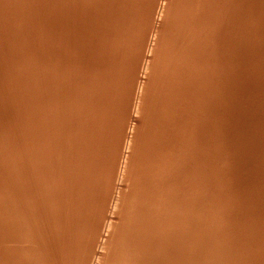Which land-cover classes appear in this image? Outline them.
<instances>
[{
  "label": "bare ground",
  "instance_id": "1",
  "mask_svg": "<svg viewBox=\"0 0 264 264\" xmlns=\"http://www.w3.org/2000/svg\"><path fill=\"white\" fill-rule=\"evenodd\" d=\"M9 1H10V0H9ZM11 1H12L13 3L16 2V0H14L15 2H14L13 0H11ZM11 1H10V2H11ZM17 1H18V0H17ZM32 1H33V0H32ZM42 1H43V0H42ZM42 1L40 0V1H39V4L42 3ZM48 1H50V0H48ZM54 1H55V2H51V3H54V4L57 6V7L55 6L56 8H54L55 10L57 9L55 12H54L53 9H52L54 15H55L59 10L61 11V12H59V15H60V13H61V14L63 13L62 11L69 12V17H70V14H72V12H73V15H74V11L76 10L75 6H77V4H73V3H75L74 0H54ZM82 1H83V0H82ZM93 1H94V3L97 2V0H96V1L93 0ZM93 1H92V2H93ZM116 1H117V0H116ZM118 1H119V0H118ZM120 1H121V0H120ZM120 1H119V2H120ZM123 1H124V0H123ZM126 1H127V0H126ZM126 1H125L124 3L121 2V3H123L122 6H123V5L126 6L125 3L128 2V3H127V7H131V8H129V9H131V11H132L133 13H130V12H129L130 10H129L127 7H126V8H127L128 10H126L125 7H121V3L119 4L118 2H116V5L118 4V6H117L118 8H120V7H121V9H122V8H125V9H123V11H125V13H123V15L126 16V17L121 16L122 18H123V17L126 18V19H125V22L123 21L125 25L122 23V21H120L119 24H122V27H121L120 25H116V27H117L118 29H117L116 27H114V29H115L114 32H115V31H116V32L118 31V32H117V34L113 32L114 35H113V34H112V35L115 36L114 38L117 39V42H116V39H115V40L113 39V36H112L111 38L108 36V34L111 36V34L109 33L108 29H106L108 33L106 32L105 29H104L105 32H102L103 30L101 31V33H103L102 35H104V33H107V35H104V37L106 36V37H107V40H108V41H107V40L105 41V43L108 42V46H107V44H105V45L107 46V47L105 46L106 48L109 49V48L112 47L113 45L116 46L117 44H120V43H121V45H119V47L121 48V49H120V48H119V49H120L121 51H120L119 49H118V50L116 49V48H118V46H117L116 48H115L114 46H113L112 48H110V50L112 49L113 53H114L115 50L119 51V52L115 51V53L117 52L116 54L114 53L115 55H114L113 53H112V56L110 55L111 58H112V60L114 59L113 56H114V57L116 56L117 58H119V57H118V56H119V53H120V55H121V57H120L119 59H116V57H115V60H117V62L115 61L114 64H113V62H112V63H111V66H109V64H108V66L105 65V67H111V68H112V71H111L110 68H109V70H108L109 73H110V71H111V74H110V75H112V72H113L114 75H116V73H114V72H115V71H116V72L119 71V68H121V67L123 68V71H122V72H124L125 70L127 71V70L129 69V67H130L131 65H133V61H132V60H134V59H131V60H130V61H132V63H131L130 61L127 60V59L129 58V56H127V55H130V54H131L130 56H133V54H135V52L137 53V50L139 49V46H138L137 49H135V47H136L137 45L133 42V40L136 41V42H138V41L140 40V43L142 44L141 46H143V42H141L142 39H143V41H144V39H145V42L149 43V41H148V40H149V37H148V36L151 35V34H153L154 32L151 33V34H149V33H148L149 31H147V33H148L149 35L146 34L147 37H148V40H146L145 36L142 35V34H145L144 31L146 32V30H149L150 28L148 27L149 29H147V27H146V28H145L146 30H144V27H145V25L148 26V25L151 23V20H150V19L153 20V21H152L153 23H155L154 19H156L157 21H159V20H158L157 18H155V17H154V19H153V16H154V15H153L152 17H150L151 15L149 16L148 13L152 10V8H151L152 6H151L150 8H148V7H149V5H148L149 3H147V2H149V1H146L148 7H147V6H145V7H147V9H151V10H147V9L145 10V8H144V4L146 5V3L144 2L143 7H141V8L139 7V8L141 9V13L138 11V9H137L136 6H137L138 4L141 5L143 0H142V1H141V0H140V1L137 0V1H139V2L141 3V4H140V3L138 2L137 5H135V4H136V0H134V2H132L133 8H132V6L130 5L131 2H130V4H129V1H133V0H128L127 2H126ZM161 1H163V0H161ZM161 1H159V2H161ZM164 1H165V0H164ZM167 1H169V0H167ZM178 1H179V0H178ZM178 1H176V0H172L169 4L166 3L167 5H170V7H165V4H164V3H163L164 5H161V6H164V7H165V9H166V15H167L168 18H170V19H168V20H170V21H171V19H173V18H174V19H176L177 17L182 18V17L185 16V14H186L185 17H187V15H188V11H189V10L192 11V10H196V9H197V8L192 9L193 5H194V7H195L194 2L196 3V5L199 3V2H197V0H196V1L192 0V1H193V2H192L193 5H191L192 3L189 4V5H185L184 3H190L191 1L189 2V1L186 0L187 2H184V3H183L181 0L179 1V3H178ZM183 1H184V0H183ZM209 1H211V0H209ZM213 1H214V2H213ZM217 1H218V0H212V2H210V4H208L209 6H211V4H213V5H212L213 7L211 6L212 9H213L216 5H218V7L216 6L217 8L215 7L216 9L213 10L214 12L211 11L212 9H211V8L209 9L207 6H206V7H207L209 10L207 9L206 12H207V11H211V12H213L214 15H215V13L218 14V11H219V13L223 15V17H222L220 14H218L217 17H218V18L220 17L219 19H221V18L223 19L224 17H226L227 19L225 18V21L228 20V19H229V18H228V16H229L228 13H229V12H227L226 15H224V14L222 13V11L220 12V10H222V9L219 8V7H221L220 5H222L223 2L221 3V1L219 0L218 4H216ZM224 1H225V0H224ZM229 1H231V2H228V1H227V2L224 3V5H227V4H228V6H227L228 8L225 6L226 9H228V11H229V8L232 7L231 5L234 3L233 0H229ZM234 1H235V0H234ZM238 1L240 2V0H238ZM238 1H236V3H234L233 6H236L235 4L239 5L240 8L242 9V11L246 10V9H244V8L247 7L248 5H250V3H251V5H252V3H253V1L250 2V0H249V1L247 0V1L250 2V3H247V4H246L244 0H241L242 2L244 1L245 5H246V6H244V5H242V4L240 5V3H242V2L239 3ZM247 1H246V2H247ZM263 1H264V0H263ZM10 2H9V3H10ZM12 2H11V3H12ZM19 2H23V0H22V1H19ZM19 2H17V3H19ZM27 2H29V1H27ZM27 2H26V3H27ZM35 2L38 3V1H35ZM43 2H44V1H43ZM46 2H47V1L45 0L44 3H46ZM78 2H80V1L78 0ZM84 2H85V1H84ZM84 2H83L82 4H87V5H88V2H89V1L86 0V2H85V3H84ZM92 2L90 1V2H89V3H90L89 5H91ZM99 2H100V1H99ZM101 2H103V0H102ZM101 2H100V3H101ZM108 2H109V0H108ZM111 2H112V1H111ZM180 2H182V3H180ZM203 2H204V0H201L200 5H201V4L203 5ZM205 2H206V0H205ZM207 2H208V1H207ZM207 2H206V3H207ZM237 2H238V3H237ZM2 3H3V2H2ZM2 3H1V4H2ZM7 3H8V0H7ZM11 3H10L9 8H11V6L13 7V3H12V5H11ZM24 3H25V2H24ZM30 3L33 4V2H29V4H26V5H32V4H30ZM49 3H50V2H49ZM51 3H50V6H52ZM59 3H60V4H59ZM76 3H77V2H76ZM80 3H81V2H80ZM80 3H79V4H80ZM152 3H153V0H152ZM152 3H151V4H152ZM156 3L159 4V6H160V4H162V3H158V2H156ZM214 3H215L216 5H214ZM226 3H227V4H226ZM230 3H231V5H230ZM244 3H243V4H244ZM255 3H261V4H262V0H261V2H260V1L257 2V0H256V1L253 3V4H254L253 7L251 6V8H252L251 10H252V12H253V14H252V13H251V14H252L253 16H254V13H256V12H258V11L260 12V11H261V8L263 7V6H262L263 4H262V5L260 4V6H262V7L259 8V4H258L257 6H255ZM20 4H21V3H20ZM34 4H35V3H34ZM34 4H33V6H35V7H33V6H30V7H32L33 9H36V8H37V11H38V10H44V9H43L44 6L36 7V6L39 5V4H37V5H36V4L34 5ZM42 4H43V3H42ZM42 4H41V5H42ZM46 4H47V5H46V7H45V11H46V8L49 6L48 2H47ZM101 4H105V3H101ZM109 4H111V3H109ZM157 4H156L155 7H157ZM180 4H181V6H180V8H178V6H179ZM204 4H205V3H204ZM219 4H220V5H219ZM2 5H4V4H2ZM5 5H6V4H5ZM16 5H17V4H15V6H16ZM24 5H25V4H24ZM26 5H25V6H26ZM63 5H64V6H63ZM74 5H75V6H74ZM95 5H97V6H95ZM95 5L92 4L91 7L95 6V7L99 10L101 5L99 6V8H98V2L95 3ZM111 5H113L114 7H112ZM111 5H109V6H111L112 9L114 8L113 10L111 9V11H113L112 13H114V10H115V12L119 13V10H121V9H115L116 6H115V3H114V2H113V4H111ZM119 5H120V6H119ZM139 5H138V6H139ZM182 5L188 6V7H190V8L187 7V9H188V10H187L186 7L183 6L184 8L181 10ZM205 5H206V4H205ZM205 5H203L202 7H205ZM224 5H222V6H224ZM229 5H230V6H229ZM0 6H1V5H0ZM21 6H22V4H21ZM73 6H74L75 9L72 10ZM78 6H83V5H78ZM106 6H107V7H106ZM106 6H103V7H104L103 9H104V10L106 9L105 11H107V8H109L108 5H106ZM161 6L159 7V10H160ZM254 6H255V7H254ZM4 7H5V6H4ZM6 7H7V6H6ZM30 7L27 6V9L30 8ZM42 7H43V8H42ZM84 7H85V6H84ZM86 7H87V6H86ZM91 7H90V9H91ZM105 7H106V8H105ZM134 7H135V8H134ZM164 7L162 8V10L164 9ZM196 7H200V8H201V6H198V5H197ZM225 7H224V8H225ZM256 7H258V8L256 9ZM0 8H1V7H0ZM9 8H8V7L5 8L4 11H6L7 9H8V12H10V10H13V9H9ZM13 8H15V7H13ZM39 8H40V9H39ZM41 8H42V9H41ZM96 8H95V9H96ZM101 8H102V7H101ZM142 8H143V10H145L146 12L149 11V12L147 13V15H148L149 17L145 16V15H146V12L143 11ZM200 8H199V10H200V12H201L202 9H200ZM218 8H219V9H218ZM238 8H239V7H238ZM247 8H248V7H247ZM253 8H254L255 10H253ZM2 9H3V7H2ZM2 9H0V10L3 12ZM17 9H18V8L14 9L15 12H16ZM21 9H23V8H22V7H19V10H21ZM49 9L51 10V7H49ZM85 9H86V8H85ZM88 9H89V8H88ZM93 9H94V8H93ZM177 9H178V10L180 9L179 11L181 12L182 15H183V13H184V16H182V15H181V16H180V15L177 16V14H178V13L180 14V12H178V13L175 15V12L178 11ZM184 9H186V11H185ZM217 9H218V10H217ZM226 9H225V10H226ZM231 9H232V8H231ZM236 9H237V7H236L235 9H232V10H236ZM241 9H240V11H241ZM243 9H244V10H243ZM258 9H259V10H258ZM262 9H263V8H262ZM24 10H25V9H24ZM24 10H22V11H24ZM30 10H31V9H30ZM77 10H80V7H79V9H77ZM77 10H76V11H77ZM104 10H103V11H104ZM109 10H110V9H109ZM109 10H108V11H109ZM116 10H117V11H116ZM153 10H155V9L153 8ZM153 10H152V13H154ZM157 10H158V8L156 9L155 12L158 14ZM159 10H158V11H159ZM215 10H216L217 12H216ZM232 10H230V11H232ZM251 10L249 9L250 12H251ZM37 11L34 12V13L36 14V16H37L38 13L40 12V11H39V12L37 13ZM45 11H44V12H45ZM47 11H48V9H47ZM47 11H46V12H47ZM52 11H49V12H50V16H51V14H52ZM82 11H83V9H82ZM82 11H77V12H78L77 15H79V12L82 13ZM89 11H90V10H89ZM92 11H94V10L91 9V12H90V13H93V15H92V14H91V15L94 17L95 13L92 12ZM121 11H122V10H121ZM123 11H122V12H123ZM137 11L139 12V14H138V16L140 15L139 17H141V16L143 15V16H142L143 18H144V17H147V19L149 18V19H148V24H146L147 22H144V21L146 20L145 18H144L145 20H143V18H142V19H141V18L139 19V20H143V23H145V24H144V27H143V26H140L141 28L143 27V28H142V29H143V32L140 33L141 35H139V33L137 34V35H139L140 39H135V36H134V35L136 34V32H138V30H139V27H138V26L141 24V23L139 24V21L136 19V18H137V15H135V14H136L135 12H137ZM142 11H143V14H142ZM160 11H161V10H160ZM182 11H185V12L182 13ZM190 11H189V13H191V14H193V15H196V16H197V14H198V15H201V16H199V17H201L200 20L206 19V20H208V22L211 21V20H213V17H215V16L212 17L213 14H212L211 12H210L211 14H209V12H207L206 14H207V15L209 14V15H208V16L210 17V18H209V17L204 13L205 10H202V12H203V14H205L208 18H203L202 16H204V15H202V12H201V14H200V13L198 12V10H196V11L198 12L197 14L195 13L196 11H192V12H190ZM226 11H227V10H226ZM240 11L237 9V14L235 15V18L237 17L238 14L241 16V13H238V12H240ZM254 11H255V12H254ZM8 12L6 11L7 15H8ZM13 12H14V11H12V14H13ZM41 12L43 13V11H41ZM41 12H40V13H41ZM46 12L44 13V14H45V17H46V16H49V15H46V14H47ZM49 12H48V14H49ZM84 12H85V10H84ZM86 12H88V11H86ZM95 12H97V10H96ZM98 12H99V11H98ZM122 12H120L119 14H115V16H114V14H113V15H110V14H111V12H110V14H108V15H109L110 17L113 16V18H114V17H118V18H119V17H120L119 15H120V14L122 15ZM127 12H128L129 14H126ZM247 12H248V11H246V13H247ZM250 12H249V14H250ZM259 12H258L257 15H259L258 17H260L259 19H261V17H262L261 14H263V17H264V11H262L261 13H259ZM30 13H32V12H30ZM99 13H102V11L99 12ZM152 13H151V14H152ZM163 13H164V11H163ZM194 13H195V14H194ZM231 13H233V11H232ZM235 13H236V11H235ZM235 13H233V14H235ZM244 13H245V12H244ZM10 14H11V13H10ZM15 14H16V13H15ZM24 14H25V13H24ZM26 14L29 15V13H26ZM26 14H25V16H23V14H20V12H19L18 14H16V15L13 14V15H14L13 18H12V19H13V23H11V20H12V19H10L11 17L7 16V15L5 14V12H3V16L8 17V18L6 19L5 17L3 18V16H2V18H3V19H6V21H5V22L2 21V22H4L3 25L0 23V29H2V27H5V26L8 27V28H9V27H12V26H10L9 23H8V24H9L8 26H7V24H5V23L7 22V20H9V19H10V21H8V22H10L12 25L16 23L15 25H18V26L20 27V24L23 25V23H21L22 20L20 21V20L18 19V18H19L18 15H21V16H23L24 18H26V17H27ZM64 14H65V12H64ZM66 14H67V13H66ZM66 14H65V15H66ZM75 14H76V13H75ZM82 14H84V13H82ZM85 14H86V13H85ZM85 14L83 15V17L86 18V17L88 16V14H87V16H85ZM103 14H106V12H104ZM144 14H145V15H144ZM191 14H189V15H191ZM233 14H231L230 16H232ZM249 14H248V15H249ZM1 15H2V14H1ZM1 15H0V16H1ZM32 15H33V14H31V16H32ZM42 15H43V14H42ZM42 15H41V17H39L40 15L37 16V17H38V18H37V21H38V19H40V18H41V21L43 20V16H42ZM54 15H53V16H54ZM56 15H58V14H56ZM62 15H63V14H62ZM62 15H61V16H62ZM77 15H76V16H77ZM91 15H90V16H91ZM100 15H102V14H100ZM116 15H118V16H116ZM127 15H128V16H127ZM163 15H164V14H163ZM166 15L162 16V15L160 14V16H162V19H163ZM171 15H174V16H177V17H174V16H173V18H172ZM219 15H220V16H219ZM239 15H238V16H239ZM243 15H244V14H242V16H243ZM245 15L247 16V14H245ZM255 15H256V14H255ZM21 16H20V17H21ZM36 16L34 15L33 18L35 17V19H36ZM74 16H75V15H74ZM74 16H73V17L71 16L70 18L72 19V18H74ZM96 16H97V15H96ZM96 16H95V18H96ZM102 16H104V15H102ZM102 16H101V17H102ZM105 16H106V17H105L104 19L107 18V15H105ZM135 16H136V17H135ZM160 16H159V14H158L156 17H159V19L162 20V19L160 18ZM170 16H171V17H170ZM206 16H204V17H206ZM242 16H241V17H242ZM246 16H245V17H246ZM250 16H251V15H249V18H248V20L246 19V21H245V17H244V18H241V17H240V18L243 19L245 22L249 23V24H248V27H251V26L253 27V25H250V22H248V21H250V19H251V20H252V23H253V20H255V19H252V16H251V17H250ZM28 17H30V16H28ZM45 17H44V18H45ZM54 17H56V16H54ZM54 17H53V18H54ZM59 17H60V16H59ZM59 17L57 16V18L53 19V20L50 22V24H51V23L54 24L56 21H61V22H62V20L66 19V18H64L65 16L63 17L64 19H62V20H61V17H60V18H59ZM80 17H81V15L79 16V18H78V16H77L78 19H80ZM93 17H92V18H93ZM98 17H99V16H98ZM110 17H108L107 19H109L110 22H114V21H115L114 19H116V18L112 19V18H110ZM132 17H134L136 23L138 22V24H135V23L132 22V21H134V19H133ZM192 17H193V16H192ZM211 17H212V18H211ZM247 17H248V16H247ZM254 17H256V16H254ZM258 17L256 18V20L258 19ZM263 17H262V22L264 23ZM2 18H1V19H2ZM31 18H32V17H31ZM31 18H29V21H28L27 18H26L27 21H25L26 19H23V20L25 21V24L23 25L24 27H26V23H27V22H28V23L30 22ZM46 18H47V19H50V17H46ZM46 18H45V19H46ZM77 18H76V19H77ZM81 18H82V17H81ZM92 18H91V19H88V17H87V18L85 19V20H87V21H85V22L92 21V20H94V21L97 20V19L95 20V19H92ZM118 18H117V19H118ZM122 18H119V19L121 20ZM124 18H123L122 20H124ZM188 18H191V16L187 17V20H188ZM193 18H194V17H193ZM193 18H192V20H195V19H193ZM202 18H203V19H202ZM218 18H216L217 21H215V18H214L213 21H215V22H212V23L216 24V22H217L218 26L216 25V26H217L216 28L219 30V28H218V27H219V23H220L221 21H223L222 23H227V21H226V22H225L224 20H221V21H220ZM20 19H22V18H20ZM35 19H34V22H30V24H31V23H32V24L37 23V21H35ZM51 19H52V17H51ZM51 19H50V20H51ZM67 19H68V18H67ZM76 19H74V20H76ZM117 19H116V21H117ZM183 19L186 20L185 18H183ZM183 19H182V20L180 19L181 21H179V18H178V19H176V20H178V22H177V21H176V22L179 24V22L184 21ZM197 19L199 20L198 17H197ZM230 19H233V18L231 17ZM259 19H258V20H259ZM32 20H33V19H32ZM54 20H55V21H54ZM74 20H73V21H74ZM80 20H84V19L82 18V19H80ZM98 20H99V19H98ZM98 20H97V21H98ZM102 20H103V18H102ZM112 20H114V21H112ZM131 20H132V21H131ZM149 20H150V22H149ZM200 20L198 21V22H199V26H202V25H203V27H200V28H204V31H205L206 28L208 29V27H206V23H207V21H206V23H205V21H201V22H200ZM237 20H238V18H237L236 20L234 19V20H232V21L234 22V21H237ZM243 20H241V21H243ZM256 20H255V21H256ZM39 21H40V20H39ZM41 21H40L39 23H43V22H41ZM43 21H45V20H43ZM53 21H54V23H53ZM68 21H69V19H68ZM71 21H72V20H71ZM76 21H77V20H76ZM94 21H92V23H93ZM116 21H115V23L117 24ZM162 21H163V20H162ZM170 21H168V22H170ZM218 21H220V22L218 23ZM228 21H230V20H228ZM238 21H239V20H238ZM238 21H237L236 23H238ZM241 21H239V24H241V23H240ZM22 22H23V21H22ZM46 22H48V21H46ZM66 22H67V20H66ZM118 22H119V20H118ZM141 22H142V21H141ZM198 22H197V23H198ZM203 22H204V24H203ZM233 22L230 21L229 23L231 24V23H233ZM257 22H258V21H256V26H254V27H257V26L261 23V21L259 20L260 23L258 22V25H257ZM39 23H38V24H39ZM57 23H59V22H57ZM63 23L65 24V22H62V24H63ZM67 23H69V22H67ZM71 23H72V25L75 26V23H77V22H70L69 24H71ZM78 23H79V21H78ZM92 23H89V24H92ZM95 23H97V22H95ZM95 23H93V24L95 25ZM99 23H100V21H99ZM132 23H133V25H132ZM143 23H142V24H143ZM158 23H159V22H158ZM158 23H157V24H158ZM163 23H164V21H163ZM177 23L175 24V21L173 22V20H172V24H171V23H167V24H169L167 27L173 29V30L171 31V33L174 31V28L177 27V26H178L180 29H181V27H182L183 30H184V29L186 30V27H187V28H188L187 30L190 31V32H188L187 34L192 33V31H194V30L196 31V34H197V32L200 31V30L203 31V29H199V30H198V28H197V25H198V24L193 23V24H194V25H193L194 27H193V26L191 25L192 23H190V20H189V26H188L187 21H186L187 26H186L185 23H184V25H183V22H182V25H183L185 28H184L183 26L180 27ZM200 23H202V24L200 25ZM212 23H210L211 27L213 26ZM234 23H235V22H234ZM243 23H244V22H243ZM243 23H242V24H243ZM263 23H262V25L264 26ZM45 24H47V23L44 22V25H43V24H41V25L39 24V25H40L41 27H42V26H43V27H44V26H45V27H48V26L50 25V24H49V25L47 24L48 26H46ZM79 24H80V27H78V29H79V28L81 29V27H82L83 25H81V24H82L81 22H80ZM79 24H77V25H79ZM83 24H84V23H83ZM86 24H87V23H86ZM93 24H92V25H93ZM100 24H102V23H100ZM105 24H109V25H111V23H108V22L105 23ZM112 24H113V23H112ZM134 24H135V26L138 25V26H136V30H137V28H138V30L135 32V34H133L132 31H130L131 33H130V35H129V33H128L129 31H128V30H131V28H132V30H133L134 27H135ZM159 24H161V21H160ZM164 24H166V23H164ZM170 24L172 25L173 28L170 27V26H171ZM230 24L227 23L228 26H229ZM242 24H241V26H242ZM245 24H246V23L243 24V27H244ZM15 25H14V26H15ZM56 25H58V24H55V25H53V26H56ZM96 25H99V24L97 23ZM96 25H95V26H96ZM109 25H106L105 27H106V28H109V27H108ZM130 25H131L132 27H131ZM150 25H151V24H150ZM150 25H149V26H150ZM153 25H154V27H153L154 29L151 27L152 29H150V32H152L151 30H153V31L156 30V31H157V29L155 28V27H156L155 24H153ZM176 25H177V26H176ZM180 25H181V23H180ZM207 25H209V24H207ZM210 25H209V26H210ZM224 25H226V24H224ZM232 25H234V24H232ZM260 25H261V24H260ZM14 26H13V27H14ZM18 26H17V27H18ZM23 26L20 27V29L18 28L17 30L20 31L21 28L24 29ZM28 26L31 27V25H29V24H28ZM28 26H27L26 29H28ZM32 26H33V27L36 26V27H35L36 30H37V29L39 30V28H40V26H39V28H37V26H38L37 24L32 25ZM53 26L51 25V26L49 27V28H50V31H51L52 28H54ZM65 26L67 27L68 25L65 24ZM74 26H73L72 28H73V29L75 30V32H76L78 29L76 30ZM87 26H88V25H87ZM87 26H86V27H87ZM99 26H100V25H99ZM103 26H104V25H103ZM114 26H115V25H114ZM119 26H120L122 29H125V26H126V32H125L124 30L122 31V29L119 28ZM123 26H124V27H123ZM151 26H152V25H151ZM161 26H163V24H162V25H159L160 28H162ZM174 26H175V27H174ZM214 26H215V25H214ZM220 26H221V27H220L221 30H222V28H225V27H222V26H223L222 24H220ZM228 26H227V27H228ZM235 26H236V25H234L233 29L235 28ZM238 26H239V25H237L236 28H237ZM13 27H12V28H13ZM15 27H16V26H15ZM15 27H14V28H15ZM45 27H44V28H45ZM51 27H52V28H51ZM58 27H60V26H58ZM68 27H69V26H68ZM91 27H93V26H91ZM91 27H89L90 30L93 31V28H94V30H95V27H93V28H91ZM101 27H102V26H100V28H101ZM127 27H128V28H127ZM129 27H131V28H129ZM164 27H166V26H164ZM205 27H206V28H205ZM243 27H241V28H243ZM8 28H7V30H8ZM56 28H57V27H55L54 29H52V31L55 32L54 30H55ZM64 28H65V27H64ZM64 28H63V29H64ZM76 28H77V27H76ZM169 28H168V29H169ZM179 28H177V30H178ZM190 28H192V31H191ZM193 28H195V29H193ZM209 28H210V27H209ZM214 28H215V27H214ZM214 28L212 29V31H214L213 33H214V35L216 36V35H217V34H215V33H216V32H215L216 29H214ZM239 28H240V26L237 28V31L243 30L242 32L244 33V35L247 34V33L244 31V29H241V28H240V30H239ZM245 28H246V26H245ZM4 29H5V28H4ZM4 29H3L2 31L0 30V44H1V45H2V43H3V45L6 44L7 47H9V46H10L9 48L14 47V49H15V47H17V48L20 47V48H18V51L21 50L22 52H25L26 54H25L24 56L20 55V56H22V57H20L19 59H18V58H15V59H17V60H14L13 57H15V54H12V51H8V50H9V48H8V50L6 49V50L8 51V52H6V53H7V54H10V53H11V54H12V57H11V58L13 59V60H12V59L10 58L12 61H11V60L9 61V59H7V58L5 57L6 53H5V55H4V52L0 51V55H1V57H2V58L0 57V63H1V64H0V73H2V72H3V73H5V72L8 73V72H7L8 69L11 70V71H13V72H17L16 75H15V73H14V75H12V72L10 71V72H11V75L8 74V75H7L8 77H7L6 75H3V74L0 75V264H84L85 262L88 263V261L91 262V259H92V262H93V261H94L93 259H94V256H95V255L93 256L92 254L95 253V252H91V253H92L91 255L93 256V257H91V255H89V254H90L89 251H90V249H92V251H93L94 249H95L94 251H97L98 249H97L96 246H98V244H95L96 246H94V245L91 246V245L94 244V242H95V243H96V242H97V243L100 242V240L102 239V238H101V235H102V234H97L96 229L99 228L98 230H100V231H98V233H99V232H102L103 235H104V231H105L104 228H105V226L103 227V225H105V224H106L105 221L108 220V217H107V218L105 217L107 220L103 221V223H105V224H102L101 220H102L103 216L101 217V215H100V211L102 212V214L105 213V212H103L102 210L107 209V207H105V206H108L109 203H111L109 199L112 197V196L110 195V193H112V191L110 192L109 187H107V190H109V192H110V193L108 192V195H110V197H109V196L107 197V199L109 200V203H108V201H107L106 199H103V194L105 193V192H104V191H105L104 188H105V186H107V185H111V184H113V183H110L111 180H108V178H107V180L109 181L110 184L108 183L107 180H106L107 182H105V179H106V178H104V177H109V178H110V176H108V175H104V174H103V178L100 179L99 175L101 176V174H102L103 172H107L108 169L105 170V169L102 168V166H104V164H103L102 161H104V160H103V159H102V160H99V159L101 158V156H102L101 151L98 152L99 155L101 154L100 156H99L98 154H95V152H93V151H94V150L99 151V150H101V148H102V151H104V150H107V148H109V147L106 148V146H105V148H103V146L100 147V148H98V147L100 146L101 143H102V145L105 144V143L103 144V142H105V141H106V140H105L106 137H108V136H106L105 134L108 133V135H109V133H110V132H109V129H108V127H107L108 124H107L106 126H104V125H102V124H104V121H105V120H110V119H112L113 116H114V115L111 113L110 115H113V116H112V117L110 116V117H111L110 119H108L109 117H108V118L106 117V118H104L105 120H104L103 122H101V119H103L102 117L104 116V112H105V110H106V109H105V105H106L107 103L110 104V105L108 104V106L106 105V108H108L109 111H110V110L113 109V107H115V106L113 105V104H115L113 101H116L115 98H119L120 94H122V93L125 94V95L122 94L121 97H124V96L127 97V96H129L130 93H129L128 95H126V91H127L126 89H128V88H127V87H128L127 85H128V82H129V81H127V79L130 80V84H131V81H135V80H131V79H129V78H130V74L133 73V72H131V69H132V68H131L130 71H129L130 73L128 74L129 77L127 76V77H128L127 79H125V78H126V74L124 73V74H125V75H124V74L121 72V75H120V76H119V75H116V76H114V78L112 77L113 80L111 81V76L107 73V74L110 76V79H108V80H110L111 82H110V81L106 82V79H105V78H109V77H105V78H104V79H105V80H104L105 82L102 83L103 80H102V81L100 80V75H102V73H100V75L95 73L97 76H99L98 78H94V77H96V76H95L94 73H92V74H94V75H92V77H93L92 79H93V80L90 79V78H91V75H88V76H90V78H89L90 81H89V82L97 80V81H95L94 83L92 82L93 84L90 83V85H94V86H95V83H96V84H98V83L101 84V83H102V85H103V86L101 85V87H99L100 85H98V86L96 85V86L98 87V89L101 88L100 91L98 90L99 92H98L97 90H95V89H97V88H94V87H93V88L90 87V90H89V87H88L87 85H85V83H84V79H85L84 77H85L86 73H89V71H88V72L83 71L84 68H85V67H83V66H82V67H83V70H81L82 67L79 65V63H80L79 61H80V60H79V61H78V60L76 61V59H78V58H76V55H78V54H75V56H73V55H74V54H72L73 50L70 52V48H68V50H67V49L65 48V46H64V48L67 50L66 52H70L69 54H71L72 56H70V55L68 54L70 57H67L66 54H65V55H63L62 53L59 54V52L57 51V49L60 48V46H58L59 44L62 45V43H63V45H66V44H64V42H69V40L71 41L70 37H68V39H66V36H65V37L63 36V37H62L61 34H60V38L62 37V40H61L60 38L57 39V38L55 37L58 41H59V39H60L59 43H58V42L55 43L56 40H55V38L53 37L52 34L55 35V33H57V31H56L55 33H52V34L50 33V31H47V33L49 32V33L52 35V36H49V35L47 36L46 33H45V34H46V35H45L42 31L39 30L40 32L43 33V35H45V41L48 39L47 37H51V38L53 37V38H54V40H55V41H54L55 45L58 43V45H56V47H57V48H56V51H57L58 53L55 51V48H54V49H52V50H53V52H52L53 55H52V53H50L51 50H50V49L48 50L47 46H45L46 43H47V45H48L49 42L51 43V41L49 40V42H46V43H45V41H44V39H43V41H44L43 43H45V45H43V47H46L47 50L45 51V49H44L43 47H42V48L44 49L45 53L47 52L46 54H49V53H50V54H49L50 56H49V57L44 56L45 59L48 58L47 61H45V60L43 59V57L41 56L40 59H38V61L40 60V61L38 62V61L36 60V59H37L36 56H37V53L40 51V50L38 51V49L41 48V45H42L43 43L41 44V43L37 42V43H39V44L37 45V43L35 42L37 46H39V45L41 44V45H40V48L37 47V50L34 51V53L36 52V56H31V55H30V56L27 57V59H26V55H27V52H26L27 48H26V47H27V46L29 47V45H30V44H29V42H30L29 39H30L31 37H29V35H25V37L22 38L20 35H18V34L21 33V32H19V33L16 32V31H15L16 29L14 30V33L12 34L13 29L11 30V28H10V30H11L10 33H8V34H3V32L5 31ZM42 29H43V28H42ZM46 29H47V28H46ZM61 29H62V25H61ZM65 29H66V28H65ZM80 29H79V31H78V34L82 32V31L80 32ZM82 29H83V31L85 30V29H84V26H83ZM82 29H81V30H82ZM101 29H102V28H101ZM110 29H111V28H110ZM116 29H117V30H116ZM119 29L122 31V35H119V32H120ZM171 29H170V30H171ZM180 29H179V30H180ZM225 29H226V28H225ZM225 29H223V31H224ZM259 29H260V28H259ZM28 30H29V29H28ZM28 30H27V31H28ZM47 30H49V29H47ZM59 30H60V28H59ZM68 30H69V28H68ZM86 30H88V29L86 28ZM86 30H85V31H86ZM98 30H100V29L98 28ZM98 30H97V31H98ZM162 30H165V28L162 29ZM162 30H161V29L159 30V34H160V31H161V32H164L165 34H166V32H167L166 35H165V34L163 35V36H165V39L167 38V35H168V34H169V36H171V33H168V31H170V30H168V31H167V29H166L165 31H162ZM175 30H176V29H175ZM185 30H184V31H185ZM208 30H209V29H208ZM227 30H230V29H227ZM235 30H236V29H235ZM247 30H248V29H247ZM261 30H262V27H261L260 31H261ZM32 31H35V30L32 29ZM43 31H44V29H43ZM62 31H63V30H61V33H62ZM92 31H90V32L87 31V32H89V35H90V36H89L88 34H87V35L89 36V38H92V39H93L94 37H92V35H91V34L93 33ZM97 31H95V33H97ZM112 31H113V30H112ZM112 31H111V32H112ZM133 31H134V30H133ZM140 31H141V29H140ZM180 31H181V30H180ZM180 31H179V32H180ZM184 31H181V33L184 32ZM202 31H200V32L202 33ZM209 31H210V30H209ZM212 31H211V32H212ZM237 31H235V33H236ZM263 31H264V29L262 30V34H263V37H264V33H263ZM6 32H7V31H6ZM8 32H9V30H8ZM15 32L17 33L18 36L15 35V34H16ZM22 32H23V31H22ZM24 32H25V30H24ZM24 32H23V33H24ZM35 32H36V31H35ZM64 32H65V30L63 31V33H64ZM67 32H69V31H67ZM67 32H66V33H67ZM72 32H73V31H72ZM72 32H70V33H72ZM179 32H177V33H179ZM200 32L198 33V36L200 35ZM207 32H208V31H205L206 34H207ZM211 32H208V33H211ZM224 32H225V31H224ZM228 32H229V31H228ZM230 32L233 33L234 30L232 31V28H231ZM230 32H229V33H230ZM242 32H241V33H242ZM250 32H252V30H250ZM255 32H258V31H255ZM255 32H254L255 35H256V34H259V33H255ZM4 33H5V32H4ZM29 33H30V32H29ZM32 33H34V32H32ZM32 33H31V34H32ZM37 33H38V32H37ZM42 33H39V34H38V36H39V35L41 36V40H42V38L44 37L43 35H41ZM49 33H48V34H49ZM84 33H85V32H84ZM84 33H83V34H84ZM90 33H91V34H90ZM95 33H93V34H95ZM101 33H100V31H99V33H98L97 35H96V34H95V35L98 37V35H100ZM126 33H127V34H126ZM177 33H174V32L172 33V35L174 36L173 39H175L176 37H178V34H177ZM184 33H186V32H184ZM193 33H195V32H193ZM193 33H192V34H193ZM203 33H204V32H203ZM213 33H211V35H212ZM219 33H223V32H222V31H221V32L218 31V37H217V38L220 37V36H219V35H220ZM229 33H226V34H229ZM232 33H231L230 35H231L232 37H234V36L232 35ZM237 33H238V32H237ZM237 33L234 34V35H237ZM25 34H27V33L25 32ZM31 34H30V35H31ZM34 34L36 35V33H34ZM34 34H32V35H34ZM57 34H59V33H57ZM64 34H65V33H64ZM73 34H74V33H72L70 36H72V38H73L72 40L75 41L76 39H74V36L77 34V32H76L74 35H73ZM120 34H121V32H120ZM154 34H155V33H154ZM157 34H158V33H157ZM176 34H177V35H176ZM187 34H186V36H187ZM262 34H260V35L262 36ZM35 35L33 36V37H34V40L36 39V38H35ZM68 35H69V34H68ZM79 35H81V34H79ZM79 35H76V36L79 38ZM85 35H86V34H85ZM95 35H93V36H95ZM102 35H100V36H102ZM118 35H119L120 37H122L123 40H122L121 38H120V40H119V39H118V37H119ZM126 35H127V37H129V38H128V41H129L130 38H133V36H134V39H131L132 41L130 40V43H132V44L134 43V45H136V46L133 47V45L131 46L128 42H125V41L127 40V39H126V38H127ZM128 35H129V36H128ZM131 35H132V36H131ZM137 35H136V36H137ZM179 35H180V33H179ZM182 35H183V33L181 34V36H179V38L185 36V34H184L183 36H182ZM193 35H194L193 37L196 38L197 35H196V36H195V34H193ZM214 35H212V36H214ZM240 35H242V34L239 33V36H240ZM252 35H253V33H252ZM22 36H24V35H22ZM38 36H37V37H38ZM40 36H39L38 39H40ZM42 36H43V37H42ZM56 36H57V35H56ZM76 36H75V37H76ZM130 36H131V37H130ZM141 36H142L143 38H142ZM163 36L161 35V37H160V35H159V37H160L159 39L162 41V38H163V41H162V42H163L164 44H162V45H166V43H167V41H169V39L167 38L166 43H165V42H164L165 39H164ZM169 36H168V37H169ZM198 36H197V38L199 39V41H201V40L203 41V39L200 40V38H206L207 36L209 37L210 35L207 34V36L205 37V35L203 34L202 36H199L200 38H199ZM203 36H204V37H203ZM212 36H210L209 38L212 39V38H213ZM222 36H223V35H222ZM224 36H225V35H224ZM226 36H227V35H226ZM226 36H225V37H226ZM239 36L237 37V39H238V38H242V36H240V37H239ZM256 36H257V35H256ZM58 37H59V35H58ZM80 37H82V35H81ZM85 37H86V36H85ZM85 37H82V38H81V39H84V40H82V43H84L83 41H85V39H86ZM97 37H96V39H97L96 41H97V42H99V41H98L99 38H101L102 42L106 39V38L102 39V37H99V38H97ZM125 37H126V38H125ZM137 37H138V36H137ZM157 37H158V36H157ZM171 37H172V36H171ZM187 37H188V36H187ZM208 37H207V38H208ZM227 37H228V36H227ZM243 37H244V36H243ZM250 37H251V36H250ZM250 37H249V35H248V37H246V35H245V38H244V39H246V38H249V39H250ZM253 37H254V36H253ZM253 37H252V38H253ZM258 37H260V36H258ZM78 38H77V39H78ZM124 38H125V41H124ZM151 38H152V37H151ZM153 38H154V35H153ZM169 38H170V37H169ZM179 38H178V41H176V40H177V38H176V40H175L176 42L174 41L175 43H174L172 46H170V47H169L168 45L172 44V42H171L170 44L167 43V46H166V47H169V49H170V48H173L174 45L177 44V42L180 41L182 44H185V45L187 46V48H188V53H189L190 56H193V55H192V51H194V50H195V53H196V54L201 53V52H198V49H199L198 46L201 47V49H199V51L202 50V49H205V48H203V47H204L203 44L206 46V41H207V40H210L209 42H210V44H211L213 41H214V42L216 41L215 39H217L216 37H214V38L212 39V40H213L212 42H211V39H207V40L205 39V43H204V41L201 42V43H202V44H201L202 46H201V45H198V44H200V43L198 42V39L196 40V41L198 42V44H197V43L195 44L194 42H196V41L194 40V42H192V44H193V43H194V44L191 45V44H190V43H191L190 40H192L193 38L190 39V38L188 37V38H189V41H188V42H190V43L186 42L187 39H186V40L184 39V38H186V37H183L182 40L179 39ZM195 38H194V39H195ZM222 38H223V37H221V39H222ZM261 38H262V37H261ZM261 38H259V39H260V43L262 42V44H264V43H263L264 40L261 39ZM23 39H24V40H23ZM31 39H32V38H31ZM79 39H80V38H79ZM81 39H80V40H81ZM87 39H88V37H87ZM87 39H86V40H87ZM173 39H171L170 41H172ZM224 39H225V38H224ZM259 39L257 40V38H256V39H254V41L257 40V41L259 42ZM34 40H32V41H34ZM89 40H90V39H89ZM101 40H100V41H101ZM121 40H122V41H121ZM137 40H138V41H137ZM151 40H152V39H150V41H151ZM183 40H185L184 43L182 42ZM217 40H220V38L217 39ZM229 40H230V39H229ZM231 40L233 41V40H236V39L233 38V39H231ZM247 40H248V39H246V42H245V41L243 42V44L247 43L245 46L242 44L244 47H246V49H247V47H248L247 45H249V47H251L250 49L254 50L253 48H255V47L259 44V43H256V42H255V43L257 44V45H255V44H254V41H253V43H252V41H251V39H250V41H249V42L251 43V46H250V43L248 44ZM261 40H263V41H261ZM32 41H31V42H32ZM36 41H37V40H36ZM38 41H40V40H38ZM47 41H48V40H47ZM52 41H53V40H52ZM61 41H62V43H60ZM77 41H78V42H77ZM77 41H75V44H76V42H77V44L79 45V40H77ZM92 41H94V43L96 42L95 39L92 40ZM119 41H121V42H119ZM192 41H193V40H192ZM225 41H227V39H225ZM236 41H237V40H236ZM236 41H233V42L236 43ZM238 41H240V39H239ZM87 42H88V40H87ZM87 42H85V43L87 44ZM145 42H144V45H145ZM151 42H152V41H151ZM151 42H150V43H151ZM157 42L160 43L158 40H157ZM157 42H156V44H157ZM185 42H186L187 44H190V45H191L190 49H191V48L193 49V48H195V46H197V48H196V49H197V52H196V49H194V50L191 49L192 51H191V53H190V52H189V50H190V49H189V45H187ZM209 42H208V43H209ZM214 42H213L212 46H214ZM217 42H218V41H217ZM240 42H241V41H240ZM73 43H74V42H73ZM73 43H72V44H73ZM80 43H81V42H80ZM91 43H92V42H91ZM122 43H123V45H122ZM152 43H155V42H152ZM218 43H219V42H218ZM220 43H221V42H220ZM223 43H226V42H223ZM228 43H229V41H228ZM32 44H33V43H32ZM32 44H31V45H32ZM72 44H71V45H72ZM86 44H83V45L85 46ZM88 44H89V42H88ZM92 44H93V43H92ZM92 44H91V45H92ZM97 44L100 45L101 42H100V43H96V45H95L96 47L99 46V45H97ZM103 44H104V43H102V45H103ZM111 44H113V45L111 46ZM124 44H125V45H126V44H129V46H130V47H133V48H131V50H129V49L125 48ZM210 44H209V46H210ZM252 44H254L255 46H253ZM3 45H2V46H3ZM36 45H35V46H36ZM51 45H53V42H52ZM55 45L52 46L51 48L55 47ZM67 45H68V44H67ZM69 45H70V43H69ZM71 45H70L69 47H72V49H75V50H78V49L80 50V49L82 48V46H80V47H81V48H80V47H77V46H78V45H77V46H75V47H77L78 49H76L75 47H73L74 45H73V46H71ZM80 45H81V44H80ZM149 45H150V44H149ZM149 45H148V47H149ZM153 45H154V44H153ZM160 45H161V44H160ZM177 45H178L177 48H179V47H180L179 45H181V44L178 43ZM185 45H184V46H185ZM194 45H195V46H194ZM215 45H216V44H215ZM218 45H219V44H217V46H218ZM231 45H232V44H231ZM236 45H237V44H236ZM239 45H241V44L239 43ZM242 45H241V46H242ZM2 46H0V47H2ZM35 46H34V47H35ZM95 46H93V47L95 48ZM129 46H127V47H129ZM150 46H151V45H150ZM156 46H157V45H156ZM184 46L182 45L181 48H179L178 51H180V49L183 50V47H184ZM209 46H207V47L210 48ZM217 46H216V49L218 48ZM227 46H228V48H229L230 45L228 44ZM227 46H226V47L224 46L225 49H227ZM233 46H234V47H237V46H235V45H233ZM241 46H240V47H241ZM243 46H242L241 48H243ZM259 46H260V45H259ZM259 46H258V47H259ZM30 47H31V46H30ZM34 47H33V48H34ZM48 47H49V45H48ZM58 47H59V48H58ZM62 47H63V46H62ZM62 47H61L60 49L63 50L64 48H62ZM89 47H91V46H89ZM89 47H86V48H89ZM93 47H92V48H93ZM100 47H101V46H100ZM103 47H104V45H103ZM130 47H129V48H130ZM154 47H155V46H154ZM159 47H160V46H159ZM159 47H158V48H159ZM162 47H163V46H162ZM175 47H176V45H175ZM175 47H174V49H176ZM207 47H206L205 50L208 49ZM234 47H231V48H234ZM258 47H257V48H258ZM263 47H264V46H263ZM263 47H262V48L260 47L259 49H263V50H264ZM5 48H6V47H5ZM49 48H50V47H49ZM94 48H93V50H94ZM113 48H114L115 50H114ZM151 48H153V47L151 46L150 49H151ZM160 48H161V47H160ZM164 48H165V47H163V50H164ZM213 48H215V46H214ZM213 48H212V50H213ZM220 48H221V47H219V49H220ZM222 48H223V47H222ZM241 48H239V49H241ZM12 49H13V48H12ZM31 49H32V48H30V50H31ZM65 49H64V50H65ZM83 49H84V47H83ZM83 49H82V50H83ZM97 49H98V47L96 48L95 51L98 53ZM99 49H101V50L104 49V50H105V48H102V47L99 48ZM99 49H98V50H99ZM125 49H127V50H125ZM132 49H135V51L133 50L134 53L132 52ZM144 49H145V47H144ZM150 49H149V51H151ZM166 49H168V48H166ZM166 49L164 50V51H165L164 54L161 53V52H162V51H161L162 49H160V54H163V57H164V55H166V56L168 55V57H166V58L164 57L166 60H167V58H168V59H171L172 56L175 55V53H176V54L179 53V52L174 51L175 53L172 52V53H174V54L171 56V51H173V49H170V50L168 49V50L170 51L169 53L167 52ZM235 49H236V48H235ZM239 49H236V50L238 51ZM246 49H245V51H246ZM250 49L248 48L249 51H250ZM0 50H2V49H0ZM6 50H5V51H6ZM10 50H11V49H10ZM30 50H27V51H28V53L32 54L33 51L31 50L32 52H30ZM33 50H34V49H33ZM90 50L92 51L91 48H90ZM123 50H124L125 52H126V51L128 52V50L130 51V52H128L129 54L126 52V53H127V55H126L127 57H125V55H123V53H122V52H124ZM142 50H143V47L141 48V54H142ZM156 50H157V48H156ZM156 50H155V51H156ZM182 50H181V51H182ZM185 50H186V47H185ZM185 50H184V51H185ZM209 50H211V49H209ZM209 50H208V52L206 51V53H209V54H210V53L212 52V50H211L210 52H209ZM214 50H215V49H214ZM217 50H218V49H217ZM217 50H215V52H216V53H219V52H217ZM221 50H222V49H221ZM231 50H232V49H231ZM236 50H235V51H236ZM241 50H242V49H241ZM263 50H262L261 54H263ZM3 51H4V47H3ZM15 51H17V49H15ZM18 51H17V52H18ZM21 51L18 52V53H19V54L22 53ZM37 51H38V52H37ZM44 51H43V52H44ZM59 51H60V50H59ZM84 51H88V50L86 49V50H84ZM84 51L81 52V50H80V53L83 54ZM95 51H94V52H95ZM106 51H107V53H111V52L108 51V50H106ZM106 51H105V52H106ZM155 51L153 50V52H155ZM164 51H163V52H164ZM181 51H180V52H181ZM235 51H232V52L235 53ZM249 51H247V52L249 53ZM43 52L41 51V55H42ZM60 52H61V51H60ZM63 52H64V51H63ZM88 52H89V51H88ZM94 52H93V53H94ZM96 52H95V53H96ZM100 52L102 53L103 51H100V50H99V53H100ZM105 52H103V53L105 54ZM131 52H132L133 54H132ZM145 52H146V51H145ZM185 52H187V50H186ZM185 52H183V53H185ZM222 52H223V50H222ZM225 52H226V51H225ZM225 52H223V53H225ZM247 52H246L245 54H243V53H242V54H243V55H247ZM250 52H251V51H250ZM258 52H259V51H258ZM13 53H14V51H13ZM34 53H33V54H34ZM45 53H43V55H46ZM74 53H76V52H74ZM78 53H79V52H78ZM86 53H87V52H86ZM86 53H85V57H86ZM90 53H91V52H89L88 54L90 55ZM93 53H91V54H93ZM121 53H122V54H121ZM126 53H125V54H126ZM139 53H140V52H139ZM149 53H150V52H149ZM156 53H157V52H156ZM156 53H154V54L156 55ZM166 53H168V54H166ZM238 53H239V51H238ZM238 53H237V54H238ZM256 53H257V52H255V53L253 52L252 55H255ZM22 54H24V53H22ZM82 54H81V55H82ZM104 54H103V55H104ZM143 54H144V53H143ZM151 54H153V53H151ZM157 54H158V53H157ZM179 54H180V53H179ZM209 54H208V55H209ZM226 54H227V53H226ZM229 54H230V53H229ZM258 54L260 55V53H258ZM258 54H257V55H258ZM13 55H14V56H13ZM38 55H40V54H38ZM79 55H80V54H79ZM79 55H78V57H79ZM93 55H94V54H93ZM107 55H108V54H106V55H104V56L106 57ZM122 55L125 57V59L127 58L126 60L128 61V63H129V62L131 63L130 66H126V65H128V63L124 65V62H126V61H123V60H122V61H123L122 64H123L124 66H123V65L121 66L120 59H121V58L123 59ZM137 55H139V54H137ZM137 55H134L133 57H134L135 59H140V58L142 59V57H144V55H143L142 57H141V56H138V57H140V58H137V57H136ZM145 55H146V56H149L150 58H152V57H151L150 55H148L147 53H145ZM155 55H154V56H155ZM169 55H170V57H169ZM177 55H178V54H177ZM180 55H181V54H180ZM180 55H179V56H180ZM185 55H187V54L185 53ZM211 55H213V53H212ZM216 55H217V54H216ZM216 55H213V56H215L214 58H216ZM219 55H220V54H219ZM219 55H218V58L221 57V56H219ZM222 55H223L222 57H225V56H226L225 54H222ZM224 55H225V56H224ZM250 55H251V53H250ZM257 55H255L256 58H257ZM259 55H258V56H259ZM16 56H17V55H16ZM18 56H19V55H18ZM27 56H28V55H27ZM47 56H48V55H47ZM65 56H66L67 59H68V58L70 59L71 57H75V58H76V59L73 58L74 60L70 59V61H68L69 59L67 60V65H68L69 67H68V66L65 67V64H63V61H64V60H62V59H65ZM94 56H95V55H94ZM108 56H109V55H108ZM179 56H178V57H179ZM182 56H184V54L181 55L179 58L176 57V59H177V60L179 59V60L183 61L182 59H184L185 57L182 58ZM194 56H195V54H194ZM209 56H210V55H209ZM209 56L207 57L208 59H210ZM213 56H211V59H210L211 62L213 61V60H212V57H213ZM234 56H236V55H234ZM261 56H262V55H260L259 57H261ZM7 57H8V56H7ZM34 57H36V59H35ZM38 57H39V56H38ZM54 57H55V58H54ZM80 57H81V56H80ZM82 57H83V55H82ZM90 57H91V56H90ZM99 57H102V55L100 54ZM159 57H161V56L159 55ZM159 57H158V58H159ZM195 57H196V56H195ZM195 57H193V58H195ZM197 57H200V55H197ZM205 57H206V56H205ZM222 57L219 58V59L224 60ZM228 57H229V55H228ZM230 57H231V56H230ZM253 57H254V56H253ZM263 57H264V54H263ZM31 58H33V59H35V60L32 61ZM41 58H42L43 61L41 60ZM83 58H84V57H83ZM83 58H82V59H83ZM86 58H87V57H86ZM96 58H98L97 55H96ZM107 58H108V57H107ZM111 58H110V59H111ZM153 58H154V57H153ZM161 58H162V57H161ZM180 58H182V59H180ZM188 58H189V57H188ZM188 58H187V59L185 58L187 61L184 59L185 63L187 62V63H190V64H191V62H192V63H195V65H196V62L198 61L199 65H200V64L203 65V63H202L203 61H202L201 58H200L199 60L202 61V62H199V60L196 61L195 59H192V57H190V58H191V62H190V61L188 60ZM190 58H189V59H190ZM245 58H246V57H244V59H245ZM90 59H91V58L88 59L89 62L91 61ZM92 59H94L93 56H92ZM99 59H100V58H99ZM129 59H130V58H129ZM145 59H146V57H145L144 60H142V61H145ZM148 59H149V58L147 57V62L150 61V60L148 61ZM155 59H156V58H155ZM165 59H163V60L165 61ZM173 59H175V58H173ZM196 59H197V58H196ZM208 59H207V60H208ZM229 59H230V58H229ZM231 59H232V57H231ZM261 59L264 60V58H261ZM83 60H84V59H83ZM86 60H87V59H86ZM96 60H97V59H96ZM96 60H94V61H96ZM100 60H101V59H100ZM102 60H104V59H102ZM102 60H101V61H102ZM105 60H106V58H105ZM105 60H104V61H105ZM112 60H111V61H112ZM151 60H152V59H151ZM193 60H194L195 62H193ZM207 60H206V61H207ZM210 60L208 61V63L210 62ZM225 60H227V58H226ZM237 60L239 61V59H237ZM253 60H254V59H253ZM255 60H256V59H255ZM255 60H254V61H255ZM263 60H262V61H263ZM34 61H35V62H34ZM41 61H42V62H41ZM44 61H45V62H44ZM65 61H66V59H65ZM65 61H64V62H65ZM73 61L75 62V69H72V68H74V65H73L74 62H73ZM97 61H98V60H97ZM97 61H96V62H97ZM108 61H109V60L107 59V62H108ZM153 61H154V59H153ZM153 61H152V64H153ZM157 61H158V60H157ZM169 61H171V60H169ZM169 61H167V62H168V64L170 65V62H169ZM173 61H174V60H173ZM181 61H179V63H177V64H176V62H175V64H174V63L171 61V62L174 64V65H172V66H175V65H176V66H175V69L177 68L176 71H179V70H178L179 67H180V69L182 68V70L180 71L181 74H180V73L178 74V75H179V80H180V79L182 80V78H183V81H185V82L187 81V79H188V80L190 79V80L193 82L194 80H196L195 78H197V80L200 79L199 82L196 80V81H194L193 83H192V82L189 83V84H192V85H190V87H191V86L194 87V84H195V87L197 86V88L200 87V88H203L204 90H206V89H207V87H206L207 84H205L204 80H205V79L207 80L206 77H209V73H212V72L214 73V72L216 71V70H214L213 68L216 69L217 66L212 67V65H211V64L215 65V64H214V61H213V63H211L210 66H209V67H211V69H209V70H212V69H213V71H209V70L207 69L208 67L206 68V69H207V72H206V70L203 71V72H205L206 74H208V76H206L204 79H203V77H201V78H200V77H197L198 75L202 76V75H201V74H202V71L199 70V68H198L199 66H197L196 69H198L197 71H201V72H200V74H199L198 72H196V73H198V74L196 75V73H195V69H193L194 67H193V68L191 67V68L194 70V72H193L191 68H190V69H187V68H188L187 66H188L189 64L186 63L187 65H186V67H185V65H184L185 63H184V62L181 63ZM188 61H189V62H188ZM218 61H221V60H218ZM258 61H259V62H258L257 64H258V65H260V64L262 65V62H261L259 59H258ZM70 62H71V63L73 62V63L71 64ZM77 62H79V63H77ZM81 62H82V60H81ZM83 62H84V61H83ZM83 62L80 63V64L82 65ZM85 62H86V61H85ZM135 62H136V61H135ZM139 62H140V61H138V63H139ZM226 62H227V61H226ZM228 62H229V60H228ZM242 62L244 63V61H242ZM248 62H249V61H248ZM251 62H252V61H250V63H251ZM69 63H70V64H69ZM76 63H77L78 65H76ZM103 63H104V62H103ZM136 63H137V62H136ZM138 63H137V64H138ZM144 63H145V62H144ZM158 63H159V62H158ZM161 63H162V62H161ZM180 63L182 64L181 66H183V67H185L187 70H190V71H192L193 73H195V74H193V73L191 74V73H190V74L193 75V76L196 75L195 78H194V80H192V79H193V76H191L192 79L190 78V74H189L190 71L188 72V75H189V76L187 75L188 78L186 77L187 79L185 78L186 75H185L184 77L181 78V76H183V75H182L183 67H181V66H178V67H177V65H179ZM217 63H218V62H217ZM217 63H216V64H217ZM223 63H224V66H222L223 64H222L221 66H222V67H225V66H226V65H225V62L223 61ZM243 63H242V64H243ZM259 63H260V64H259ZM263 63H264V62H263ZM60 64H62V65H60ZM86 64H87V63H86ZM88 64H89V63H88ZM91 64H92V62H91ZM91 64H90V65H91ZM95 64H96V63H93L94 66L99 67V66L102 64V62L99 64V66H97V65H95ZM97 64H98V62H97ZM104 64H105V63H104ZM112 64H113V66H112ZM168 64H167V65H168ZM206 64H207V62H206ZM220 64H221V63H220ZM236 64H237V63H236ZM63 65H64V66H63ZM71 65H72L73 67H72ZM83 65H85V64H83ZM134 65H136V64H134ZM138 65H139V64H138ZM138 65H136L137 68H136V67H135V68L139 70L140 67L138 68ZM153 65H155V64H153ZM197 65H198V64H197ZM201 65H200V66H201ZM208 65H209V64H207L206 66H208ZM217 65H219V64H217ZM238 65H240V64H238ZM244 65H246V63H244ZM258 65H257L256 67H258ZM77 66H78L80 69H79ZM125 66H126V67H125ZM142 66H143V65H142ZM155 66L158 67V68L161 67V66L159 67V66H157V65H155ZM170 66H171V65H170ZM190 66H193V65L191 64ZM206 66H205V67H206ZM221 66H220V67H221ZM227 66H228V69H229V65H227ZM227 66H226V67H227ZM232 66H233L234 68H236L235 65H232ZM241 66H243V65H241ZM248 66L250 67V65H246V67H248ZM91 67H92V66H90V67L88 66V67L85 68V70H86V69H89V68H91ZM96 67H95V68H96ZM101 67H102V66H101ZM101 67H100V68H101ZM131 67H132V66H131ZM164 67H165V66L162 67L163 70H165L168 66H167L166 68H164ZM195 67H196V66H195ZM202 67H203V66H202ZM218 67H219V66H218ZM237 67H238V66H237ZM246 67H245V68H246ZM254 67H255V66H254ZM76 68H78V69H77V71L75 72ZM103 68H104V67H102V69H103ZM115 68H116V70H114ZM124 68H125V69H124ZM126 68H127V69H126ZM158 68H157V69H158ZM230 68H231V66H230ZM263 68H264V66H263ZM22 69H23V70H22ZM92 69H93V68H92ZM96 69H97V68H96ZM98 69H99V68H98ZM141 69H142V68H141ZM160 69H161V68H160ZM167 69H168V68H167ZM173 69H174L173 67H172V69H171V67H170V71H174V72H175V70H173ZM202 69H203V68H202ZM218 69H219V68H217V70H218ZM225 69H226V68H225ZM225 69H224L223 71H225ZM236 69H237V68H236ZM252 69H254V68H251L250 70H252ZM260 69H262V67L256 69V71L258 70L256 73L259 74V72H261ZM99 70H100V69H99ZM104 70H105V69H104ZM113 70H114V71H113ZM121 70H122V69H121ZM133 70H134V68H133ZM145 70H146V68H145ZM163 70H162V71H163ZM184 70H185V69H184ZM221 70H222V69H221ZM221 70L219 69L218 71L220 72ZM240 70H242V68H241ZM18 71H20V72H18ZM72 71H74L73 73H75V75L77 74V72L80 73V74L78 73V74L76 75V77L79 76V75L82 76V75H81L82 71L85 73V74L83 73V76H82L83 79L80 78V76L77 77V78H79V84H80V80H81V81L83 80L82 82H83L84 84L82 83V85H83L82 87H84V85H85V87H84V92H86L85 90H87V89H88L90 92H92V90H94V93H95V94L93 93L94 96H93L92 94H90V92H88V90H87L86 93H89V94H90V95L88 94L89 97H90L89 100H92V103L95 101L94 103H96V104H98L99 106H101V108H102V104H103V108L105 109V110L103 109L104 112H103V110L98 111L99 106H96L95 104H94V105H95V106H94L95 109H92V108L90 109V108H89L90 111L92 110V113H91L88 109L86 110V108H84L85 111H84L83 109H82V111H80V110H81V107H80V106H78L80 109H77V106H76V108H75V107L73 108L72 106H70V103L72 102V100H71L70 98L73 99V98H75V97L77 96V94L79 95V93L77 92V90L80 92V94H81V92H83V91H82L83 89L81 88V84H80V85L75 84V83H78V79L76 80V77H75V75L72 73ZM93 71H95V69H94ZM96 71H97V70H96ZM142 71H143V70H142ZM162 71H161V72H162ZM166 71H167V70H166ZM166 71H165V74H166ZM170 71H169V72H170ZM218 71H216V73H217ZM223 71H221V72H223ZM229 71H230V73H232V70H231V69H229ZM234 71H236V70L234 69ZM262 71H264V69H262ZM103 72H104V71H103ZM119 72H120V71H119ZM136 72H138V71H136ZM136 72L134 71V73H136ZM149 72H150L151 74L154 73V72H152V71H149ZM155 72H158V71H155ZM159 72H160V71H159ZM161 72H160V73H161ZM225 72H226V71H225ZM227 72H228V71H227ZM227 72H226V73H227ZM239 72L241 73V71H237V74H235V73L233 72V73H232L233 75H232V74H231V75H232L233 77H235L234 74H235V75H238ZM247 72H248V71H247ZM247 72L244 70L242 73L246 74ZM105 73H106V72H105ZM105 73H104V74H105ZM117 73H118V72H117ZM126 73H128V71H127ZM142 73H143V72L140 71V74L138 73V76H140ZM186 73H187V72H186V70H185V71H184V74H186ZM205 73H203V75H204ZM226 73L221 74L222 77H225V75L228 74V73H227V74H226ZM230 73L228 74V77H230V81H231V80H232V76L230 75ZM261 73H262V72H261ZM261 73H260V74H261ZM90 74H91V73H90ZM145 74H146V71L144 72V75H145ZM148 74H149V73H148ZM167 74H170V73H167ZM171 74H173V73H171ZM176 74H177V72L175 73V75H176ZM206 74H205V75H206ZM214 74H215V73H214ZM217 74L220 75V73H217ZM217 74L214 75V76L217 77ZM247 74H250V73H247ZM260 74H259V75H260ZM263 74H264V73H263ZM263 74H261L260 76L263 77V76H264ZM9 75H10V77H9ZM73 75H74V77H73ZM108 75H107V76H108ZM142 75H143V74H142ZM142 75H141V76H142ZM146 75H147V74H146ZM149 75H150V74H149ZM154 75H155V74H154ZM162 75H164V74H162ZM162 75L159 77V79H161ZM178 75H177V76H178ZM205 75H204V76H205ZM229 75H230V76H229ZM262 75H263V76H262ZM53 76H54V77H53ZM62 76H63V77H62ZM88 76H87V79H86L87 81H88ZM118 76H119V77H118ZM121 76H122V78H124V76H125L124 80H123V79H120V80H123V83H126V84H125L126 86L123 85V84H122V86H121V84H119V78H120ZM151 76H153V74H152ZM151 76H150V77H151ZM156 76H157V75H156ZM167 76H168V77H167ZM167 76H165V78L172 77L173 75H171V76H170V75H167ZM210 76H211V75H210ZM238 76H240V75H238ZM244 76H245V75H242L241 77H244ZM247 76L250 77L249 75H247ZM247 76H245V77H247ZM256 76H258V75H254V77H256ZM260 76H258V78H259ZM52 77H53V78L56 77V78H55L56 81H57L59 78H60L61 81H62V79H63L62 82H61L60 80H59V82H56V84L59 83V84H58L59 86L57 85L59 88H57L56 84H55L56 87L53 86V81H54V79H53ZM70 77H72L73 79L70 78ZM136 77H137V73H136ZM136 77L134 78V75H133V77L131 76V78H134V79H136ZM144 77H145V76H144ZM144 77H143V78H144ZM228 77H227L226 80L229 79ZM236 77H237V76H236ZM236 77H235V80H234L235 82H236ZM245 77H244V78H245ZM248 77L245 78V79H248ZM252 77H253V75H252ZM57 78H58V79H57ZM74 78H75V79H74ZM140 78H141V77H140ZM148 78H149V77H148ZM148 78H147V79H148ZM153 78H155V77H153ZM174 78L176 79V76H175ZM174 78H173L174 83H172V84H174L173 87L171 86L172 84L168 85L169 87L171 86V87L173 88V90H175V89H174V86H175L176 84H177V85L180 84V83H176ZM211 78H212V76H211ZM237 78L239 79V77H237ZM258 78H257V79H258ZM65 79H66V82H65ZM101 79H103V75H102ZM147 79H146V81H148V82L151 83V81H149V79H148V80H147ZM156 79H158V78L156 77ZM162 79H164V77H163ZM162 79H161V80H162ZM170 79H171V78H169V80H170ZM185 79H186V80H185ZM201 79H202L203 82L201 81ZM208 79H210V78H208ZM212 79H213V78H212ZM216 79H218V78H216ZM221 79H222V78H221ZM233 79H234V78H233ZM261 79H262V78H261ZM263 79H264V78H263ZM72 80H74V81H72ZM86 80H85V82H86ZM99 80H100V82H99ZM138 80H139V79H138ZM140 80H142V78H141ZM150 80H154V79H150ZM167 80H168V79H167ZM177 80H178V78H177ZM179 80H178V82H180ZM206 80H205V81H206ZM214 80H215V79H214ZM222 80H223V79H222ZM226 80L224 79L223 81H226ZM250 80H251V79H250ZM51 81H52V82H51ZM76 81H77V82H76ZM124 81H126V82H124ZM144 81H145V79H144ZM159 81H160V80H159ZM159 81H158V82H159ZM164 81H165V79H164ZM183 81H181V82H182L181 86H177V85H176V86L179 88V89L176 88V89H177V90H176V94H177V95H175V93L172 92V94L175 95V96H172V97H173V100H175L176 98L178 99L177 96H180V95H178V94L181 93L180 91L183 89V88L181 89V87H183L185 84L188 83V82H186L185 84H183ZM209 81H211V80H209ZM212 81H213V80H212ZM212 81H211V82H212ZM215 81H216V80H215ZM215 81H214V83H215V85H216V82H215ZM219 81H220V79L218 80V82H219ZM238 81H240V79H239ZM262 81H263V80H262ZM63 82H64V84H63ZM72 82H73V84H72ZM89 82L87 83L88 85H89ZM97 82H98V83H97ZM156 82H157V81H156ZM169 82H172V80L169 81ZM169 82H168V81H167V82L165 81V82H164V85H167V84H165V83H168V84H169ZM189 82H190V81H189ZM195 82H197V84H199V85H201V82H202V85H203V83H204L205 85H203L204 87H202V85H201V86H198V85H196ZM211 82H210V83L207 82L208 84H210V86L208 85L209 87H211ZM227 82H228V81H227ZM244 82H245V81H244ZM257 82H258V80H257ZM257 82H256V83H257ZM54 83H55V81H54ZM66 83H67V87L71 89V86H72V88L74 89V91H73V90H69V89H66V90L70 91L71 93H73V92H74V93L77 92V94H71V93H70V95L73 96V97H70L68 91H67V93H68L69 97H68V95H64V92H65V91H63V90H64L65 87H66V86H64ZM106 83H109V84H107V85H110L111 87L109 86V88H108V87L106 86ZM120 83H121V82H120ZM136 83H137V81L135 82V84H136ZM141 83H142V82H141ZM141 83H140V85H141ZM220 83H221V82H220ZM220 83H219V88H220ZM231 83H232V81H231ZM239 83H240V82H239ZM242 83H243V82H242ZM254 83H255V81H254ZM259 83H260V81H259ZM51 84H52V86H51ZM74 84H75V85H74ZM111 84H112L113 86H115V87H119V86H118V84H119V85L121 86V88L125 89L126 91L124 90L125 92H121L122 89H121L120 87H119V88H120L121 90L119 89V91H118L117 89H115V87H114V89H112L113 86H112ZM143 84H144V83H143ZM161 84H162V87L165 88V89H164L165 91H163V89L161 90V88H160V89H159V92H160V91H163V92H161V94H163V96H164V94H166L165 96L169 95L168 93H169V92L171 93V91H170V88H171V87H170V88H169L168 86L164 87L163 83H161ZM189 84H187V85H189ZM221 84H222V83H221ZM223 84H224V82H223ZM61 85H62L63 87H62ZM70 85H71V86H70ZM76 85H77V87L80 86V87H78V88H81V89L79 90L78 88L73 87V86H76ZM90 85H89V86H90ZM104 85L106 86V87H105L106 89L108 88L107 90L104 88ZM138 85H139V84H138ZM149 85H150V84H149ZM152 85H153V83H152ZM212 85H213V84H212ZM217 85H218V83H217ZM234 85H237V83H236V84L233 83L232 86H234ZM246 85H247V84H246ZM252 85H253V84H252ZM258 85H259V84H258ZM86 86H87L88 88H87ZM123 86H125V87H123ZM132 86H133V85H132ZM158 86L160 87L161 85H158ZM176 86H175V87H176ZM224 86H225L226 89H227V86H228V85L226 86V85L224 84ZM224 86L221 85V88L223 89ZM237 86H238V85H237ZM239 86H240V85H239ZM243 86H244V85H243ZM250 86H251V85H250ZM261 86H262V85H261ZM102 87H103L105 90L102 91ZM147 87H148V86H147ZM188 87H189V86H187L186 88L184 87V89L182 90V91H183V95H185V92L188 91V90H187ZM193 87H192L191 89H193ZM195 87H194V90H195ZM205 87H206V89H205ZM209 87H208V88H209ZM213 87H214V86H212L211 90L214 92L215 90L213 89ZM215 87H216V86H215ZM215 87H214V88H215ZM228 87H230V85H229ZM13 88H15V89H14L15 91H14V90L9 91V90H11V89H13ZM55 88H57L58 91H57V90H56V91H57V93L59 92V93L61 94V97H62V94H63L64 96L67 97V98H66V101H67V99H70V100H71V101H70V100L67 101L68 106H66V107L64 106L65 108L62 107V105H65V104H63V102H61L62 99H64L65 97H62V99H61V98H58L59 101L61 100L60 102L57 101V98H54V97H57V94L55 93V92H56V91H55ZM60 88H61V89H60ZM62 88H63V90H62ZM91 88H92V89H91ZM110 88L112 89V92H113V90H114V91H117V92L120 93V94L117 95V94H116L117 92H114V93L118 96V97H115V98H114L113 96H115V94L112 93V92H110V94L112 93V94H114V95H113V96L111 95V96H112V99H111V96H108V97L110 98L109 100L107 99L108 101L105 100V99H106L105 96L107 97V95H103V99H104V98H105V99H104V103H102V102H103V101H102L103 99H102V97H101V96H102V95H101V91L105 93V92H107L108 90H110ZM143 88H144V86L141 87V90H143ZM148 88L150 89V87H148ZM153 88H154V85H153ZM155 88L157 89V87H155ZM166 88L169 89V90H166ZM197 88H196V91H198V89H199V88H198V89H197ZM236 88H237V89H235L234 87H232L233 91H234V89H235V90H238V88H239V89H242V88H240V87H236ZM244 88H245V89H244ZM244 88H243V89L246 91V87H244ZM252 88L254 89V88H255V85H254V87H252ZM76 89H77V90H76ZM137 89H139V87H138ZM151 89H152V87H151ZM180 89H181V90H180ZM203 89H202V90H203ZM215 89H217V90H216L217 92H215L216 94H214L215 97H216V95H217V96H220L221 98L224 97V99H225V100H224L223 98H222L221 100L218 99V100L220 101L219 103H222V102L227 101V100L229 101L230 98L232 99L231 96H232V95L234 96V92L231 91V89H229V90H230L231 92H233V93H230V92H229L230 94H232V95H230V96H229V94L227 93L228 90L226 91V89H225V90L223 89V90L225 91V94H226V93L228 94V95H225V96L227 97V99H226V97H225L224 95H223V96L219 95V94L222 93V92H221L222 89H221V91H220V89H218V87H216ZM16 90H17V91H16ZM59 90H61L62 92L59 91ZM75 90H76V91H75ZM133 90H134V89H133ZM171 90H172V89H171ZM173 90H172V91H173ZM178 90H180L179 93H177ZM184 90H185V91H184ZM194 90H192L191 92H193ZM208 90H209V89H208ZM208 90H206V91L203 93V92L200 91V89H199V93H200V94L202 93V94H205V95H206V93L208 92ZM247 90L250 91V89H247ZM261 90H264V88H263V89L261 88L260 91H261ZM122 91H123V90H122ZM152 91H153V89H152ZM166 91H169V92H166ZM209 91H210V90H209ZM212 91H210V93H211ZM238 91H239V93L241 92L240 90H238ZM238 91H236V92L238 93ZM249 91H248V92H249ZM257 91H258V90H257ZM84 92H83V93H84ZM131 92H133V91H131ZM137 92H138V91H137ZM142 92H144V91H142ZM142 92H141V93H142ZM145 92H146V91H145ZM155 92H156V90L154 91V93H155ZM164 92H165V93H164ZM189 92H190V90L188 91V96H187V94H186V96L192 99L193 96H195L194 94H195L196 92H193V93H194V94L192 93L193 95L191 94V92H190V93H189ZM218 92H220V93L217 94ZM236 92H235V93H236ZM243 92H244V91H243ZM246 92H247V91H246ZM248 92H247V95H248ZM254 92H255V91H254ZM59 93H58V97H60V94H59ZM86 93H85V95H87ZM107 93H108V92H107ZM139 93H140V92H139ZM149 93H151V95H152V92H149ZM149 93H148V95H149ZM197 93H198V92H197ZM197 93H196L197 96H195V98L198 97V94H197ZM210 93H208V94L206 95V97L204 96V98H206L207 100L209 99L208 104H207V101H205L204 98H203V100L200 99L201 102L199 101V103H200L201 105L198 104L197 101L199 100V98H202L203 95H201V97L199 96V98H197V100H196L195 102H193V103H195V105L197 104V105H199V106H201V107L203 106L202 103H204V101H205V103H206V104L204 103L205 106H206V105H208V106L213 105V104H211V103H210V105H209V102H210V97H209V96H212L211 94H213V93H211V94H210ZM237 93H236V94H237ZM55 94H56V96H54ZM105 94H106V93H105ZM136 94H137V93H136ZM156 94H158V93H156ZM161 94L159 93V95H161ZM172 94H171V95H172ZM189 94H191L192 96H190ZM200 94H199V95H200ZM223 94H224V93H223ZM244 94H246V93H244ZM254 94H256V93H254ZM85 95L83 94V97H82V94L79 95V96L82 97V98L87 97V98H85V101H86V100L89 101V100H88V98H89L88 95H87V96H85ZM95 95H96V97H95ZM100 95H101V96H100ZM108 95H109V93H108ZM140 95H141V94H140ZM140 95H138V96L140 97ZM145 95H146V94H145ZM159 95H157L158 98H159V101L163 100V99H161L163 96L161 95V97H160ZM183 95H181V96H183ZM208 95H209V96H208ZM214 95L212 96V98H214ZM240 95H241V97L239 96V94L237 95V96L240 97L239 99H244V98H242V97H244V95H242V92L240 93ZM250 95H251V94H249V97H250ZM259 95H261L262 98H261V97H256V98H259V99L261 98V99L263 100V99H264V95H263L262 91H261V93L259 92ZM79 96H78V97H79ZM92 96H93V97H92ZM97 96H98V97H101V98H98ZM132 96H134V95H132ZM155 96H156V95H155ZM155 96L153 95V98H156ZM254 96H256V95H254ZM78 97H76V98H78ZM130 97H131V96H130ZM136 97H137V95L135 96V103H136ZM147 97H148V96H147ZM150 97H151V96H150ZM172 97H171V98H172ZM174 97H176V98L174 99ZM184 97H185V96H184ZM187 97H186V99H187ZM207 97H208V98H207ZM228 97H230V98H228ZM235 97H236V96H235ZM235 97H234V100H233V99H232L233 101L230 100L231 102L229 101V103H232V102L234 103L235 101L238 103L239 99H238V101H237V100H236L237 97H236V98H235ZM51 98H54L55 100H53V101H57V103H59V104H57V103L55 102L56 105H57L58 107L55 105L54 102H53V103H52V101L49 102L48 99H51ZM76 98H75V102L77 101V103L72 102V103H74V104H76V105H77V104L80 105L79 102H81V101L84 100V99H83V100L81 99V101H80V100H78V99H76ZM93 98H94V101H93ZM97 98H98V99H97ZM113 98H114L115 100H114ZM131 98H132V97H131ZM140 98H142V97H140ZM166 98H169V97H166ZM166 98H164V99H166ZM182 98H183V97H181V101H182V103H183V102H184V103L186 102V104H188L187 101H188L189 99L186 101V99L184 98L185 100L183 101ZM212 98H211V99H212ZM218 98H219V97H218ZM79 99H80V98H79ZM95 99H96V100H95ZM100 99H101L102 102L99 101ZM121 99H122V98H121ZM124 99H126V98H124ZM129 99H130V98H129ZM138 99H139V98H138ZM246 99H248V98L246 97ZM249 99H251V97H250ZM249 99H248L247 102H249ZM252 99H253V98H252ZM254 99H255V98H254ZM254 99H253V102L256 101V103H257V100L259 101V99H255V100H254ZM51 100H52V99H51ZM64 100H65V99H64ZM97 100H98L99 103H97ZM112 100H113V101H112ZM145 100H146V99H145ZM168 100H169V99H168ZM170 100H171V99H170ZM170 100H169V101H170ZM173 100H171V101H173ZM194 100H195V99H194ZM214 100H216V98H215ZM222 100H223V101H222ZM66 101H65V102H66ZM69 101H70V102H69ZM73 101H74V99H73ZM105 101H106V102H105ZM109 101H110V102H109ZM111 101H112V103H111ZM121 101H122V100H119V105H120V106H121V103H123L125 100H123L122 102H121ZM127 101H128V100H127ZM127 101H126L125 103H127ZM154 101H155V99H152L151 102L149 101V105H150V108H149V109H150V110L148 109V106H149V105H147V107H146V106L144 107V105L141 106V104L139 103L140 100H139V102L137 101L139 104H137L138 106H137L136 108H139V107L141 106V108H139V111H140V112L146 110V108H147V110L151 113V106H153V105L155 104ZM163 101H165V100H163ZM166 101H167V100H166ZM191 101H193V100H191ZM202 101H203V102H202ZM39 102H40V103H39ZM68 102H69V103H68ZM145 102H148V100L145 101ZM152 102H153L154 104H153ZM155 102H156V101H155ZM196 102H197V103H196ZM211 102H212V100H211ZM213 102H215V101H213ZM236 102H235V104H237ZM241 102H242V101H241ZM245 102H246V100H245ZM245 102H244V103H245ZM247 102L245 103V105L247 104ZM250 102H251V100H250ZM260 102H262V101H260ZM260 102H258V103H260ZM61 103H62V104H61ZM72 103H71V104H72ZM100 103H101V105H100ZM105 103H106V104H105ZM117 103H118V102H117ZM125 103H123L124 106L127 105V104L125 105ZM151 103H152L153 105H151ZM160 103H161V102H159V104H160ZM167 103H168V102H167ZM170 103H171V102H170ZM178 103H181L180 100H179ZM184 103H183V104H184ZM219 103H217L216 107L219 105ZM227 103H228V102H227ZM50 104H51L52 106H50ZM60 104H61V105H60ZM89 104H91V103H89ZM89 104H87V105H89ZM111 104H112V105H111ZM133 104H134V101H133ZM144 104H146V103H144ZM157 104H158V102H157ZM159 104H158V105H159ZM161 104H163V102H162ZM161 104H160V105H161ZM164 104H165V103H164ZM172 104H173V103H172ZM174 104H175V103H174ZM176 104H177V101H176ZM183 104H181V107H183V106H182ZM189 104L191 105L192 102H191V103L189 102ZM189 104H188V105H189ZM214 104H216V103H214ZM222 104H223V103H222ZM239 104H243V102H242V103H239ZM239 104H237V105H239ZM250 104H252V103H250ZM253 104L255 105V103H253ZM9 105H10V108H12L11 106H13V107H15V109H16V111H15V109L12 110V111H15V112L12 113V115H13V116H12V119H8V118H10L11 116H7V115L9 114V111L11 110V109L9 108ZM48 105H49V106H48ZM59 105H60V106H59ZM72 105H73V104H72ZM82 105H85V104L82 102L81 106H82ZM87 105H85V107H87ZM130 105H131V104L129 103V106H130ZM134 105H135V104H134ZM158 105H157V106H158ZM165 105H166V104H165ZM169 105H170V104H169ZM179 105H180V104H179ZM179 105H178V106H179ZM224 105L227 106L226 102H225V104H223L222 106H224ZM233 105H234V104H232V105L229 104L228 106H229V108H232ZM245 105H242V106L244 107ZM258 105H259V104H258ZM55 106H56V107H55ZM73 106H74V105H73ZM91 106H93V104H91ZM91 106L89 105V107H91ZM117 106H118V105H116L115 108H117ZM127 106H128V105H127ZM127 106H126V107H127ZM129 106L127 107L128 109H129ZM154 106H155V105H154ZM161 106H162V108H163L164 110H166V108H169L167 105H166V108L163 107V105H161ZM178 106H177V107H178ZM193 106H194V105H193ZM193 106H191V107H193ZM199 106H198V107H199ZM205 106H204V107H205ZM214 106H215V105H214ZM219 106H220V105H219ZM219 106H218V107H219ZM222 106H221V107H222ZM226 106H224L223 108H225V109L227 110ZM228 106H227V107H228ZM247 106H248V105H247ZM252 106H253V105H252ZM252 106H251V108H250V107H248V108L252 109ZM262 106H263V105H262ZM49 107H50V108H51V107H52V108L54 107V108H55V112H53L54 108H53V109H52V108L50 109ZM68 107H69V108L72 107L73 109H75L74 111H73V110H72V111L70 110V112H72V113L69 112L70 114H73V112H76V110H77V112H78V110L80 111V112H78V113L76 112V114H78V115H76V114L74 113V115H76V117H74V116L72 115L73 118H77V116H79L78 118H79L80 120H78V118H77L78 121H72L73 118L70 119V118H71V117H70V114H67L68 111H69V108H68ZM83 107H84V106H83ZM83 107H82V108H83ZM94 107H93V108H94ZM109 107H110V108H109ZM118 107H119V106H118ZM126 107L124 108V107L122 106V108H124L125 111H126V109H127ZM132 107H133V105H132L130 108L132 109ZM134 107H135V106H134ZM171 107H173V106L171 105ZM177 107H176V109H178ZM188 107H190V106H188ZM188 107H187V108H188ZM198 107L194 106V107L192 108V109L195 108V111H197V112H195L196 114H197V113L200 114V111H202L201 115L197 114V115H199L198 118H197L196 115H194L195 113L193 114L195 117L193 116V118H192V117H190L189 112H188V111H187V112L185 111L186 113H188V114H186V116H187V118H188L191 122H194V121L191 120V119H194V120L196 119L195 122L192 123L193 125L191 126L192 132L190 133L191 135H189V136H192V137H194L193 134H194V133H197V132L199 131V129H200L199 127H201V125H197V126H198V127H197V126L194 125V124H204L203 121H205V119H207V117H206V118L203 117V119H202V117H201V116H204V115H203L204 112H205V114L207 115L206 110H208V108L205 109L207 106L204 108L205 111H204V109H201L200 111L197 110ZM216 107H215V108H216ZM218 107H217V108H218ZM221 107H219V108H221ZM233 107H234V106H233ZM243 107H242V108H243ZM260 107H261V106H260ZM260 107H259V108H260ZM8 108H9L10 110H9ZM45 108H46V109H45ZM48 108H49V109H48ZM72 108H71V109H72ZM87 108H88V107H87ZM97 108H98V109H97ZM152 108H153V107H152ZM154 108H155V107H154ZM154 108H153V109H154ZM160 108H161V107L158 106L157 109H155L154 111H156V110H158V109H160ZM185 108H186V107H185ZM199 108H200V107H199ZM199 108H198V109H199ZM210 108H211V106H210ZM210 108H209V110H212L214 107H213L212 109H210ZM219 108H218V109H219ZM238 108H239V107H238ZM238 108L236 109V108L234 107V108L232 109V111L235 110V109L238 111ZM240 108H241V107H240ZM244 108H245V107H244ZM248 108H247V109H248ZM62 109H66V110H65L66 113L63 112L64 110H62ZM67 109H68V111H67ZM119 109H121V107H120ZM119 109H118V110H119ZM128 109H127L128 114H127L124 110L121 111L122 113L119 111V112L121 113V116H122V114H123V115L126 114V115L130 116L131 118H133V117L131 116L132 114L130 113V111H129ZM190 109H191V108H190ZM192 109H191V110H192ZM218 109H215V110L217 111ZM253 109H256V107H254ZM47 110H49V111H47ZM93 110H95V111L97 110L98 113H99V115H101V116H102V114H100V112L103 113V116H102V117L100 116V117H101L100 122H101V125H102L103 127H105V128H102V127H101L103 131H102L101 129H100V131H99V129H98L99 133H100L101 131L104 133V129H105V131L108 129V132L106 131L105 134H102V132H101L100 135H97L98 137H101V135H102L101 138H103V135H104V139H103L104 141H103V142L101 141L100 144L97 143V141H95L96 143L94 142L95 139H97L98 141H100V139H101V138L98 139V137H96L97 127L99 126L98 128H100L101 125H99L100 122H99V123H98V122L95 123V121H97V120L100 118L99 115H98V113H97V115H98V119L95 118V121L93 120V118L97 116V115L95 114V112H93ZM99 110H100V109H99ZM116 110H117V109H116ZM116 110L114 109V111H111V112H114V113H115ZM133 110H134V109H133ZM133 110H132V111H133ZM137 110H138V109H137ZM147 110H146V111H147ZM170 110L173 111V110H175V109H174V107H173V109H170ZM181 110H182V109H181ZM184 110H185V109H184ZM186 110H187V109H186ZM219 110H220V109H219ZM242 110H243L242 112L245 111V109H242ZM258 110H259V109H258ZM60 111H61V112H60ZM97 111H96V112H97ZM106 111L109 113L108 110H106ZM123 111H124V113H123ZM132 111H131V112H132ZM146 111H145V112H146ZM148 111H147V113H149ZM154 111H153V112H154ZM172 111H170V113H172ZM213 111H214V109H213ZM213 111H212V115L215 116L216 114H213ZM222 111H224V110L222 109ZM248 111H250V110H248ZM248 111H247V113L249 114ZM259 111H260V110H259ZM62 112H63V113H62ZM81 112H83V113H81ZM85 112H86V114L90 112L91 114L96 115V116H93L92 120L94 121V124H95V125H96L97 123H98V125H96L95 127L93 126V128H96V130H95V129H93L94 131L92 130L93 132H95V135H94V133L91 131V129H92L91 127H92V126L89 125L90 122L87 121V123H89L88 125L91 126V127H90V130H88L89 132H92V133H93V134L91 133V134H92V135H91L90 133H87V134H86V130H87L89 127H88V128L85 127V123H84L83 126H84L85 128L83 127V132H84V131H85V132H84L83 136L81 137V136H79V134L83 133V132H82V128L80 127V128H81V132H80V131L78 130V129H79L78 127H79L80 125L83 124V122H81L82 119H84V118H82V116H84V117L88 116V120H89V118L91 119V117H89L88 114H87V115L84 114ZM158 112H161V111L158 110ZM164 112H165V111H164ZM164 112H163V114H162V112H161V114H162L163 116L160 117V116H161V115H160V116H159L160 118H163V117L166 116L167 111L165 112V114H164ZM168 112H169V110H168ZM176 112H177V111H176ZM185 112L183 111V113H185ZM190 112H191V111H190ZM217 112H218V111H217ZM229 112L231 113V111H229ZM234 112H235V111H233L232 113H234ZM239 112H240V109H239ZM239 112H238V113H239ZM245 112H246V111H245ZM263 112H264V109H263ZM10 113H11V112H10ZM55 113H56L57 115H59V117L56 116ZM60 113H61L63 116H60V115H61ZM80 113H81V114H80ZM90 113H89V114H90ZM116 113H117V112H116ZM133 113H134V112H133ZM135 113H136V110H135ZM150 113H149V114H150ZM154 113H155V112H154ZM173 113H174V114H173ZM173 113H172V117H171V115H169V117L173 118V117L175 116L176 119L178 118L177 122H178L179 124H181L182 127H183V126H184V128L186 127L187 132H188L189 130H191L190 128H189V130L187 129V128L189 127L188 125H191V124H187V120H188V119L186 120L184 114H182V115H183V119H181V117L179 118V116H181V114L176 113V115H177V114L179 115V116L177 115L178 117H176L175 112H173ZM180 113H181V111H180ZM191 113H193V111H192ZM209 113H210V112H209ZM209 113H208V119L211 118V117H210L211 114H210V116H209ZM214 113H216V112H214ZM238 113L232 114L233 117L237 119V115H238ZM240 113H241V112H240ZM247 113H246V114H247ZM252 113H254V112H252ZM255 113L257 114V111H256ZM258 113H259V112H258ZM79 114H80V115H79ZM91 114H90V115H91ZM105 114H106V113H105ZM143 114H144V113H143ZM157 114H158V113H157ZM168 114H169V113H168ZM168 114H167V117H168ZM218 114H223V115H224L223 112H222V113L219 112V113H217V115H216L217 117L212 116V118L216 119V121H217V120L222 121V120H220V119H217V118H219V117H218ZM236 114H237V115H236ZM241 114H242V113H241ZM246 114H242L241 116H244V115H246ZM250 114H251V112H250ZM259 114L261 115V113H259ZM81 115H82V116H81ZM106 115L108 116V114H106ZM115 115H116V114H115ZM134 115H135V114H134ZM146 115H147V114H144V117H145ZM152 115H154V114H152ZM152 115H151V116H152ZM155 115H156V114H155ZM158 115H159V114H158ZM158 115H157V116H158ZM164 115H165V116H164ZM206 115H205V116H206ZM225 115H226V113H225ZM228 115H229V113H228ZM234 115H235L236 117H235ZM252 115H253V114H252ZM67 116H69V118H66ZM80 116H81V118H80ZM91 116H92V115H91ZM118 116H120L119 113H118ZM118 116H115V117L118 118ZM137 116H139V115H137ZM148 116H149V115H148ZM191 116H192V115H191ZM219 116H221V115H219ZM226 116H227V115H226ZM256 116H258V115H256ZM7 117H8V118H7ZM56 117H57V118H56ZM104 117H105V116H104ZM115 117H114V118H115ZM124 117L127 118V116H124ZM159 117L157 118V117L154 116V117H153V123H154L155 118H157L156 120H158ZM189 117H190V118H189ZM200 117H201V119H200ZM223 117H224V116H222V118H223ZM230 117H231V116H230ZM245 117H246V116H245ZM245 117H243V118H245ZM247 117H248V116H247ZM258 117H259V116H258ZM258 117H257V118L255 117V118L258 119ZM116 118H115L114 121H117ZM125 118H124V119H125ZM131 118H130V119H131ZM134 118H136V117H134ZM140 118H141V117H140ZM149 118H151V117L149 116ZM171 118H170V119H171ZM184 118H185V120H184ZM204 118H205V119H204ZM222 118H221V119H222ZM225 118H227V119H225ZM239 118H240V117H239ZM248 118H249V117H248ZM260 118H261V117H260ZM4 119H5L6 121H4ZM45 119H46V121H45ZM86 119H87V118H85L84 121H85ZM119 119H121V117H119ZM141 119H142V118H141ZM143 119H144V118H143ZM145 119H148V118L145 117ZM164 119H165V118L161 119V121L164 120ZM166 119H169V118H166ZM198 119L202 120V121L199 120V121L202 122V123H199V122L197 121ZM223 119H225V121H226V120L228 121L229 118H228V117H224ZM240 119H241V118H240ZM245 119L247 120V118H245ZM252 119H254L253 116H252ZM252 119L249 118V120H252ZM68 120H69L71 123H70ZM134 120H136V119H134ZM138 120H139V119L137 118L136 123H138L139 121L141 122V120H139V121H138ZM159 120H160V119H159ZM182 120H184V121L186 122V124H187L186 126L184 125L185 122L183 121V122H184V124H183ZM189 120H188V123H191ZM211 120H213V119H210V121H211ZM234 120H235V119H234ZM246 120H245V121H246ZM249 120H248V121H249ZM258 120H259V119H258ZM38 121H39V122H38ZM40 121H41V123H40ZM89 121H90V120H89ZM98 121H99V120H98ZM111 121H112V123H110V124H114V123H113V120H110V122H111ZM123 121H124V120H123ZM131 121H132V120H131ZM143 121L145 122V120H143ZM164 121H167V120H164ZM173 121H174V119H173ZM173 121H172V122H173ZM210 121H207V120H206V122H208V124H209ZM225 121H222V123H223V124H226V123H224ZM229 121H230V120H229ZM231 121H233V118L231 119ZM235 121H236V120H235ZM235 121H234V122H235ZM237 121H238V120H237ZM259 121H260V120H259ZM259 121H257L256 123H260ZM37 122L40 123V124H37ZM72 122H73V123H72ZM74 122H77V123L79 122L78 124H80V125H78V127H77V123H74ZM85 122H86V121H85ZM105 122H106V121H105ZM129 122H130V121H129ZM140 122H139V123H140ZM147 122H149V121H147ZM147 122H146V123H147ZM167 122H168V121H167ZM167 122H166V123H167ZM169 122L171 123V125L173 124V126H174V124H176L175 127H176V129H177V125H179L178 123H175V121L172 123L171 120H169ZM169 122H168L167 124H169ZM180 122H182V123H180ZM197 122H198V123H197ZM213 122H214V120H213ZM213 122L211 121L212 124L215 123V122H214V123H213ZM234 122H232L231 124L228 122V124H226V125H229V124L232 125V126H231V130H232V127L235 126V125H233ZM254 122H255V121H254ZM254 122H253V123H254ZM262 122H263V121H262ZM262 122H261V123H262ZM106 123H107V122H106ZM106 123H105V124H106ZM108 123H109V122H108ZM117 123H118V122H117ZM120 123H121V122H120ZM120 123H119V124H120ZM131 123H132V122H131ZM133 123H134V122H133ZM153 123H152V125L155 127V125L158 123V121H157L156 123H154L155 125H154ZM162 123H165V122H162ZM219 123H221V122H219ZM219 123L216 124V125H219V127H220V125H223V124H219ZM236 123H237V122H236ZM248 123H249V122H247L246 124H248ZM261 123H260V126H262ZM36 124H37V125H36ZM44 124H45V125H44ZM91 124H92V123H91ZM94 124H92V125H94ZM115 124H116V122H115ZM122 124H123V123H122ZM122 124H121V125H122ZM134 124H135V123H134ZM134 124H133V125H134ZM141 124H142V122H141ZM141 124H140V125H141ZM150 124H151V120H150ZM160 124H161V123H159V125H160ZM234 124H235V123H234ZM250 124H251V122H250ZM250 124H249V127H250ZM254 124H255V123H254ZM254 124H253V125L251 124V126H254V127H255V125H257V124H255V125H254ZM88 125L86 124V126H88ZM121 125H120V126H121ZM133 125H130V126H133ZM146 125H147V124H146ZM159 125H158V126H159ZM162 125H163V124H162ZM162 125H161V126H162ZM165 125H166V124H164L163 126H165ZM204 125H207V123L204 124ZM204 125L201 127L202 129H203ZM209 125H211V124H209ZM216 125H214V126H216ZM226 125H224V127H225ZM230 125H229V126H230ZM239 125H240V124H239ZM242 125H243V123H242ZM263 125H264V123H263ZM116 126H117V127H116ZM120 126H118V125L116 124L115 126H111V127H116L118 130H119V129H122V131H123L124 128H118V127H120ZM124 126H125V124H124ZM126 126H127V125H126ZM156 126H157V125H156ZM163 126H162V128H163ZM168 126H170V125H168ZM168 126H167L166 128H168ZM194 126H195V129H196V130L199 128L196 132H194L195 130L192 128V127H194ZM212 126H213V125H212ZM214 126H213L212 128H214ZM236 126H237V125H236ZM245 126H246V125H245ZM245 126H244V128H245ZM258 126H259V124H258ZM75 127H77V129H76ZM111 127L109 126V128H111ZM140 127H141V126H140ZM144 127H146V126L144 125ZM175 127H171L172 129H169V130H170V133L173 134L174 131H172V130H175V129H174ZM216 127H217V126H216ZM216 127H215V128H216ZM237 127H239V126H237ZM240 127H241V126H240ZM240 127H239V128H240ZM254 127H253V128H254ZM256 127H257V126H256ZM256 127H255V128H256ZM106 128H107V129H106ZM116 128H114V129H115L114 131L110 129L111 133H112V131L115 132V131L117 130ZM133 128H135V127H133ZM149 128L152 129V127H149ZM156 128H158V127H156ZM178 128H179V126H178ZM204 128H207V129H209V130H215V128L212 129L211 127L209 128V126H208V127L205 126ZM217 128H218V127H217ZM225 128L227 129V127H225ZM228 128H230V127H228ZM239 128H237V131L235 130V129H236V128H235V129H234V132L236 131V133H237ZM247 128H248V127H247ZM253 128H252V130H253ZM261 128H264V127H260V129H261ZM84 129H86V130H84ZM126 129H127V128H126ZM129 129H130V128H129ZM136 129H137V128H136ZM140 129L142 130V127H141ZM151 129H150V130H151ZM160 129H161V128H160ZM163 129H164V128H163ZM179 129L182 130L181 127H180ZM222 129H223V126H222ZM226 129H224V132H225ZM257 129H258V127H257ZM143 130L145 131V128H144ZM147 130H148V129H147ZM180 130H178V132H179ZM186 130H185V131H186ZM193 130H194V131H193ZM204 130H205V129H204ZM204 130H202V131H204ZM217 130H218V129L215 130L216 132L213 131V133H214L215 136H216V134H217L216 138L218 137V134H219V133H217ZM219 130H221V127H220ZM239 130H240V129H239ZM244 130H245V129H244ZM252 130H249L248 132H250V134H252L253 136L256 134V132H257L256 135L259 134L258 136H261L262 133H263V135H264V132H262V133L260 132V133H261V134H260V133H258V130L254 129L256 132H255V131H252ZM263 130H264V129H263ZM78 131H79V133H78ZM88 131H87V132H88ZM144 131H143V132H144ZM159 131H160V130H159ZM166 131L169 132L168 130H166ZM171 131H172V132H171ZM185 131H181V132H185ZM205 131H207V130H205ZM205 131H204V133H203V132L201 133V130H200L199 133H201V134H205ZM222 131H223V130H222ZM222 131H221V132H222ZM226 131H228V130H226ZM240 131H241V130H240ZM261 131H262V129H261ZM118 132H119V131H118ZM131 132L133 133V130H132V129H131ZM134 132H135V131H134ZM140 132H141V131H139V133H140ZM157 132H158V130H157ZM161 132H163V131H161ZM164 132H165V130H164ZM164 132H163V133H164ZM175 132H176V131H175ZM193 132H194V133H193ZM219 132H220V131H219ZM221 132H220V133H221ZM229 132H230V131H229ZM245 132H246V130H245ZM251 132H252V133H251ZM253 132H255V134H253ZM99 133L97 132V134H99ZM111 133H110V136H113L112 134H115L114 137H115V136H118V135H116L117 133H112V134H111ZM128 133H129V130H128ZM155 133H156V132H155ZM155 133H154V134H155ZM163 133H161V134L163 135ZM188 133H189V132H188ZM188 133H187V134H188ZM199 133H197V134L200 135ZM208 133H211V134L213 135V133H212L211 131H208ZM215 133H216V134H215ZM225 133H226V132H225ZM230 133H233V132H230ZM230 133H226V134H230ZM236 133H233V134H236ZM242 133H243V132H242ZM118 134H119V133H118ZM125 134H127V133H125ZM134 134H135V133H134ZM134 134H133V135H134ZM143 134H145V133H143ZM143 134H140V135H143ZM146 134L148 135L147 132H146ZM151 134H153V133L151 132ZM151 134H150V131H149V135H151ZM154 134H153V137H152V138H151L152 135H151V136H149V135L147 136V137H150V139H148V138L145 137V136H144V137L147 138L148 140H152V139H154V136H155ZM159 134H160V133H159ZM183 134H184V133H181V135H183ZM221 134H223V132H222ZM221 134H219V136H220ZM226 134H224V135H226ZM81 135H82V134H81ZM87 135H88V136H87ZM128 135H129V134H128ZM128 135H126L127 138H128ZM130 135H132V134H130ZM140 135H139V136H140ZM164 135H167V137L171 138L170 135L168 136L167 133L164 134ZM164 135L162 136L163 138H165ZM176 135H177V132H176L175 136H176ZM181 135H180V133H179V136H181ZM198 135H196L195 137H197ZM207 135H208L207 137H208L209 139L214 138V137H213L214 135H213V136H211V135L209 136V134H207ZM238 135H239V134L237 133V135H235V136L237 137ZM245 135H246V134H245ZM263 135L260 137L261 139H262V137H263V139H264V136H263ZM84 136H86V137H88V138H89V136H92V137L95 136L96 138H92V139H93V141H92V140H91V137H90V139L87 138V140H86V137L84 138ZM105 136H106V137H105ZM120 136L122 137V135H120ZM158 136H160V135H158ZM175 136H174V137H175ZM177 136H178V135H177ZM179 136H178V137H179ZM184 136H185V135H184ZM189 136H188L187 138L191 141L192 139H190ZM205 136H206V135H204V137H205ZM239 136L242 137V135H239ZM250 136H251V135H250ZM250 136H248V137H250ZM253 136H251V137H253ZM258 136H257V137H258ZM114 137H113V138H114ZM123 137H125V136H123ZM123 137H122V138H123ZM156 137H157V136H156ZM162 137H161V138H162ZM174 137H173V139H172V138H171V139H172V140L176 139V137H175V138H174ZM195 137H194V138H195ZM201 137H202V136H200V138H201ZM204 137H202V138H204ZM211 137H212V138H211ZM227 137H228V136L226 135V138H227ZM229 137H231V135H230ZM229 137H228V139H229ZM236 137H234V138L237 139V140H239V139L236 138ZM251 137H250V138H251ZM109 138H111V137H108V139H109ZM125 138H126V137H125ZM132 138H134V136H133ZM138 138H139V137H138ZM138 138H136V139H138ZM141 138H142V137H140V140H141ZM145 138H144V139H145ZM157 138H158V137H157ZM157 138H156V139H157ZM194 138H193V139H194ZM200 138H199V139H200ZM222 138H223L224 140L226 139L225 137H221L220 139H222ZM245 138H246V139H249V138H247V137H245ZM245 138H240V141H241V139H245ZM258 138H259V137H258ZM258 138H257V139H258ZM260 138H259V139H260ZM111 139H112V138H111ZM111 139H110V141H111ZM114 139H115V138H114ZM119 139H120V138H119ZM119 139H118V140H119ZM130 139H131V138H130ZM130 139H129V140H130ZM165 139L167 140L168 138H165ZM165 139H163V140H165ZM171 139H168V140H171ZM179 139L183 140V138H180V137H179ZM184 139H186V138L184 137ZM199 139H198V140H199ZM223 139H222V140H223ZM231 139H233V135H232V138H231ZM253 139H254V141H255V136H254ZM253 139H251V140H253ZM90 140L92 141V143H95L96 146H97V144H99V146H97V149H95L94 146H92V149H94V150H92V151L89 150V152H92V153H90L91 155L94 153V155H98V156H99V159H98V156H97V158H96V156H94L93 159H94L95 161L99 160V161H101V163H102V164H101V163H99V161H97L100 165H102V166H100V167H101L103 170L101 171V168L99 167V168H100V170H99L98 167H97V171H99V172H96V173H94V172L96 171L95 168H94L95 171H94V170H93L94 172L92 171L93 167L96 166V164L94 163L95 161H93V164H95V165H93V164L91 163V162H92V159H91V161H90V159H87L88 157L90 158L91 155L88 156V157L85 155L87 158H86L85 156H83L84 152H85V154H86V152H87L86 150H88V148H90V147L88 146ZM101 140H102V139H101ZM115 140H116V139H115ZM115 140L112 139V141H115ZM140 140H138V141H140ZM145 140H146V139H145ZM154 140H155V139H154ZM154 140H152V142H151V141L147 142V140H146V142L149 143V144L151 143V145L154 146V144H155V143H153ZM158 140H159V138H158ZM158 140H157V141H158ZM163 140H162V141L160 140V141L165 143L166 140H165V141H163ZM168 140L166 141V144H168ZM198 140H195V139H194L193 142H191V143L193 144V147H192V148L189 147V142H188V144H187L188 146L186 145V142H187V141L185 142V141L183 140V142H180V141H179V143H182V144H184V145L186 146V148L189 147L191 150H193V151H189L188 148H187V151H189V154L193 152V153H192V154H193V156H192L193 158H194L195 156H196V158H197V156H198L199 159L202 158V157L200 158V156H202V155H201V154L196 155L197 153H194V150L197 148V147H195V146H197V145H195V143H196V144H199V146H202V145H203V147H200V148H202V150H203L204 147H206L204 153L207 152V153H206L207 155H206V154H205V155L203 154V155H204V158H203V159H205V156H206V160L209 159V160H208L209 162H207V163H209V165H210V164H211V165L213 164L212 166H215L216 168L219 167V169H220V168H221V167H220L221 165H218L217 162L219 161V163H220V162H222L223 160H225V159L227 158V157L224 158V157L220 156V155H224V154H226V153L223 154V152L221 151V149L219 150L220 152H222L220 155H217L218 153H216V152L218 151L219 147L221 146L220 142H221L222 140L219 141V139H218V142H219V144H218V143L215 141V139H213V141H215V143H217V144L219 145V147H217V145H215V146L217 147V151H215V150L212 148L213 144H212V145H210V144H209V145H206V144H208V143H211L210 140L207 139V142H208V143H206V144H205V142H204V144H205L206 146H204V144H201V145H200V143H199V142L202 141L203 139H202V140L200 139V141H198ZM216 140H217V139H216ZM226 140H227V139H226ZM226 140L224 141L225 144H226ZM110 141H107V143L110 142ZM112 141H111V142H112ZM120 141H121V139H120ZM126 141H127V140H126ZM130 141H131V140H130ZM133 141H134V139H133ZM176 141H177V143H176ZM176 141H174V142H175L176 144H179L177 139H176ZM196 141H198V143H197ZM203 141H204V140H203ZM203 141H202V142H203ZM209 141H210V142H209ZM228 141H229V140H228ZM228 141H227V142H228ZM231 141H232V140H231ZM231 141H230V142H231ZM235 141H236V140H234V142H235ZM242 141H243V140H242ZM242 141H241V142H242ZM247 141H248V140H247ZM247 141H246V142H247ZM261 141H262V140H261ZM261 141H260V142H261ZM111 142L109 143L110 145H111V144H115V143H117V140H116V142H114V143H113V142L111 143ZM124 142H125V141H124ZM124 142H123V143H124ZM128 142H129V141H128ZM128 142H127V143H128ZM131 142H132V141H131ZM135 142H136V141H135ZM144 142H145V141H144ZM144 142H143V144L146 143V142H145V143H144ZM158 142H159V141H158ZM161 142H160V144H161ZM171 142H172V141H171ZM171 142H169V144H170ZM174 142H173V143H174ZM194 142H195V143H194ZM222 142H223V141H222ZM222 142H221V143H222ZM236 142L238 143L239 141H236ZM241 142H240V143H241ZM249 142H250V140H249ZM252 142H253V141H252ZM252 142H250V143H252ZM107 143H106V145L109 146V144H107ZM123 143H122V144H123ZM164 143H162L161 145H165ZM191 143H190V145H191ZM212 143H214V142H212ZM215 143H214V144H215ZM250 143H249V147H248V148H250ZM254 143H255V142H254ZM263 143H264V142H263ZM90 144H91V143H90ZM95 144H94V145H95ZM120 144H121V143H120ZM125 144H126V143H125ZM132 144H133V143H132ZM134 144H135V143H134ZM137 144H138V143H137ZM169 144H168V145H169ZM176 144H175V145H176ZM222 144L224 145V143H222ZM228 144H229V142L226 144V149H227V145H228ZM241 144H242V143H241ZM241 144H240V145H241ZM257 144H258V143H257ZM261 144H262V142H261ZM78 145H79V146H78ZM91 145H92V144H91ZM129 145H130V144H129ZM138 145H139V144H138ZM138 145H136V148L138 147ZM140 145H141V143H140ZM145 145L147 146V144H145ZM145 145H144V146H145ZM157 145H159V144H157ZM157 145L154 147V148H155V152H154V153H156V154L158 153V152H157ZM170 145H171V147H172V144H170ZM173 145H174V144H173ZM184 145H181V147H180V145H179V146L177 145V147H179V149H180V148H182ZM194 145H195V146H194ZM233 145H234V143L232 142V144H231V145H228V146H231V148H232ZM237 145H238V144H237ZM240 145H238L239 148H240V149H243V148H244V145H245V144H244V141H243V144H242V146H241V147H243V148H241ZM247 145H248V143H247ZM116 146H117V145H116ZM120 146H121V145H120ZM125 146H126V145H125ZM133 146H134V145H133ZM133 146H132V147H133ZM144 146H143V147H144ZM146 146H145V147H146ZM159 146H160V145H159ZM166 146H167V145H166ZM199 146H198V148H199ZM207 146H209V148H212V149L210 150V152L213 151V150L215 151V153L213 152L214 154L211 153V155L213 154L212 156L210 155V153H209L208 151H206V149L208 148ZM215 146H213V147L215 148ZM254 146H255V145H254ZM254 146H253V147H254ZM259 146H260V145H259ZM76 147H79V148L77 149ZM80 147L83 148V149H85V150L81 149ZM112 147L115 148L113 145H112ZM112 147H111V148H112ZM140 147H141V146H140ZM145 147H144V148H145ZM162 147H165V146H162ZM162 147L159 148V149H161V150L165 149L166 151H169V150L171 149L170 152H171L172 154H174V152L176 151L175 155L178 153V152H177V147H176V146H174V147H176V150H175V149H172V148H174V147L169 148V146H168L169 150L166 149V148H163V149H162ZM194 147H195V148H194ZM236 147H237V146H236ZM256 147H257V146H256ZM256 147H255V150H253L252 148H250V151H252V152H259L260 149H259L258 151H256ZM116 148H117V147H116ZM118 148H119V145H118ZM127 148H128V146H127ZM144 148H142V153L145 152ZM151 148H152V146H150V148L147 147V148H146V151H150L149 149H151ZM154 148H153V149H154ZM183 148H185V147H183ZM183 148H182V149H183ZM198 148L196 149L197 151H198ZM200 148H199V149H200ZM220 148H223V151H224V148H225V147L222 146V147H220ZM259 148H262V150H263L264 147L261 146V147H259ZM79 149H80V150H79ZM90 149H91V148H90ZM103 149H104V150H103ZM159 149H158V150H159ZM179 149H178V150H179ZM246 149H247V146H245V149H244V150H245V153L242 152V153H244V155H243L244 158H245V155L247 154L246 151L250 152L248 149H247V150H246ZM251 149H252V150H251ZM109 150H110V149H109ZM111 150L114 152V149H111ZM128 150H130V149H128ZM133 150H134V149H133ZM137 150L140 151L138 148H137ZM137 150H136V151H137ZM143 150H144V151H143ZM151 150H152V149H151ZM161 150H160L159 152H161ZM173 150H174V152H172ZM180 150H181V149H180ZM202 150H199L200 153H201ZM207 150H208V149H207ZM228 150H237V151H239V152H238V156H239V153L241 154V150H238V148H237V149H236V148H235V149H230V148L228 147ZM228 150H226V151H228ZM77 151H78V152H77ZM97 151H96V152H97ZM116 151H117V149H116ZM124 151H125V149H124ZM136 151H135V153H136ZM138 151H137L136 154H135V153L133 154V155H134V158H135V157L137 158V156H139V155H138ZM152 151H153V150H152ZM185 151H186V149L184 150V152H185ZM187 151H186V153H185V154H186L185 157H186L187 159L192 160V158H191V155H192V154L189 155V158H188V155H187L188 152H187ZM197 151H195V152H197ZM219 151H218V152H219ZM89 152H87V153H89ZM106 152H108V153H106ZM110 152H111V151H105V153H106L105 156L107 157V154H109ZM117 152H118V151H117ZM119 152H120V151H119ZM126 152H127V151H126ZM170 152H168V153H170ZM181 152H182L181 154L184 153L183 151H181ZM220 152H219V153H220ZM224 152H225V151H224ZM234 152H235V151H233V153H234ZM262 152H264V151H262ZM139 153H141V152H139ZM202 153H203V151H202ZM230 153H232V152H227L226 155H229V156H228V157H230L229 159L232 160V158H233L234 156H233V157L230 156V155H231ZM233 153H232V154H233ZM80 154H81V155H80ZM110 154H111V155H109L110 157H111V156H114V155H113L114 153H113V154L110 153ZM115 154H117V153L115 152ZM124 154H126V153H124ZM145 154H146V155L148 154L147 156H149V155L151 154V156H152V155H153V152H152V153L150 152V154H149V152H148V153L145 152ZM145 154H144V155H145ZM161 154L163 155L164 152L162 151ZM165 154H167V152H165ZM165 154H164V155H165ZM172 154H169V155H172ZM179 154H180V152L178 153V156H177V155L175 156V158L179 157ZM208 154L212 157L211 159H214L213 156L216 154V155H215L216 158H215L213 161L217 160V159H218L217 157H219V156L222 157V159H223V158H224V159H223V160L221 159V161H220V160H217V161L215 162V165H214L213 161L210 163L211 159L208 158V157H209ZM235 154H236V153H235ZM248 154H250V153H248ZM248 154H247V155H248ZM253 154H256V153H253ZM88 155H89V154H88ZM121 155H123V154H121ZM127 155H128V154H127ZM127 155H126V156H127ZM135 155H137V156H135ZM146 155H145V156H146ZM159 155H160V154H159ZM162 155H160V157H162ZM169 155H168V157H169ZM183 155H184V154H183ZM199 155H200V156H199ZM233 155H234V154H233ZM241 155H242V154H241ZM241 155H240L239 157H240V158H243ZM251 155H252V154H250V156H251ZM256 155H257V154H256ZM262 155H263V154H262ZM92 156H93V155H92ZM103 156H104V153H103ZM103 156H102V158H104ZM117 156H118V155H117ZM117 156H116V157H117ZM123 156H124V155H123ZM141 156H143V155H141ZM141 156H140V158H141ZM154 156H156V155H153V157H154ZM235 156H236V155H235ZM238 156H237V157H238ZM79 157H80V159L82 158V159H81L82 161L79 159ZM106 157H105V158H106ZM110 157H109V158H110ZM114 157H115V156H114ZM128 157H129V156H128ZM158 157H159V156H158ZM165 157H166V155H165ZM172 157H174V156H172ZM181 157H182V155H181ZM181 157H180V160H181ZM185 157L183 158V160H184V159L186 160ZM237 157H235V158H233V159L235 160V159H237ZM239 157H238V159H239ZM254 157H255V155H254ZM258 157H259V159H261L260 155H258ZM258 157H256V158H257V161H258ZM109 158H107L108 161H110V160L112 161V158H113V157H112L110 160H109ZM121 158H122V157H121ZM134 158H132L133 161H134ZM144 158H145V159L142 158L143 160H141V161L144 162L143 165H147L148 163H150V162H149L150 160H149L148 162L146 161L147 163L145 164V161H144V160H146V157H144ZM148 158L150 159V157H147V160H148ZM151 158H152V157H151ZM154 158H156V157H154ZM244 158L242 159L243 162H245V164H246V163H247V164H250V162H249L250 158L248 157L249 160H246V161H248V162H246V161L244 160ZM86 159L88 160V162H86V161H87ZM96 159H97V160H96ZM107 159H106V161H105L106 164H108ZM125 159H126V157H125ZM156 159H157V158H156ZM156 159H155V160H156ZM159 159H160V158H159ZM166 159H168V158L166 157ZM177 159H179V158H177ZM199 159H198V160H199ZM203 159H202V160H203ZM229 159H226V160H229ZM238 159H237V160H238ZM245 159H247V158H245ZM252 159L254 160L255 158H252ZM252 159H251V160H252ZM263 159H264V157L262 158V160H263ZM79 160H80V161H79ZM121 160H122V163H123V161H124V157H123ZM121 160H120V162H121ZM126 160H128V159H126ZM135 160H136V159H135ZM168 160H169V159H168ZM172 160H173V159H172ZM174 160H175V159H174ZM183 160H182V162H183ZM190 160H188V161H190ZM202 160H200V161H202ZM226 160L223 161V162H225L224 166L226 165V162H227V163L229 162L230 166L233 165L232 168H233V167L236 168V167L234 166V163L238 162V164H239V160H240V159H239L238 161L235 160L236 162L234 161V162H231V163H230L231 160H229V161H226ZM251 160H250V161H251ZM253 160H252V161H253ZM89 161H90V162H89ZM113 161H114V160H113ZM113 161H112V162H113ZM159 161H161V160H159ZM188 161L186 160V162L188 163V165L185 164V163H186L185 161H184V162H185L184 165H182V164H181V165H182L183 167L187 165V168H188V167H192V166H191L192 164L189 163ZM194 161H195V159H194ZM203 161H205V160H203ZM240 161H241V160H240ZM254 161H255V160H254ZM254 161H253V163H254ZM260 161H261V160H260ZM260 161H258V164H259ZM97 162H96V163H97ZM105 162H104V163H105ZM126 162H127V161H126ZM128 162H129V161H128ZM135 162H136V161H135ZM139 162H140V159H139V161H138L137 163L131 162V163H133V166H132V164H131L130 166H131L132 168L130 167V170H128V171H131V170H132V171H131V172H132V174H131L132 176L130 175V176H131L130 180L136 179L137 175L139 174L138 171L143 170V169H140V168L143 167V165L141 164L142 166H140ZM151 162L153 163V162H155V161H151ZM156 162H158V159H157ZM156 162H155V163H156ZM161 162H162V161H161ZM170 162H172V161H170ZM192 162H193V160H192ZM243 162H242V163H243ZM263 162H264V161H263ZM87 163H91V164L93 165V167L91 168V171H92V173H93L95 176H96L98 173L101 172V174H98V175H97V177H99L98 179H100V183H98V182H99L98 180H97V181L95 180L97 183H96V182H93L94 184H93L92 182L89 181V179H91L90 176L93 175V174H92V173H90V175H89V174H86L87 172H88V173L90 172V171H87V172H86V168H87L88 170H90V166H88L89 164H87ZM116 163H117V162H116ZM158 163H159V162H158ZM162 163H164V162H162ZM168 163H169V162H168ZM178 163H179V160L176 161V164H178ZM198 163H200V162H199V161L194 162V164H193V168H192L193 170H192V171H195V170H196L195 168H197V164H198ZM203 163H205V162L200 163V165H202ZM242 163L240 162V164H242ZM253 163L250 164V165L253 166L254 164H255V165L257 164V162L254 163V164H253ZM260 163H262V162H260ZM106 164H105V165H106ZM113 164H114V163H113ZM160 164H161V163H160ZM160 164H159V165H160ZM164 164L168 165L167 163H164ZM164 164H162V166H163ZM173 164H174V163H173ZM189 164H191V165L189 166ZM216 164L218 165V167H217ZM236 164H237V163H236ZM240 164H239V165H240ZM243 164H244V163H243ZM243 164H242V165H243ZM262 164H263V163H262ZM262 164H260V166H263ZM92 165H91V166H92ZM108 165H109V164H108ZM108 165H106V168L108 167ZM110 165H111V162H110ZM117 165H119V167H120V163L117 164ZM122 165H123V164H122ZM125 165H126V164H125ZM148 165H149V164H148ZM148 165H147V166H148ZM151 165H152V164H150V167L152 168L154 165H153V166H151ZM169 165H170V167H171L172 164L169 163ZM198 165H199V164H198ZM200 165H199V168H197V170L201 168ZM242 165H241V167L237 165V166H238L237 169H239V167H240V168H244ZM97 166H98V165H97ZM112 166H113V165H112ZM114 166H115V165H114ZM139 166H140V167H139ZM162 166H160V167H162ZM164 166H165V165H164ZM172 166H174V165H172ZM195 166H196V167H195ZM246 166H247V165H246ZM246 166H245V168H246ZM260 166L258 167V165H257L258 169L260 168ZM121 167H122V166H121ZM124 167H125V166H124ZM157 167H159V166L156 165L155 170H156ZM160 167H159V168H160ZM168 167H169V166H168ZM180 167H181V166H180ZM180 167H179V168H180ZM194 167H195V168H194ZM207 167H208V166H206V168H207ZM210 167H211V166H210ZM215 167L212 168V170H213V169H216ZM226 167L228 168V170H229V168H231V167L228 166V164H227ZM254 167H255V166H254ZM254 167H253V168H254ZM257 167H255V168H257ZM263 167H264V166H263ZM263 167H261V168H263ZM108 168H111V166L108 167ZM112 168H113V167H112ZM112 168H111V169H112ZM143 168H144V167H143ZM146 168H147V167H146ZM148 168H149V166H148ZM153 168H154V167H153ZM165 168H167V166H166ZM187 168H185V169H187ZM203 168H204V171H205V169H206V168H205V165H204L201 169H203ZM223 168H224V167H222V168L219 170V172H220ZM227 168H226V169H227ZM232 168L230 169V170H231V173L233 172V171H232ZM248 168H249V167H248ZM248 168H247V169H248ZM250 168H252V167L250 166ZM253 168H252V169H253ZM255 168H254V169H255ZM115 169H116V168H114V172H115ZM121 169H122V168H121ZM123 169H125V168H123ZM144 169H145V168H144ZM169 169H171V168H169ZM183 169H184V168H183ZM188 169H189V168H188ZM188 169H187V170H188ZM201 169H200V170H201ZM208 169H210V168L208 167ZM208 169H206V170H208ZM254 169H253V170H254ZM258 169H257V170H254V171L257 172ZM109 170H110V169H109ZM109 170H108V173H109V175H111V173H110ZM112 170H113V169H112ZM119 170H120V169H119ZM150 170H151V169L149 168L148 171L150 172ZM158 170H159V169H158ZM160 170H162V169L160 168ZM160 170H159L158 172H161ZM163 170H164V169H163ZM163 170H162V172H163ZM166 170H167V169H165V171H166ZM175 170H178L177 166H176V169H175ZM175 170H174V171H175ZM189 170H190V169H189ZM189 170H188V171H189ZM200 170H198V171H200ZM210 170H211V169H210ZM212 170H211V171H212ZM217 170H218V169H217ZM217 170H216V171H217ZM224 170H225V168H224ZM224 170H223V171H224ZM228 170H227V172H228V174H230ZM235 170H236V169H235ZM239 170H240V169H239ZM239 170H238V171H239ZM242 170H245V169H242ZM250 170H251V169H250ZM122 171L124 172V170H122ZM144 171H145V170H144ZM146 171H147V170H146ZM165 171H164V174H163V175H165L167 171L170 172V170H167L166 172H165ZM174 171H173V172H174ZM179 171H180V173H181V172H183V173L185 172V174H186V171H184V170H183V171L179 170ZM179 171H178V172H179ZM192 171L190 170V172H192ZM202 171H203V170H202ZM202 171H200V172H197V171H196L194 175H196L197 173H199V176H198V175H197L196 177L193 176L195 179H196L197 177H198V178H201V177L203 178L202 181H199V179L197 178V180L199 181L198 183L200 184V187H201V185H202V183H200V182H203V180H206V181L208 180V179L205 178L206 176H202V173H203V175H205L204 171H203V172H202ZM245 171H246V170H245ZM245 171H244V172L242 171L243 174L246 173ZM251 171H252V170H251ZM251 171H250V172H251ZM261 171H262V173L259 171V172L261 173V174H260V177H263V176H264V175H263L264 168H263V170L261 169ZM85 172H86V173H85ZM116 172H117V171H116ZM119 172H120V171H119ZM119 172H118V173H119ZM141 172H142V171H141ZM141 172H140V173H141ZM149 172H148L149 175L146 176V177H144V176H142V175L139 174V175L141 176V179H140L141 182H142V183L144 182V185H145V184H151V185H152L151 187L148 186V188H149L148 192H152V193H154L153 191H158V192H160V191L158 190V189H160V188H158V189H156V190H153V189L155 188V186L153 187V184H152L153 181L151 182V180L149 179V178H150V177H149V176H150V173L153 174V171L151 170V172H150V173H149ZM154 172H155V171H154ZM156 172H157V171H156ZM156 172H155V174H156ZM162 172H161V173H162ZM173 172H172V176H170V177H175V176H176L175 174H176L177 172H175V174H174L175 176L173 175ZM201 172H202V173H201ZM213 172H214V170L212 171V174H213V175L210 176L211 178H212V177L215 178V177H214V176H215V173H213ZM217 172H218V171H217ZM217 172H216V173H217ZM224 172H226V171H224ZM224 172H223V174H222L221 172H220L221 174L218 173L217 176L220 177V175H223V178L226 179L227 176H229V175L227 174V172H226V173H224ZM235 172H236V171H235ZM239 172L242 174L241 171H239ZM248 172H249V171H248ZM250 172H249V173H250ZM108 173H107V174H108ZM124 173H125V172H124ZM127 173H128V172H127ZM143 173H144V172H143ZM145 173H146V172H145ZM183 173H182V174H183ZM187 173H188V172H187ZM192 173H193V172H192ZM200 173H201V175H200ZM207 173H208V174H207ZM209 173H210V171H207V172H206L207 175H209ZM233 173H234V172H233ZM112 174H113V173H112ZM116 174H117V173H116ZM129 174H130V173H129ZM157 174H158V173H157ZM185 174H183V175H185ZM225 174H227V176H225ZM235 174H236V173H235ZM241 174H239V175L241 176ZM246 174H247V173H246ZM252 174H253V173H252ZM252 174L250 173V175H252ZM256 174H257V175H256ZM256 174H253L254 176L256 175L255 179H254V177L251 176V178H253L252 181H251V178H248V174H247L246 182H247V180H248V183L251 181V182L249 183L250 186L248 185L247 187H251V186H252L251 184H252L253 182L256 183L257 180L259 181V178H260V177H259V175H258V172H257ZM94 175H93V176H94ZM122 175H123V173H122ZM143 175H144V174H143ZM145 175H146V174H145ZM159 175H160V173H159ZM163 175H162V176H163ZM168 175H169V173H168ZM189 175H192V174L189 173ZM210 175H211V174H210ZM250 175H249V177H250ZM261 175H263V176H261ZM112 176H113V175H112ZM112 176H111V177H112ZM120 176H121L120 173H119V176H118V175H116V176L114 175V177H117V179H119ZM140 176H138V177L140 178ZM156 176H158V175H156ZM180 176H181V175H180ZM180 176L178 175L177 178L180 177ZM186 176H187V175H186ZM224 176H225V177H224ZM244 176H246V175H244ZM101 177H102V176H101ZM118 177H119V178H118ZM127 177H129V176H127ZM142 177H144V178H147V177H148L149 180H145V181H146V182H147V181H148V182L150 181V182H149V183H145V181H142ZM151 177H152V176H151ZM153 177H154V174H153ZM153 177H152V178H153ZM158 177H159V176H158ZM158 177H157V178H158ZM160 177H161V176H160ZM160 177H159V178H160ZM218 177H217V178H218ZM229 177H230V176H229ZM242 177H243V175H242L240 178L237 179V180L240 179L238 182L241 181V178H242ZM93 178L97 179L96 177H93ZM93 178H92V179H93ZM124 178H125V176H124ZM152 178H151V179H152ZM159 178H158V179H159ZM177 178H176V180L174 179V180L176 181L175 183H177L178 181H180V180L177 181ZM182 178H183V179H188V177H187V178L182 177ZM182 178L180 177L179 179H182ZM213 178H212V181H213ZM233 178H235V177H233ZM233 178L230 177V179H229V178H227V179H229V180L232 179L231 181H233V182H229V183H232V184H234V185L229 184V186H231V187L234 186V187H232V188H233V191H232V192L235 193L236 191H235L234 188L236 187L235 185H236V182H237V181H235L236 179L233 180ZM236 178H237V176H236ZM245 178H246V177H245ZM245 178H242L243 181H245V180H244ZM257 178H258V179H257ZM263 178H264V177H263ZM263 178H262V179H263ZM92 179H91V180H92ZM112 179H113V178H112ZM115 179H116V178H115ZM115 179H113V180L115 181ZM121 179H122V178H121ZM153 179H154V178H153ZM161 179H162V178H161ZM167 179H169V176H168ZM167 179H166V180H167ZM183 179H182V180H183ZM192 179H193V178H192ZM192 179H191V181H192V183H193V181H194L195 179H193V180H192ZM220 179H222V176H221ZM225 179H223L224 182H225V181H227V182L229 181V180H227V179L225 180ZM262 179H261V180H262ZM123 180H124V179H123ZM137 180H138V179H137ZM143 180H144V179H143ZM166 180H164V177H163V181L165 182ZM171 180H172V179H171ZM200 180H201V179H200ZM209 180H211V179H209ZM223 180H221V181H223ZM261 180H260L259 182L257 181L259 185H254V187L257 186V189H258V188H260L259 186H261V187H262V188H261L262 192H261V191H259V192L263 193V191H264V190H263V189H264V188H263V186H264V183H263L264 180H263V181H261ZM93 181H94V179H93ZM114 181H113V182H114ZM127 181H129V180H127ZM133 181H134V180H133ZM154 181H155V179H154ZM156 181H157V180H156ZM163 181H162V183H163ZM168 181H169V180H168ZM168 181H166L167 183L165 182V183L167 184V186H168V184H169V185H170V184L172 185V183H170V182L168 183ZM212 181H211V182H212ZM216 181H217V179H216ZM216 181H215V179H214L215 184L218 183V185L221 186V187H223V188H224L225 186H226L227 188L229 187V186H227L228 184H227L226 182H225V186H224V185L222 186L221 183L219 184V182H218V181L216 182ZM219 181H220V180H219ZM234 181H235V182H234ZM104 182L106 183V185H105ZM119 182H120V180H119V181L116 180V183H119ZM121 182H122V181H121ZM121 182H120V184H121ZM123 182H125V181H123ZM138 182L140 183L139 180H138ZM181 182H183V181H180V184H181ZM185 182H187V180H185ZM195 182H196V181H194V183H195ZM207 182H208V181H207ZM207 182H206V183L203 182V183L207 184ZM224 182H222V183H224ZM261 182H262L263 186H262V184L260 185ZM116 183H114V184H116ZM134 183H137V181H135ZM142 183H140L141 186L143 185ZM158 183H159V182H158ZM162 183H161V184H162ZM165 183H163L162 185L164 186L165 191H167V193H169L170 190L172 191V189H173L174 186L172 187V189H170V187H171V186H170V187L168 188V190L170 189L169 192H168L167 187L165 188V185H166ZM187 183H189V185H190V181H188ZM194 183H193V184H194ZM241 183H242V182H241ZM248 183H247V184H248ZM126 184H128V182H127ZM132 184H133V183H132ZM132 184H131V185H132ZM159 184H160V183H159ZM161 184L159 185V187L161 186ZM173 184H174V182H173ZM177 184H178L179 187H180V186H184V184H182V185H179V183H177ZM199 184L196 183V184H194V185H195V186H196V185L199 186ZM211 184H212V183H211ZM215 184H214V186H215ZM237 184H238V183H237ZM242 184H243V183H242ZM256 184H257V183H256ZM93 185H94V186H93ZM117 185H119V184H117ZM117 185H116V186H117ZM155 185H156V183H155ZM212 185H213V184H212ZM218 185L216 184L217 187H218ZM238 185H241V184L239 183ZM244 185H246V184H244ZM244 185H243V186H244ZM120 186H121V185H120ZM125 186H126V185H125ZM137 186H139V185H137ZM137 186L135 185V187H137ZM156 186H157V185H156ZM176 186H177V185H176ZM178 186H177V187H178ZM191 186H193V185L191 184ZM191 186H190V188H192ZM204 186H206V185H204ZM207 186H208V185H207ZM207 186H206V187H207ZM209 186H210V182H209ZM110 187H111V186H110ZM118 187H119V186H118ZM121 187H122V186H121ZM128 187H129V186H128ZM128 187H127V188H128ZM143 187H144V186H143ZM143 187H142V188H143ZM152 187H153V189H152L153 191H150V189H151ZM157 187H158V186H157ZM184 187L186 188V184H185ZM188 187H189V186H188ZM193 187H194V186H193ZM206 187H205V192H204V193H206V191H207V188H206ZM210 187H212V186H210ZM226 187H225L224 189L222 188V189L224 190V191H223L224 193H225V190L227 189ZM239 187H241V186H239ZM239 187H238V188H239ZM247 187H246V188H247ZM254 187H252V188L254 189V192H253V193L255 194V193H256L255 191H256L257 189H255ZM137 188L139 189V190L137 189V191H140V188H141V187H137ZM144 188H145V187H144ZM146 188H147V186H146ZM146 188H145V190H146ZM185 188H184V189H185ZM195 188H196L197 190L199 189L198 187H195ZM252 188H251V189H252ZM132 189H133V188H132ZM132 189L129 188L128 191L126 190V193H125V190H124V193H125V194H123L122 192H119V193L117 194V190H118V188H117V189L115 188V190H114L115 193L118 195V196H117V197H118V198H117V203H115V205H116V204H117L116 206L119 205V207H116V210H115V211H117V209H119V210L121 211V212L119 211L121 214L118 215L119 221H118L117 224H116V223H113V224L111 223V225H110V224L108 223V225H106V226H108V231H106V232H107V235H106L107 237L105 238V239H106V241H105V243H104L105 247L103 248L104 250L101 248V252L104 251V252H106V254H105V253H104V254H105L106 256L108 255V258H107V259L104 257V259H106V261L104 260V264H141L142 261H144L142 264H149V263L151 264L152 262H153L152 264H154L155 260H157V258H155L156 256H159L158 259L161 257V259H159L158 262H159V261H160V262L163 261V262H161V263H162V264H166L167 261L169 262V257H170V256H171V257L173 256L172 258L176 257V256H174V255H176V252H175V254H174V251H176L177 248H179V247L181 246L180 249H182V250H183V248L186 249V247H182V245H184V244L187 245L188 243H190L188 240H185V237L188 236L187 233H186V236H185V235L182 236L183 234H182V235L180 234L181 232H183V233H184L185 231L187 232L189 228H187L185 231H183L182 228L179 227V226H181L182 224H181V223H178V222H180V219H181V221H184V222H182V223L185 224L186 220H183V218L185 219V217H186L185 215H186L187 212H188L187 210H189V213H188V214H190L191 210L193 209L192 207H193L195 204H193L192 202L194 201L193 198L196 197L195 195H196L197 193H198V194H197V200H198V201L196 202V204L199 202V200H200L201 198H202V201L200 200L201 203L205 200L203 197H201V198L199 197V198H198V196H200L201 192H202V194H203V191H201V190H204V187L201 188V189L199 190L200 193H199V191L197 192V190H196V191H195V195L192 193V194H189L190 196H189V195L186 196V197L184 196V197H185L184 200H183V201L181 200L182 202H178V201H176L177 203L174 202V199H177V198H174V197H175V196L178 197V196H177V193H176V195H175V193H174V192L176 191V190H175V191L173 192V193H174V196H173V199H172L173 202H174L175 204L172 203L173 205L179 206V203H180V206H182L181 203H183V205H184V201H188V197H191V195H192V199H193V201L190 202L191 199L189 198V200H190V201H188L189 203H188V202H185V203L187 204V207H188V204L190 205V203H192V205H191V209H189V208H187V207L184 206V207H185V209H183L184 211L181 210L182 207H180V208H181V209H180L181 211H180L179 208H176V206H174V207L176 208L175 211H174V209H172V206H173V205L171 204L170 206H171V209L173 210L174 213L171 212L172 210H169L170 207H169L168 205H165V206H167V208L163 207V205L166 204V200H165V199H167V198L169 199V196H171V195H170L171 192H170V194H166V197H167V195H168L167 198H166L164 195H163V197L160 195V196L162 197V200H160L161 197H160V196H157V193H156V192H155V193H156V196H155L154 198L150 197L151 194L149 195V197H150L151 199H153L154 202H156V201H155V198H158V197H159V199H156L157 201L160 200V202L162 201V202L164 203L163 200H165V203L162 205V208H156V211H157V209H160V210L162 209V210H163V208L166 209V210H163V211H168V210H169V211L171 212V213H169V217H168V212H169V211H168L167 214H165V217H166V216H167V217L165 218V217L162 216V218H164V220L168 218V219H167V221H168V220L171 219L172 216L175 217L174 219H173V217H172V219L170 220L171 222L168 221L169 223H172V224H173V221H175L174 223H176V222L178 223V226H177V223H176V226H173L174 229H173V227H172L170 224H168V223H167V224L165 223V225H164V224L161 225V224H162L161 222L164 221V220L161 218V215L159 214V215H160V216H159V215H155L154 213H152L153 211L155 212V210H154L155 208L153 209V207H160V204H159V206H157L158 203H157V204L155 203L156 206H152V205H154V204L151 205V203H154L153 201L150 200V202H149L147 199L145 200V198L148 197L147 190H146V195H147V197L144 195L145 198L143 199V202L141 203V205H142L144 202H145V203H146V202H149L150 204L146 203V205H149L148 208H147V207L145 208L146 205H144V209H146L147 211H148V209H149V210L151 209V211H152L151 213L154 214V215H153L154 218L151 217L152 220H151V219L149 220L148 218H150V217H149L150 215H148V216L146 217V215L148 214V212L146 213V212L144 211V213H143V210H144V209H142L143 206L141 207V209H142L141 212H139L140 209L137 210L136 207H133V208L136 209V210L131 209L132 206H129V204L136 200V198H135V200H130V199H133L132 197L130 198V196H129V195H131V190H132ZM164 189H163V191H164ZM175 189H177V188H175ZM180 189H181V192H183L181 187H180ZM184 189H183V190H184ZM215 189H216V187H215ZM215 189L212 188V191L214 190V193H215V191H216ZM217 189H220L219 191H222L221 188H217ZM229 189L231 190V188H229ZM229 189H228L227 191H229ZM120 190H121V189H120V187H119V191H120ZM133 190H134V189H133ZM160 190H161V189H160ZM173 190H174V189H173ZM186 190H187V188H186ZM188 190H189V189H188ZM194 190H195V189H194ZM208 190H209V189H208ZM210 190H211V188H210ZM210 190H209V191H210ZM239 190H240V188H239ZM248 190H250V188H249V189L247 188V190L244 189V192H245V191H248ZM258 190H260V189H258ZM141 191H142V190H141ZM163 191L160 192V193L162 194V193L165 192V191H164V192H163ZM179 191H180V190H178V191H176V192H179ZM189 191H190V190H189ZM191 191H192V189H191ZM191 191H190V192H191ZM219 191H217L218 194H219ZM227 191H226V192H227ZM237 191H238V190H237ZM240 191H241V193L243 192V190H240ZM240 191H238V193H239ZM250 191H251V190H250ZM250 191H249V193H250ZM252 191H253V190H252ZM103 192H104V193H103ZM133 192H135V191H133ZM133 192H132V193H133ZM142 192H143V194L145 193L144 191H142ZM142 192H141V193H142ZM181 192H180V193H181ZM196 192H197V193H196ZM223 192H221L219 195H217V193H216V197H215V198H218V197H219L221 200L223 199V200L221 201V200L218 198V200H220V203L223 202V204H222V206H221L220 208L223 207L225 210H228V209H230L229 204L231 205L233 202H235L234 205L232 204L234 207H231V208H234V209H238V207L240 208L239 205H242V206H243V208L241 207L242 209H244L245 207L247 208L248 203L250 204L248 207L251 206V202H252V200H251L250 202H247V200H248L249 198H251L250 195H249V196H250V197H249L246 193L244 194V192H243L242 195L246 197V199H244L245 197L243 198L242 195L239 197L238 193L236 192L237 194H236V193H235V194L238 195V196H236L235 194H234V195L237 197V198H236L237 200H233V197H232L233 193L231 194V193H230L231 191L229 192V194L226 193V194H228L229 196H227L226 194H223V195H225L226 200H227V197H228V199H229V197H230V199L232 198V201L229 199V201H231V202H230V203L228 202L229 204L227 205V203L225 202V201H226L225 198H223V197L221 196ZM259 192H257V193H259ZM141 193H140V195H141ZM155 193L152 194L151 196H154ZM160 193H159V194H160ZM188 193H189V192H188ZM209 193H211V192H209ZM214 193L212 192L209 196L211 197V195L214 194ZM241 193H239V194H241ZM247 193H248V192H247ZM249 193H248V194H249ZM113 194H114V193H113ZM122 194H123V195H122ZM143 194H142V196H143ZM250 194H251V193H250ZM259 194H260V193H259ZM259 194H258V195H259ZM104 195L106 196V195H107V192H106ZM114 195H115V194H114ZM134 195H135V194H134ZM137 195H139V192L137 193ZM179 195H180V197L182 196L181 194H179ZM183 195H186L185 190H184V194H183ZM204 195H205V194H203V195H201V196H204ZM207 195H208V194L206 193L205 196H207ZM252 195H253V194H252ZM255 195H256V197H255L254 199H256V198L258 199L259 197L261 198V196L264 195V194H262V195L259 196V197H257V196H258L257 194H255ZM142 196H141V197H142ZM214 196H215V194H214ZM214 196L212 195V198H213V199H214ZM220 196H221L222 198H221ZM247 196H248V197H247ZM133 197H134V196H133ZM135 197H136V196H135ZM137 197H138V196H137ZM164 197H165V199H163ZM171 197H172V196H171ZM171 197H170V198H171ZM210 197H205V198H206V201H205V202H207V199L210 198ZM238 197H239V200H240L241 197L244 199V200H243V199L240 200V201L242 202V204H241V203L238 204V202H237V201H239V200H238ZM253 197H254V196H253ZM104 198H105V197H104ZM113 198H114V197H113ZM115 198H116V195H115ZM186 198H187V200H185ZM212 198L210 199L211 201H213ZM247 198H248V199H247ZM263 198H264V197H262V199H263ZM111 199H112V198H111ZM139 199L142 200V198H137V201H138ZM148 199H149V198H148ZM168 199H167V200H168ZM180 199H181V198H180ZM182 199H183V197H182ZM203 199H204V200H203ZM234 199H235V198H234ZM251 199H253V198H251ZM102 200H105V202L108 203V204H107V203L104 202V203H105V206H104V207L101 206V205H103V204H101V203L103 202ZM169 200H171V199H169ZM172 200H171V202H172ZM177 200H179V198H178ZM195 200H196V199H195ZM210 200L208 201L209 203L211 202ZM214 200H215V199H214ZM218 200H216V201H218ZM224 200H225V201H224ZM245 200H246V204L244 203ZM111 201H113V200H111ZM129 201H130V202H129ZM216 201H215V202H216ZM248 201H249V200H248ZM263 201H264V199H263ZM115 202H116V201H115ZM158 202H159V201H158ZM169 202H170V201H167V204H169ZM200 202H199V203H200ZM208 202H207V205H208L209 207H212V209L216 211L217 209H216V208L214 209L213 206H215L217 202H216L215 205H214V201H213V202H212V203H213L212 206H211L212 203L209 204ZM224 202H225L226 204H225ZM254 202H256V203L259 202V203H260V202H262V201H260V200L258 199V201L256 200V201H254ZM254 202H252L253 205H254ZM112 203H113V202H112ZM112 203H111L110 205H112ZM118 203H119V204H118ZM133 203H134V202H133ZM138 203L140 204V202H137V204H138ZM145 203H144V204H145ZM220 203H219V202L217 203V205H216L217 208L220 206V205H218V204H220ZM243 203L245 204V206H244ZM259 203H258V204H259ZM263 203H264V202H262V203L259 204V205H257V204H256V205L261 207V205H264ZM106 204H107V205H106ZM135 204H136V202H135ZM137 204H136V206H137ZM186 204H185V205H186ZM224 204H225V205H224ZM236 204H237V205H236ZM133 205H134V204H133ZM141 205H138L139 207L137 206V208H140ZM199 205H200V206H204V207H201V208H202V209H201V208L198 206V207H199V209H198V207L196 208L197 205H195V207H194L195 209L192 210L193 213L195 212V214H196L198 211H200V209H201L202 212H204V214H206V215H210V214L213 212V211L211 210V208H210V210H209V208H208L207 205H203V204H199ZM226 205H227L229 208H225L224 206H226ZM232 205H231V206H232ZM246 205H247V206H246ZM256 205H255V206H256ZM113 206H114V204H113ZM235 206H237V208H236ZM150 207H152V208H150ZM168 207H169V208H168ZM174 207H173V208H174ZM184 207H183V208H184ZM189 207H190V206H189ZM253 207H254V206H253ZM253 207H252V208L250 207V208L253 209ZM260 207H257V209L260 208ZM102 208H104V209H102ZM109 208H111V206H110ZM129 208L131 209V211H133L134 214L130 212V209H129ZM204 208H205V209H204ZM207 208H208L209 211H207V212L205 213V211H206ZM241 208L238 209V210H236V211H239V212H240V211H241ZM246 208H245V209H246ZM250 208H249V209H250ZM262 208H263V206H262ZM101 209H102V210H101ZM167 209H168V210H167ZM186 209H187V210H186ZM196 209H198V210L195 211ZM203 209H204V210H203ZM224 209H222V210H224ZM234 209H231V211L233 212ZM255 209H256V207L254 208V210H255ZM257 209H256V210H257ZM112 210H113V209H112ZM112 210H111V211H112ZM162 210H161V212L163 213ZM176 210H179V212H177ZM218 210H219V209H218ZM218 210H217V211H218ZM220 210H221V209H220ZM220 210H219V211H220ZM225 210H224V213H225V214H226L227 212H230V214H232V216L234 215V213L239 214V213L236 212V211L233 212V213H231L230 210H229V211H226V212H225ZM254 210L252 211L253 214L257 212L256 210H255L256 212H254ZM263 210H264V209H263ZM106 211H109V212H110L109 209L106 210ZM134 211H135V212H134ZM137 211H138V212H137ZM185 211H187V212H185ZM217 211H216L215 213H217ZM242 211H244V210H242ZM246 211H247V210H246ZM246 211H244V212H246ZM136 212H137V215H138V214H139V215L141 214L142 217L135 215ZM157 212H158V211H157ZM157 212H156V213H157ZM159 212H160V211H159ZM159 212H158V213H159ZM180 212H181V214H182L183 212H185V213L182 214L183 216H182L181 214H178L177 216H175L177 213H180ZM192 212H191V214H192ZM202 212H199V213H202ZM222 212H223V211H222ZM250 212H251V211H250ZM261 212H263V211H261ZM261 212H260V213H261ZM117 213H118V212H117ZM151 213H150V214H151ZM207 213H210V214H207ZM218 213H219V212H218ZM108 214H109V213H108ZM111 214L113 215L114 212H111ZM118 214H119V213H118ZM131 214H132V215H135L136 217H135V216H130ZM144 214H146V215H144ZM171 214H175V215H172V216L170 217ZM184 214H185V215H184ZM191 214H190V216L192 217L194 214H193V215H191ZM219 214H220V213H219ZM219 214H218V215L215 214V216L218 217ZM227 214H228V213H227ZM237 214H235V215H237ZM256 214H257L258 218L261 216V214H260V216L258 215V212H257ZM256 214H254V215L252 216V220L254 219L253 217H254ZM262 214L264 215V213H262ZM99 215H100V217H99ZM104 215H105V214H104ZM162 215H164V214H162ZM179 215H180V216H179ZM197 215H198V214H196V216H193L192 218H190V217L188 216V217H189L188 219L190 220V223H189V222H188V223L191 225V227H195V228H196V225H194V224H196V220L194 219V220H195V221H194V222H195L194 224H192V222H191V221L193 220L194 217H195L196 219H198V220H197V221H198L197 224H199V222H200V221H199V217H200L201 219H203V217H201L200 214H199V217H198ZM202 215H203V214H202ZM213 215H214V212H213ZM235 215H234V216H235ZM242 215H243V213H242ZM242 215L240 214V216H242ZM246 215H247V213H246ZM246 215H245V216L243 215L244 217H241V218L244 220V218H247ZM248 215H249V214H248ZM106 216H107V215H106ZM108 216H109V215H108ZM113 216H114V215H113ZM113 216H110L109 219H111V217H113ZM119 216H120V217H119ZM181 216H182L183 218H181ZM184 216H185V217H184ZM215 216H213V217H215ZM220 216H221V218L224 217V219L227 217V215H226V217H225V215H223V217H222V215H220ZM220 216H219V220L214 219V221H216V220H217V222L221 221L222 219L220 220ZM234 216L232 217V219L234 218L233 221L235 220V217H234ZM249 216H250V215H249ZM115 217H116V216H115ZM176 217H179V218H180L179 221H178V218H176ZM209 217H210V216H207V217L205 216L204 219H206V218L209 219ZM211 217H212V216H211ZM105 218H104V219H105ZM157 218H158V220H156ZM169 218H170V219H169ZM186 218H187V217H186ZM227 218H228V217H227ZM227 218H226V219H227ZM229 218H231V215H229ZM229 218H228V219H229ZM238 218H239V215H238L237 219H238ZM241 218H239V219H241ZM250 218H251V217H250ZM258 218L256 217L255 219L257 220ZM100 219H101V220H100ZM113 219H114V218H113ZM113 219H112V221H113ZM153 219H154L155 222L158 224L157 226L154 225V224H156V223H154ZM161 219H162L163 221H159V220H161ZM175 219H176L177 221H176ZM191 219H192V220H191ZM201 219H200V220H201ZM204 219H203V220H204ZM208 219H207V220H204V221H202V222H200V223H201L202 225H203V223L206 224V223H208ZM224 219H223V220H224ZM228 219H227V222H226V220H225V227H226V223H229V222H228ZM239 219H238V220H239ZM242 219H241V220H242ZM259 219H261V218H259ZM99 220H100V221H99ZM116 220H117V219H116ZM148 220H149L150 222L153 221V222H152L153 224L151 223L152 226L154 225L153 228L149 227L150 224H147V223H146V222H148ZM223 220H222L221 222L224 224V221H223ZM229 220L231 221V219H229ZM238 220H235V221H238ZM247 220H250V219H249V218H248V219H245L246 222H248ZM261 220H262V222H260ZM261 220H260L259 222L264 224V222H263L264 220H263V219H261ZM165 221H166V220H165ZM165 221H164V222H165ZM167 221H166V222H167ZM205 221H206V223H205ZM211 221H212V220H211ZM211 221H210V223H209L210 226H208V225L206 224V226H208V229H207V230L205 229V228H206L205 225H203V226L205 227V228H204V227H201V226H202L201 224H199L198 227L201 228V229H199V231H200V230H201V231H204V230H205V231H208V230H210L211 228H214V227H215L214 225L218 224L217 222H214V223H212V224H213V226H212ZM233 221H232V222H233ZM235 221H234V222H235ZM245 221H244V222H243V221H240V222L238 221L239 224H238V223H237V224H238V226L240 225V228H239L238 226L236 227V226H235V225H236L235 223H233V224H234V226H233V224H232L231 222L229 223L230 225L227 226L226 228L223 226V229H224V232H223V233H224V235H226V232H227V230H229V227H232V226L234 227V228H233V231H232V228H231L230 230H231V232H233V234H234L235 231H236V233H237V230H238L237 228H239L240 232H241V230L243 231V230L245 229V230H244V233H246V230H247L246 228H249L250 226H248L247 223H246V226L241 227V226L244 225ZM100 222H101V223H100ZM108 222H109V221H108ZM115 222H116V221H115ZM159 222H160V223H159ZM212 222H213V221H212ZM221 222H220V224H221ZM242 222H243V225L241 224ZM250 222H251V221H250ZM259 222H257V223H259ZM248 223H249V222H248ZM253 223H254V220H253ZM260 223L258 224V227H259ZM100 224H102V225H100ZM250 224H251V223H250ZM148 225H149V226H148ZM174 225H175V224H174ZM185 225H186L187 227H189L187 224H185ZM251 225L254 226V225H256V224H251ZM99 226H101V227L103 228L102 231H101V229H100L101 227H99ZM147 226H148L149 228H148ZM182 226H184V225H182ZM186 226H185L184 228H186ZM211 226H212V227H211ZM220 226H222V225H220ZM261 226H262V225H261ZM168 227H169V228H168ZM171 227H172V229H171ZM191 227H190V229H193V228H191ZM198 227H197V230H196V234H197V235L199 234V232H198ZM216 227L218 228V225H216ZM256 227H257V226H256ZM256 227H255V228H256ZM263 227H264V226H263ZM263 227H262V229H264ZM175 228H176V229H175ZM184 228H183V229H184ZM195 228H194V229H195ZM202 228H204V229L202 230ZM221 228H222V227H221ZM241 228H242V229H241ZM251 228H252V226H251L249 229H250V230H255V228H252V229H251ZM106 229H107V228H106ZM151 229H152V231H149V230H151ZM179 229H181L182 231H180ZM190 229H189V231H188V232H189V233H188L189 236H190L191 233H192V232L190 231ZM214 229H215V228H214ZM214 229H211V230H210V233H211L212 230H214ZM218 229H219V228H218ZM218 229H217V231H218V235H219V234H223V233H219V230H218ZM249 229H248L247 231H249ZM256 229H257V230H255V231H256V233H257V231H258L259 228H256ZM260 229H261V228H260ZM215 230H216V229H215ZM234 230H235V231H234ZM167 231H168V232H167ZM179 231H180V232H179ZM205 231H204V232H205ZM262 231H263V230H262ZM262 231H260V233H261ZM166 232H167V233H166ZM171 232H172V233H171ZM197 232H198V233H197ZM215 232H216V231H214L213 235L216 236L217 233L215 234ZM221 232H222V229H221ZM228 232H230V231H228ZM240 232H238L239 234H238V233H237V234H238V235H240L241 233L244 234L243 232H241V233H240ZM249 232H250V231H249ZM95 233H96L97 235H100V238H101V239L98 238V239H100L99 241L96 240V236H97V235L95 236ZM144 233H145V234H144ZM146 233H149V234L146 235ZM150 233H152V234L154 233V234H157V235H155L156 237H155V236L152 237V236L150 235ZM170 233H171V234H170ZM205 233H206V232H205ZM205 233H203V235H204ZM208 233H209V232H208ZM210 233H209V234H210ZM250 233H253V232L251 231ZM256 233H255V234H256ZM260 233H259V234H258V233L256 234V235H257L256 238L259 239V237L263 235L264 231H263L262 234H260ZM158 234H159V235H166V237L163 236L164 238H159V237H158ZM192 234H193V233H192ZM196 234H195V230H194V235H193V236H195ZM201 234H202V232H201ZM201 234H200V235H201ZM206 234H207V233H206ZM209 234H208V235H209ZM228 234H229V233H228ZM233 234L230 233V235H232V236H233ZM242 234H241V235H242ZM248 234H249V233H248ZM143 235H145V236H143ZM200 235L198 236V238L195 237V239H196L197 241H198V239H202V240H203V239L205 238V240L208 241V242H210V241H211V242H214V241L216 242V240H218L220 243L224 241L223 244L221 243L222 246L225 245V244H226L225 246H227V244H228V247L233 246V245H231L232 243H230V241H231L232 238H231V239L228 238V237H232V236H230V235H229V236H228V235L225 236V238H228V240H227V239H225V240H227L230 244H229L228 242L226 243L225 240L222 241V240L220 239L221 237H219L220 235L218 236L219 238H217V239H216V237L213 236V239H212V240H214V241H212V240H207V239H206V238H207V237H206L207 235H204V236H202V235L200 236ZM224 235H221V236L223 237ZM238 235H236V238H237V239H236V241H237L236 243H237V244L239 243V242H238ZM250 235H251V234H249V237L252 236V235H251V236H250ZM259 235H260V236H259ZM94 236H95V237H94ZM180 236H182V237H180ZM189 236H188L187 239H190ZM193 236H191V237H192V239L194 240V237H193ZM227 236H228V237H227ZM93 237H94L95 239H94ZM98 237H99V236H98ZM104 237H105V235H104ZM149 237H150V238H149ZM160 237H162V236H160ZM174 237H175V238H176V237L184 238V240L186 241V243H184L185 241H183L182 239L179 240V239L176 238L177 240H179V243H181V245L178 243V244L180 245V246H179L178 244H176L177 242H174V241H176V239H175ZM199 237H200V238H199ZM202 237H204V238H202ZM209 237H210V239H211L212 235H210ZM209 237H208V239H209ZM249 237H248V238H249ZM262 237H263V236H262ZM262 237H260V239H259L260 241L263 239ZM173 238H174V241H172ZM234 238H235V237H234ZM246 238H247V234H246ZM248 238H247V239H248ZM251 238H252V237H251ZM251 238H250V239H251ZM254 238H255V237H254ZM256 238H255V239H256ZM261 238H262V239H261ZM92 239H94V240H96V241L93 240V243L91 244ZM163 239H165V241H164ZM170 239H172V240H170ZM192 239H191V242H193ZM223 239H224V237H223ZM229 239H230V241H229ZM239 239H241L240 242L242 243V241H243L242 239H245V236H244V238H243V236H242V237L240 236ZM252 239H253V238H252ZM258 239H257V240H258ZM166 240H167V241H166ZM234 240H235V239H234ZM248 240H249V239H248ZM253 240H254V239H253ZM263 240H264V239H263ZM103 241H104V240H103ZM187 241H188V242H187ZM197 241L194 242L195 245H193V246H196V243H197V244L200 243L199 241H198V242H197ZM200 241H201V240H200ZM206 241H203V242L205 243ZM249 241H250V240H249ZM173 242H174V243H173ZM182 242H183V244H182ZM201 242H202V241H201ZM203 242H202V243H203ZM215 242H214V243H215ZM231 242H233V240H232ZM261 242H262V241H261ZM89 243H90L91 245H89ZM214 243H213V244H214ZM216 243H217V242H216ZM233 243H235V241H234ZM247 243H248V242H247ZM247 243H246V246L248 247L249 243H248V244H247ZM99 244H100V243H99ZM172 244H174V245H172ZM175 244L177 245L176 249L174 248V247H175ZM209 244H210V243H209ZM258 244H259V241H258ZM260 244H261V243H260ZM101 245H103V244H101ZM101 245H100V247H102ZM104 245H103V246H104ZM171 245H172V246H171ZM185 245H184V246H185ZM191 245H192V244H191ZM207 245H208V244H207ZM215 245H216V244H214L213 246H211V244H210V246L208 245V247L206 248V243H205V249H202V250H200V251L203 252V251H206V249H209V247H210V248L212 247L211 250L214 249L213 252H215L216 249L219 247L218 244H217V245H216V249L213 248V247H215ZM239 245H241V247H239ZM239 245H238V246L236 245L237 247L235 246L236 249L238 248V251H239V248L241 249L242 246H245L244 243H243V245H242V244H239ZM251 245H252V244H251ZM254 245H255V244H254ZM261 245L263 246L264 244H261ZM89 246H90V247H89ZM197 246H198V245H197ZM217 246H218V247H217ZM246 246H245V247H246ZM94 247H96V248H94ZM172 247H173L175 250H174ZM187 247H188V246H187ZM189 247L192 248L191 246H189ZM189 247H188V248H189ZM199 247H200V245H199ZM247 247H246V248H247ZM257 247H260V246H257ZM257 247H256V245L253 246V248H257ZM196 248H198V247H196ZM200 248H203V245H202V244H201V247H200ZM225 248L227 249V247H225ZM225 248H224V250H226ZM253 248H252V249H253ZM96 249H97V250H96ZM185 249H184L183 251H182V250L179 251V252H180V253H179L180 255H178V251H177V255L179 256V257L177 256V258H180V256L183 254L182 252H184V251H186L185 255H186V254H189V251H187V250H185ZM194 249H195V248H194ZM244 249H245V248H244ZM260 249H261V248H259V250H260ZM262 249H264V247H263ZM262 249H261V250H262ZM87 250H88V251H87ZM102 250H103V251H102ZM178 250H179V249H178ZM191 250H192V249H191ZM197 250H198V249H197ZM197 250L195 249V251H197ZM220 250H223V249H220ZM220 250H219V252H220ZM224 250H223V251H224ZM230 250L232 251V249H230ZM233 250H235L234 247H233ZM250 250H251V249H250ZM257 250H258V249H257ZM181 251H182V252H181ZM209 251H210V250H209ZM228 251H229V250H228ZM231 251L229 252V255H232V254H231ZM248 251H249V249H248ZM254 251H256V250H254ZM254 251H253V252H254ZM87 252H88V253H87ZM101 252H100V253H101ZM171 252H173L174 255H173V254L170 255ZM187 252H188V253H187ZM193 252H194V251H192V253H193ZM207 252H208V251H207ZM213 252H212V253H213ZM221 252H222V251H221ZM221 252H220V253H221ZM242 252H243V251H242ZM250 252H251V251H250ZM86 253L90 256L89 259H87L88 256L86 255ZM96 253H97V252H96ZM96 253H95V254H96ZM100 253H99V254H100ZM197 253H198V251L196 252V254H197ZM205 253H206V252H203L204 256L206 257ZM215 253H216V252H215ZM220 253H219V255H220ZM222 253H223V252H222ZM232 253H233V252H232ZM239 253H240V252H239ZM260 253H261V251H260ZM260 253H259V254H260ZM262 253H263V252H262ZM262 253H261V254H262ZM199 254H200V255H199ZM199 254H197V256H196V255H194V253H193L194 257H198V256L201 257V254H202V253L199 252ZM206 254H207V253H206ZM217 254H218V252H217ZM227 254H228V253H227V251H226L224 255H227ZM234 254H235V253H234ZM236 254L238 255V252H237ZM243 254H244V253H243ZM250 254H251V253H250ZM250 254H249V255H250ZM255 254H256L255 256H257L258 253L256 252ZM85 255L87 256L86 259H85ZM105 255H104V256H105ZM185 255L183 254V256H185ZM193 255H192V256H193ZM229 255H227V257H228ZM240 255H241V253H240ZM245 255H246V253H245ZM100 256L102 257L103 254H100ZM186 256H187V255H186ZM190 256H191V253H190ZM202 256H203V255H202ZM204 256H203V258H205ZM212 256H213V254H212ZM215 256H217V255L215 254ZM215 256H214L213 258H216ZM220 256H221V255H220ZM247 256H248V255H247ZM251 256H253V255H251ZM255 256H253V257H255ZM101 257L99 258V255H98V258H99V259H101ZM171 257H170V258H171ZM187 257H189V256H187ZM187 257H186V258H187ZM207 257L209 258L208 255H207ZM217 257H218V256H217ZM221 257H222V256H221ZM221 257H220V258H221ZM225 257H226V256H224V260H223L224 262H223V263L226 262V263L230 264V263H229L230 261H228V262H227V260L225 261V259H228V258H230V257H232V258H230V259H232V261H234V260L239 261V260H237V259L235 258L234 255H232V256H230V257H228V258H225ZM241 257H243V256L241 255L239 259H242ZM90 258H91V259H90ZM153 258H155V260H154ZM177 258H176V259H177ZM183 258H185V257H183ZM190 258H191V257H190ZM190 258H189V259H190ZM198 258H199V257H198ZM220 258H219V259H220ZM234 258H235V259H234ZM237 258H238V257H237ZM243 258H244V257H243ZM245 258H246V256H245ZM245 258H244L243 260H245ZM251 258H252V257H251ZM257 258L259 259L260 262L256 263V262L258 261V259H256V257H255V259H256L255 264H260V263L263 262V261L261 262V260H260L261 258H263L262 256H261V258H260L259 255H258ZM96 259H97V258H96ZM193 259L195 260V258H193ZM209 259H210V258H209ZM217 259H218V258H217ZM221 259H222V258H221ZM233 259H234V260H233ZM253 259H254V258H253ZM253 259H251V260L253 261ZM85 260H88V261H85ZM101 260H102V259H101ZM101 260H99V261L103 263V261H101ZM150 260H151V262H150ZM173 260H174V259H172L171 263H173ZM178 260H180V259H178ZM190 260H191V259H190ZM196 260H198V259H196ZM196 260H195V263H196ZM200 260H201V258H200ZM206 260H207V259H206ZM212 260H213V259H212ZM212 260H211V261H212ZM248 260H249V259H248ZM263 260H264V259H263ZM99 261H98V262L95 261V263H96V262L99 263ZM182 261H183V260H182ZM185 261H186V260L184 259L183 262L185 263ZM204 261H205V259H204ZM204 261H202V262H204ZM213 261H214V260H213ZM215 261H216V260H215ZM217 261H218V260H217ZM221 261H222V260H221ZM252 261H251V262H252ZM92 262H91V263H92ZM156 262H157V261H156ZM156 262H155V263H156ZM160 262H159V263H160ZM180 262H181V260L178 261L177 264H178V263L180 264ZM183 262H181V263L183 264ZM188 262H189V264H195V263H193L192 260H191V261L188 260ZM202 262L200 261L199 264H202ZM209 262H210V260H209ZM209 262H207V263H209ZM218 262H219V261H218ZM218 262H217V263H218ZM240 262H242V261H240ZM240 262H239V263H240ZM244 262H245V261H244ZM251 262L248 261V264H251ZM86 263H85V264H86ZM102 263H101V264H102ZM159 263H157V264H159ZM161 263H160V264H161ZM174 263H175V262H174ZM204 263H206V262H204ZM204 263H203V264H204ZM217 263H216V264H217ZM226 263H225V264H226ZM231 263L233 264V262H231ZM89 264H90V263H89ZM92 264H93V263H92ZM99 264H100V263H99ZM168 264H169V263H168ZM175 264H176V263H175ZM186 264H187V263H186ZM209 264H211V263H209ZM212 264H213V263H212ZM220 264H222V263L220 262ZM242 264H244V263H242ZM245 264H246V262H245ZM252 264H254V263H252Z\"/></svg>",
  "mask_w": 264,
  "mask_h": 264
},
{
  "label": "rangeland",
  "instance_id": "2",
  "mask_svg": "<svg viewBox=\"0 0 264 264\" xmlns=\"http://www.w3.org/2000/svg\"><path fill=\"white\" fill-rule=\"evenodd\" d=\"M10 1H11V0H10ZM10 1L8 0V3H7V0H0V5H1V6H0V7H1L0 9H2V7H3L2 10H3V12H5L6 15H7L6 11L8 12V9H7L6 11H4V9L7 8V7L9 8L10 3L12 2V1H11V2H10ZM13 1H14V0H13ZM19 1H22V0H18V1L16 0V2L14 1L15 3L12 2V3H13V7H15V8H13V7L11 6V8H9V9H13V10H10V12H8V15H7V16L11 17L10 19H12L13 16L16 15V14H18L19 12H20V14H23V16H25L26 13H29V15L26 14V15H27L26 18H27L28 21H29V18L32 17L31 20H30V22H34L35 17L33 18V16H34V15L36 16V14H35L34 12L37 11V8H36V9H33V8L30 7V6H33L34 3H35L36 5L39 4V1H40V0H33V1H32V0H23V2H19ZM27 1H29V2H33V4L30 3V4H32V5H26V4H29V2H27ZM35 1H38V3H36ZM41 1H42V0H41ZM43 1L45 2V0H43ZM43 1H42L43 4L40 3V4L37 5L36 7L44 6V8L42 7L44 10H38V11H37V13H38L39 11H40V12L43 11V13H42V12H41V13L39 12L37 16L40 15L39 17H41V15L43 14V15H42V16H43V20H45V21H43V20L41 21V18L38 19V21H37V18H38V17L36 16L35 21H37V23H34V24L31 23V24H30V22H29V23L27 22V23H26V27H24L23 25L25 24V21H27V19L24 18V17L21 16V15H18V17H19L18 19H19L20 21H21V20L23 21V22L21 21V23H23V25L20 24V27L23 26L24 29L21 28L20 31L17 30L18 28L20 29V27H19L18 25H15L16 23L13 24V25L11 24V23H13V19L11 20V23L8 22V21H10V19H9V20H7V22H6L5 24H7V26L10 24V26H12V27L15 25V26H16V27L14 26L15 28H14V27H13V28H12V27H9V28H8V27L5 26V27H2V29H0V30L2 31V30L5 28V29H4V30H5V31H4L5 33L3 32V34H8V33H10L12 29H13V32H12V34H13V33H14V30L16 29V30H15L16 32H18V33L21 32V33H19L18 35H20L22 38H24L25 35H29V37L32 38V39H31V38L29 39V41H30L29 44H30V45H29V47L27 46L26 48H27V50H30V48H32L31 50H32L33 52L30 50V52H32V54H30V53H28V51L26 50L27 55H28V56L26 55V59H27V57H29L30 55H31V56H36V52L34 53V51L37 50V47L40 48V45L45 41V35H46V34H47V36H48V35H49V36H52V35H53V37H54V38L56 37L57 39L60 38V34H61L62 37H63V36H64V37L66 36V39H68V37H70L71 41L69 40V42H64V44H66V45H63V43H62V41H61L60 43H62V45H61V44L58 45L60 39L62 40V37L59 39V41H58L56 38H55V40H56V41H55L53 37H52V38H51V37H47V38H48V39H47L48 41L46 40L45 43H46V42H49V40H50L51 43L49 42V44H48L50 48L48 47L47 43H46V45H45V43H43V44L41 45V48L38 49V51H39V50H40V51H39V52L37 51V52H38V53H37V56H36L37 59H36V57H34V58L38 61V59H40V57L42 56L43 59H44L45 61H47L48 58L45 59L44 56L49 57V56H50L49 54L53 52L52 49H54V48H55V51H56V48H57L56 45L60 46V48H61L62 46H63L62 48H64V46H65V48H66L67 50H68V48H70V52L73 50V52H72V54H74L73 56H75V54H78V55L80 54L79 57H78V55H76V58H78V59H76L75 57H71L70 59L74 60L73 58H75L76 61H77V60H78V61L80 60V61H79L80 63H82V62L84 61L83 64H85V65H83V64L81 65L79 62H77V63H79V65H80L81 67L83 66V67L86 68V67H88V66H89V67L92 66L91 68L86 69V70H85V68H84V70H83V67L81 68V70H83V71H86V72L89 71V73H86V75H85V77H84V78H85V79H84V83H85V85H87V86L89 87V90H90V87H92V88L94 87V88H97V89H95V90H97V91L99 90V91H100L101 88L98 89L97 86L100 85L99 87H101L102 83L105 82V81H104L105 79H106V82H108V81H110V80H108V79H110V76H111V81H112V80H113L112 77L114 78V76H116V75H119V76L121 75V72L123 71V68H122V67L119 68V71H120V72H119V71H117L118 73H117L116 71L114 72V73H116V75H114L113 72H112V75H110V74H111V71H112V68H111V67H105V65L108 66V64H109V66H111V63H112V62H113V64H114L115 61L117 62V60H115V57H116V56H115V57L113 56L114 59L112 60L111 56H112L113 51H112V49L110 50V48H112L113 46L116 48V47L118 46V48H116V49L118 50V49L120 48L119 45H121V43H120V44H117L116 46L113 45V44H111V46H112V45H113V46L110 47V48L108 49V48H106V47L108 46V42L105 43V41L107 40V37H106V36L104 37V35H107L108 32H107L106 29H108L109 33L111 34V36H110L109 34H108V36L111 38V37L114 35V33L117 34V32H118V31H117V32H116V31L114 32V30H115L114 27H116V25H120V26L122 27V24H119V23H120V21H122L123 24H124V22H125V19H126V18H124V17H126V16L123 15V13H125V11H123V9H125V8L127 7V3H128L127 1H128V0H127V1H126V0H124V1H123V0H121V1L119 0L120 2H119L118 0H117V1H116V0H109V2H108V0H103V2H101L102 0H97V2H98V8H99V6L101 5L99 10L95 7V6H97V5H95V3H97V2L94 3L93 0H88L89 2H90V1L92 2V1H93V2L91 3V5H89V4H90L89 2H88V5H87V4H82L84 1L86 2V0H83V1H82V0H79L81 3L78 2V0H74L75 3H73V4H77V6L74 5L75 8H76V10L79 9V7H80V10H77V11H82V9H83L82 13H84V14L86 13L85 16H87V14H88V16H87L88 19H91V18L93 17V16H92L93 13H90V12H91V9L94 10V11H92V12H94L95 15H94V17H93L92 19H95V20H96V19H97V20L99 19V20H98V21H97V20H96V21L92 20V21H94L93 23L97 22L100 26H102V27H101L102 29L100 28L99 25H96L97 23H95V25H96V26H95V25L92 23V21L85 22V21H87V20H85L87 17H86V18L83 17L84 14H82V13H80V12H79V15H77L78 12H77L76 10L74 11V15H75V16L73 15V12H72V14H70V17H71V16H72V17L74 16V18H72V19L69 17V12H66V11H62V12H63V13H62L63 15H62L61 13H60V15H59V12H61V11L59 10V11L56 13V14H58V15H56V14L54 15V14H53V11L55 12V11L57 10V9H56V10L54 9V8H56L57 6H56L54 3H51V2H55L54 0H50V1L46 0V1L48 2V4H49V6L46 8V11H47V9H48V11L46 12V11H45V7H46V5H47V4H46L47 2L44 3ZM95 1H96V0H95ZM99 1H100L101 3H105V4H101ZM111 1H112V2H111ZM125 1L127 2V3H125L126 6H125V5L122 6V4H123ZM139 1H140V0H139ZM139 1L136 0V4H135V5H137ZM141 1H142V0H141ZM146 1H149V2H147V3H149V4H148L149 7L147 6ZM159 1H161V0H153V3H152V0H143V1H142V4L139 2L141 5L138 4L139 6H138V5L136 6L137 9H138V11H139L140 13H141V9H140V8L143 7L144 2L146 3V5L144 4V8H145V10L147 9V7L150 8V7L152 6V7H151L152 10H153V8L155 9V10H153L154 13H152V10H151V9H147V10H151V11H150V12H149V11L146 12V11L143 10V8H142V10L146 12V15H145V14H144V15L147 16V17H149L150 15H151L150 17H152V16L154 15V16H153V19H154V17H155V18H157L159 21H157L156 19H154L155 23H153V22H152L153 20L150 19V20H151V23H150V24H151L152 26L149 24L150 26H149V25H148V26L145 25V27H144V24H145V23H143V20L146 19L144 22H147L146 24H148V19H149V18L147 19V17H144V18H145V19H144V18L142 17L143 15H142L141 17H139L140 15L138 16L139 12L137 11V12H135V13H136L135 15H137V18H136V19L139 21V24L141 23L139 26L136 25V26L139 27V30H138V28H137L138 32H136L137 30H136V26H135V24H138V22L136 23L134 17H132V18L134 19V21L131 20L133 23H135V24H134L135 27H134V29H133L134 31L132 30V28H131L132 26H131V25H130L131 27H129V28H131V30H128V31H129V32H128L129 35H130V33H131L130 31H132L133 34H135V32H136V34L134 35V36H135V39H140L139 35H141L140 33L143 32V29H142V28L144 27V30H146V29H145L146 27H147V29H149V28L152 29V28L154 27L153 24H155V26H156L155 28L157 29V31H156V30H155V31L151 30L152 32H150V29H149V30H146V32L144 31L145 34H142V35L145 36L146 40H148V37H149V40H148L149 43L145 42V39H144V41H143V39H142L141 42H143V46H141L142 44L140 43V40H139V41L137 40L138 42H136V41L133 40V42L137 45V46H136V45H134V43H133V44L130 43V40H131V39H134V36H133V38H130L129 41H128V38H129V37H127V35H126L127 38L125 37V38L127 39L126 41H125V38H124V41H125V42H128L131 46H132V45H133V47L136 46L135 49H137L138 46H139V49L137 50V53L135 52V54H133V53H134L133 50L135 51V49H132V52H133V53H132V52H131V53L133 54V56L139 54V55H137L136 57H137V58H140V57H138V56H141V57H142V56L144 55V57H142V59H141V58H140V59H135L133 56H130L131 54H130V55H127V53L130 52L129 50H131V48H133V47H130L129 44H126V45L124 44L125 48H127V49H129V50H128V52L126 51L127 53L123 50V51H124V52H122L123 55H125V57L129 56L130 59H129V58H128V59L126 58L128 61H130L131 59H134V60H132V61H133V65H131L132 61H130L131 63H130V62L128 63V61H127V60L125 59V57L122 55L123 59H122V58L120 59L121 66L123 65V64H122L123 61H126V62H124V65L128 63V65H126V66H130V65L132 66V67L130 66L129 69L127 70L128 73H126V72H127L126 70H125L124 72H122V73H123V74H124V73L126 74V78H125V76H124V78L127 79V78L129 77V75H128V74L130 73L129 71H130V69L132 68V69H131V72H133V73L130 74V78H129V79H131V80H135V81H131V84H130V80L127 79V81H129V82H128V85H127V86H128V87H127L128 89H126L127 91H126L125 89L121 88L122 84H123V85L126 84V83H123L124 78H122V76L119 78V84H121V86H120L119 84H118V86H119L123 91H122L119 87H115V86H113L112 84H111V85L113 86L112 89H114V87H115V89H117L118 91H119V89L121 90V92H125V91H126V95H128V94L130 93L129 96H127V97H126V96L121 97L123 93L120 94V93H118L117 91H114V90H113V92H112V89H111V88H110V90L107 91V92L109 93V95H108L107 92H105V93H106V94H105V93L102 92V91L106 89V88H105L106 86L109 88L110 85H107V84H109V83H106V86L104 85V88H105V89L102 87V91H101V95H102V96H101V95H100V96H101L102 99H103V95H107V97L105 96L106 99L104 98L106 101H108V100L110 99L108 96H111V95L113 96V95L115 94L114 92H117V93H116L117 95L120 94L119 98H115V97H118L116 94H115V96H113V97L116 99V101H113V100H112V101L115 103V104H113V105H114L115 107H116V105H118L119 107H118V106H117V108L113 107V109L109 111V109L106 108V105L108 106L109 103H107V104L105 103V104H106V105H105V109L109 111V113H108V112L103 108V104H102V108H101V106H99L98 104L94 103V102H95V101H94V98H93V101H94V102L92 103V100H89V99H90L89 95L92 94V95L94 96V94H95V93H94V90H92V92H90V91L87 89L88 92H90V94H89V93H86L87 90H85L86 92H84V87H85V85H84V87H82V86H83V85H82V83H83L82 81H83V80H82V81L80 80L81 88L83 89L82 91L84 92V93L81 92V94H82V97H83V94L85 95V93H86L87 95L89 94V95H88V97H89L88 100H89V101H87V100L85 101V98H87V97H84V98L80 97L79 95H81V94H80V92H79L77 89H76V90H77V92L79 93V95L77 94V92H75V93H74V92L71 93L70 91L66 90V89H69V90H73V91H74V89L72 88L71 85H70V86H71V89L67 87V83L64 85V86H66L65 89L63 90V88H62V90L65 91V92H64V95H68V93H67V91H68V92H69V95H70V93H71V94H77L76 97H78V96H79V97H78V98L75 97L76 99H78V100H80V101H81V99H82V100L84 99L83 101L79 102L80 105H79V104L76 105V104H74V103H77V101L75 102V98H73L74 101H73L72 98H70V99L72 100V102H74V103L71 102L74 106L70 103V106H72L73 108H74V107L76 108V106H77V109H80V108L78 107V106H80V107H81V110H80V111H82V109L84 110V108H86V110H87V109L89 110V108H90V109H91V108H92V109H95L94 106L96 105V106H99V109H100V110L97 108L98 111H101V110H103V109L105 110V112H104V110H103V112H104V116H105V117L103 116V113L100 112V114H102V116H103V117H102L101 115H99V113H98L97 110H96L97 112H96L95 110H93V112H95L96 115H97V113H98L99 117L101 116L103 119H101V117L98 119V115L96 116V115L91 114V113H92V110H91V111L89 110V111L91 112V113H90V112H89V113H90L92 116H91L89 113H87V114L89 115V117H91V119L89 118L90 121L88 120V116L84 117V116L81 115L82 118H84V119L87 118V119L85 120L86 122L84 121V119H82V121H81V122H83L82 125L78 124L79 122H78V123H77V122H74V123H77V127H78V125H80V126L78 127V128H79L78 130H79L80 132H81V128H82V132H83V127H84L83 125H84V123H85V127H87V128L89 127L87 130L84 129V130H86V134H87V133H90V134H91V133L94 131L93 129L96 130V128H93V126L95 127L96 125H98V123L100 122V119H101V122H103V121L105 120L104 118H106V117L108 118V117H109L108 119H110L113 115H114L113 118L110 119V120H113V123H114V124H110V123H112V121L110 122V120H105L107 123L104 121V124H102V125L106 126V125L108 124L107 127H108L110 133H111L110 129L114 131V130H115L114 128L117 127V126H116V127H111V126H115L116 124H117L118 126H120V125L123 123V124H122L120 127H118V128H124L123 131H122V129H119V130H118L117 128H116L117 130H116L115 132L112 131V133H117L116 135H118V136H115V137H114L115 134H112V133H111L113 136H110V133H109V135H108V133L105 134L106 131L108 132V129H107V128H106V129H107L106 131H105V129H104V133H103V132H102V131H103L102 128H105V127H103V126L101 125V122L99 123V125H101V126H100V128H98L99 126L97 127V132H98V133H99V131H100V129H101V130H102V131H101L102 134H105L106 136L111 137L113 140H115V139L117 140V143H115V144H111V145H110L109 143L112 141L111 138L108 139V137L105 136V137H106V139H105L106 141L103 142V141H104V140H103V139H104V135H103V138H101L102 135H101V137H98L97 135H100L101 132H100L99 134H97V132H96V137H98V139L101 138L102 140L100 139V141H98L97 139H95L94 142L97 141V143L100 144V142L102 141L103 144L105 143L104 145H102V143H101L100 146H99V144H97V146H99L98 148H100V147H102V146H103V148H105V146H106V148L109 147V148H107V150H104V149H103L104 151H102V148H101V150H99V151L92 149V146H94V148L97 149V146H96V144H95L96 142H95V143H92V141H93L92 138H96L95 136H94V137L89 136V138L86 137V136H84V138L86 137V140H87V138L90 139V137H91V140H92V141L90 140V141H89V144H88V146H89L91 149L88 148V150H86L87 152H89V150H90V151L94 150L93 152H95V154H98V155H99L98 152L101 151L102 156H103V153H104V156H103L104 158H102V156H101V158L99 159V156H100L101 154L98 156V155H94V153H93V154H92L93 156H92V155L90 154V153H92V152H89V153L86 152V154H85V152H84L83 156L86 155V156L88 157V156L91 155L90 158H89V157L87 158L86 156H85V157H86L87 159H90V161H91V159H92V162H91L92 164H93V161H95V160L93 159L94 156H96V158H97V156H98V159H99V160H102V159L104 160V161H102L103 164H104V166L100 165L99 163H101V161H99V160H97V159H96V160L99 161V163H98L97 161H95L94 163L96 164V166H94V167H93V165H95V164L92 165L91 163H87V164H89L88 166H90V170H88V169L86 168V172H87V171H90V172H89V173H88V172H87V173L85 172V173L90 175V173H92V171L94 170V168H95V170H96V171L94 170L95 172L93 171L94 173L99 172V171H97V167H98V169L100 170V168H101L100 166H102V168L105 169V170H106V169H108V170L110 169L109 171H110L111 175H109L108 170H107V172H103L102 174H101V172H100V173H98V174H101V176H102V177H101V176L99 175L100 179L103 178V174H104V175H108V176H110V178H109V177H104V178H106V179H105V182H107L108 180H111L110 183H113V184H111V185H107V186H105V188H104L105 191H104V192H105V193L107 192V195H106V196L104 195L105 193L103 192V193H104V194H103V199H106V200L108 201V203H109V200H110L111 203L113 202L112 205H110L111 203H109L108 206H105V203H107V202H105V200H102L103 202L101 203V204H103V205H101L102 207H104V206L107 207V209H105V210H102V209H104V208L101 209V210H102L103 212H105V213L102 214V212L100 211V215H101V217L103 216L102 220L100 219L101 222H102V224H105V223H103V221L107 220L106 218L108 217V220L105 221L106 224L103 225V227L105 226V228H104V229H105V231H104V235H105V237H104V235H103L102 232H99V233H98V231H100V230H98L99 228H97V229H96V232H97V234H102V235H101V238H102V239L100 238V235H97V234L95 233V236L97 235V236H96V240L99 241V240L101 239L100 242H98V243H97V242H96V243L94 242V244H92V243H93V240L95 239V238H94L95 236H94V237H93L94 239H92V241H91V244H92V245L89 243V245H91V246H93V245L96 246L95 244H98V246H96L97 249H98V250L96 249L97 251H94L95 249H94L93 251H92V249H90V251H89V253H90L89 255L92 254L91 252H95V253L97 252L96 254H95V253L92 254L93 256L95 255V256H94V259H93V260H94L93 262H92V259L90 258V259H91V262H92L93 264H99V263L101 264L102 262L99 261V260H101V259H102L101 261H103L102 264H104V260L106 261V259L108 258V255H107V256L105 255L106 252L103 251V250H104L103 248L105 247L104 243H105V241H106L105 238L107 237V236H106V235H107V232H106V231H108V226H106V225H108V223H109L110 225H111V223H112V224H113V223H116V224L118 223V221H119L118 215L121 214V213H120L121 211H120L119 209H117V211H115V210H116V207H119V205H118V206H116L117 204L115 205V203H117V198H118V197H117V196H118L117 194H118L119 192H122L123 194H125V193H126V190L128 191L129 188H131V189L133 188V189H134V190H133V189L131 190V195H129L130 198H131V197L133 198V199H130V200H135V198H136V200L133 201L134 203H133V202L130 203L129 206H132L131 209H134L133 207H136L137 210L140 209L139 212H141V210L144 209V205H146V203L150 204V203H149L150 200L154 202V200L151 199L150 197L154 198V197L156 196V193H157V196H160V195H161V196L163 197V195H164V196L166 197V194H170V192H171L170 195H171L172 197L169 196V199H171V200L173 199L174 193H175V195H176V193H177V196H178V197L175 196L174 198H177V199L179 198V200L174 199V202H176V201H178V202H182V201L184 200V198H185L186 196H188L189 194H192V193H193V194L195 195V191L197 190L195 187H198V188H199V189L197 190V192H198L201 188L204 187V190H201V191H203V194L206 195V193H207L208 195H207V196H205V195H204V196H201V195H203L202 192H201V194H200V196H198V198H199V197H200V198L203 197L205 200L203 199L204 201L201 203V202H200V200L202 201V198H201V199L199 200L200 203L198 202V203L196 204V202L198 201V200H197V194H198V193L196 192V193H197V194L195 195L196 197L193 198L194 201H193V199H192V195H191V197H188V201H190V200H189V198H190V199H191L190 202L193 201L192 203L195 204V205H197L196 208H197L198 206L201 208V207H204V206H200L199 204L207 205V202L212 198V195L214 196V194H215V196H214V199H215V200L212 198L213 201H214V205H215L216 202H217V203H218V202L220 203V200H221L219 197H218V198H219L220 200H218V198H215V197H216V193H217V195H219L221 192L224 191L223 189L226 187V186H225V182L228 184L227 186H229V184L234 185V184H232V183H229V182H233V181H231L232 179L229 180L230 177H231V178L235 177V178H233V180L236 179L235 181H237V182H236V185H235L236 187L234 188L235 191H236L237 193H238V191H240V190H243V192H244V189L247 190V188H248V189L250 188L251 191H250V190L245 191L244 194L246 193L248 196L250 195L251 198H253V199H251V198L248 199V198H247V199L249 200V201L247 200V202H250L251 200H252V202H254V201H256V200L258 201V199H259L260 201L264 202V201H263L264 198L262 199V197H264V195H262V194H264V191H263V193H261V192H262V190H261L262 187L259 186L260 188H258V189H260V190L257 189V186L254 187V185H259L258 182L264 177V176H263V175H264V172H263V175H261V176H263V177H260V174L262 173L261 169L263 170V168H264V167H263V166H264V162H263L264 159L262 160V158L264 157V152H262V151H264V148H263V150H262V148H259V147H261V146L264 147V143H263V142H264V139H263V137H262V139L260 138V137L263 135L262 132H264V130H263L264 128H261L262 131H261V129H260V127H264V125H263V123H264V112H263V109H264V99L262 100V99H261L262 96L259 95V92L261 93V91H262V93H263V95H264V90H261V91H260L261 88H262V89L264 88V79H263V78H264V76H263V75H264V74H263L264 71H262V69H264V68H263V66H264V63H263L264 60L261 59V58H264V57H263L264 50H263V49H259L260 47L262 48V47L264 46V44H262V42L260 43V39H259V38L262 37L261 39L264 40V37H263V34H262V30L264 29V26L262 25V23H263V22H262L263 14H261V15H262L261 19H259L260 17H258L259 15H257L259 11L256 12V13H254V16H256V17H254V16L252 15L253 12H252V10H251V9H252L251 6L253 7V5H254L253 3H254L256 0H250V2L253 1L252 5H251L250 2H248L249 0H248V1H247V0H244L246 4H247V3H250V5L247 6L248 8H247V7L244 8V9H246V10L243 9L244 11H242V9L240 8V6L237 5V4H235L236 6H233L234 3H236V1H238V0H235V1L233 0L234 3H233L232 5H231V3H230V5H231L232 7L229 8V11H228V9H226V7L228 6V4L226 3L227 5H224V3L227 2V1H228V2H231V1H229V0H225V1H224V0H220L221 3L223 2L222 5H224V6H222V5L219 4V5L221 6V7H219V8L222 9V10H220V12L222 11V13H223L224 15H226V13L229 12V13H228V14H229V16H228L229 19H228V20H230L231 22H233L232 20H234V19L236 20L237 18H238L239 21L243 20V19H241V18H244V17L246 16L245 14H247V16H248V17H247V16L245 17V21H246V19L248 20L249 15H251V16H252V19H255V20H256V18L258 17V19L261 21V23L259 22L258 19H257L256 21H258L261 25H260V24L258 25V22H257V25H258L257 27H254V26H256V21L253 20V23H252V20H251V19H250V21H248V22H250V25H253V27H252V26H251V27H248V24H249V23L245 22L244 20L240 22L241 24H242L243 22L246 23V24L244 25V27H243V24H244V23H243L242 26H241V24H239V21H238V20H237L238 23H236L237 21H234L235 23L233 22V23H231V24L229 23L230 21L226 20L227 23L230 24L229 26L227 25V23H222L223 21H221V20H224V21H225V18H226V17H224L223 19H222V18L219 19L220 17H219V18L217 17L218 14H220L219 11H218V14L215 13V15H214V13H213V12H214L213 10L216 9V8L218 7V5H216V4H218L219 0L217 1L216 4L214 3V5H216L217 7L215 6L216 8L214 7L213 9L211 8V6H212L213 4H211V6L208 5V4H210V2H212V0H211V1L206 0V2L208 1L207 3H206L205 0H204L203 5L206 4L205 7H202V6H203L202 4L200 5L201 0H197V2H199L197 5H198V6H201V8H200V7H196L197 5H196L195 2H194V4H195V7H194V5H193V3H192V2H193L192 0H187V1H189V2L191 1L190 3H184V2H187V1H186V0H184V1L181 0L185 5H189V4L192 3V4H191V5H193L192 9L197 8L196 10H198V12H199L200 14H201L202 10H205V12H204L205 14H206L207 12H209V14H211V13L213 14L212 17L215 16V17H213V20H214V18H215V21H217L216 18H218V19L221 21V22L218 21V23L220 22V23H219V27H218L219 30H218V29L216 28V27L218 26L217 22H216V24H214V23H212V22H215V21H213V20H211V21L208 22V20L203 19V18H208V17H209V16H208L209 14H208V15L206 14V15L208 16V17H207V16H206L205 14H203V12H202V15H204V16H206V17L202 16V17H203V18H202L203 20H200L201 17H199V16H201V15H198V14H197L198 12H197L196 10H192V11H196L195 13L197 14V16H196V15H193V14H191V13H189L190 10L188 11V15H187V17L191 16V18H188V20H187V17H185L186 14H185V16H184V13H183V12L186 11V9H187V7H188V6H185V5H182V7H181V10H182L184 7H186V9H184L185 11H182L183 15H182L181 12L179 11L180 9H179V10L177 9L178 11L175 12V15H176L178 12H180V14L178 13L177 16H179V15L181 16V15H182V16H184V17L180 18V17L174 16V15H171L172 18H173V16H174V17H177L176 19L179 18V21H181L183 18H185L186 20L183 19L184 21H182V22H183V25H184V23H185L186 26H187V23H188V26H189V20H190V23H192V24H191L192 26L194 25L193 23L198 24V25H197V28H198V30H199V29H203V31L200 30V31H202V33H201L200 31H198L197 34H196V31H195V30L192 31V28H190L191 31H192V33L195 32V33H193V34H195V36H196V35L198 36V33H199V32H200V35H199V36H202L203 34L205 35V37L207 36V34L210 35V36H212V35H214V33H213L214 31H212V29H213L214 27H215L214 29H216V30H215V32H216L215 34H217V35H216V36H215V35L212 36L213 38H214V37H216V38L218 37V31H219V32H221V31L223 32V33H219V34H220V35H219V36H220V37H219L220 40H217V39H219V38H217V39H215V40H216L215 42L212 40L213 38H212V39L209 38L210 36H209V37L207 36L208 38H207V37H206V38H200V37L198 36V37L200 38V40L203 39L204 43H205V39H206V40H207V39H211V42L213 41V42H214V46H215V48H213V47H214V46H212L213 42L210 44V42H209L210 40H207V41H206V46L203 44V46H204L203 48L206 49V47L209 46V44H210V46H209L210 48L207 47V48H208L207 50L202 49V50L199 51V49H201V47L198 46V47H199L198 52H201V53H199V54H196V53H195V50H194V49L197 48V46L194 45L195 48H193V49L191 48V49L194 50V51H192V50L190 49V47H191V45H193L194 43H195V44H196V43L198 44V42L200 43V44H198V45H201V44H202L201 42H203V41H202V40L199 41V39L197 38V36H196V38L193 37L194 35H193L192 33L187 34V33L190 32V31L187 30V29H188L187 27H186V30L184 29L185 31L183 30V28L181 27V26H183V25H182V22H179V24H178V23H177L178 20H176V19H174V18L171 19V21L168 20V19H170V18H168L167 15H166V9H165V7H170V5H167V4H169L172 0H169V1H167V0L164 1V0H163V1H161V2H159ZM176 1H178V0H176ZM179 1H180V0H179ZM179 1H178V3H179ZM194 1H196V0H194ZM244 1L242 2V1L240 0V2H242V3H240L239 1H238V2L240 3V5L242 4V5L246 6L245 3H244ZM246 1H247V2H246ZM259 1L261 2V0H257V2H259ZM2 2H3V3H2ZM9 2H10V3H9ZM17 2H19V3H17ZM24 2H25V3H24ZM26 2H27V3H26ZM49 2L51 3L52 6H50V3H49ZM76 2H77V3H76ZM85 2H84V3H85ZM113 2L115 3V6H116L115 9H121V7H125V8H122V9H121L123 12H122L121 10H119V13L122 12V15L120 14V15H119V16H120L119 18H122L121 16H124V17H123L124 20H122L123 18L120 20L118 17H114V18H116V19L118 18L117 21H116V19H114L113 16L110 17V16L108 15V14H110V12H111L110 15H113V14H114V16H115V14H119V13L115 12V10H114V13H112L113 11H111V9H112V7H114V6L111 5V4H113ZM116 2H118L119 4H120L121 2H123V3H121V7H120V8L117 7L118 4L116 5ZM130 2H131V4H130ZM132 2H134V0H133V1H129V4H130V5L132 6V8H133ZM156 2H158V3H162V4H160V6L165 4V7H164V6H161V8H160L161 11H160V10H159V7H160V6H159V4H157ZM182 2H180V3H182ZM213 2H214V1H213ZM238 2H237V3H238ZM1 3L4 4V5H2ZM12 3H11V5H12ZM20 3L22 4V6H21ZM79 3H80V4H79ZM109 3H111V4H109ZM151 3H152V4H151ZM163 3H164V4H163ZM166 3H167V4H166ZM204 3H205V4H204ZM243 3H244V4H243ZM5 4H6V5H5ZM15 4H17V5L15 6ZM24 4H25L26 6H25ZM35 4H34V5H35ZM41 4H42V5H41ZM59 4H60V3H59ZM92 4L95 5V6L91 7ZM156 4H157V7H155ZM258 4H259V8L263 6V7H262L263 9L261 8V11L259 12V13H261L262 11H264V1L262 0V4H263V5H262L261 3H255V6H257ZM260 4H261L262 6H260ZM78 5H83V6H78ZM106 5H108V7H109V8H107V11H105L106 9H105V10L103 9V8H104L103 6H106ZM109 5H111L112 7L109 6ZM230 5H229V6H230ZM4 6H5V7H4ZM6 6H7V7H6ZM27 6H29L30 8L27 9ZM55 6H56V7H55ZM63 6H64V5H63ZM74 6H73L72 10L75 9ZM84 6H85V7H84ZM86 6H87V7H86ZM119 6H120V5H119ZM145 6H147V7H145ZM180 6H181V4L178 6V8H180ZM183 6H184V7H183ZM206 6H207L209 9L211 8V9H212L211 11H213V12H211V11H207V12H206V10L208 9ZM225 6H226V7H225ZM255 6H254V7H255ZM19 7H22L23 9L19 10ZM33 7H35V6H33ZM49 7H51V10L49 9ZM90 7H91V9H90ZM101 7H102V8H101ZM106 7H107V6H106ZM106 7H105V8H106ZM139 7H140V8H139ZM163 7H164V9L162 10ZM212 7H213V6H212ZM224 7H225V8H224ZM236 7H237V9H238L239 11H240V9H241V11L238 12V13H241V16H242V14H244L242 17L238 14L239 16L237 15V17L235 18V15L237 14V9H236V10H232V9H235ZM238 7H239V8H238ZM16 8H18V9H17L16 12H15L14 9H16ZM42 8H41V9H42ZM85 8H86V9H85ZM88 8H89V9H88ZM93 8H94V9H93ZM95 8H96V9H95ZM127 8L129 9V8H131V7H127ZM127 8H126V10H128ZM134 8H135V7H134ZM157 8H158V10H159V11L157 10L159 16H160V14H161L162 16L166 15L163 19H162V16H160V18H161V19L164 21V23H166V24H164L163 21L159 19V17H156V16L158 15V14L155 12ZM188 8H190V7H188ZM199 8L202 9L201 12H200ZM219 8H218V9H219ZM227 8H228V7H227ZM231 8H232V9H231ZM257 8H258V7H256V9H257ZM24 9H25V10H24ZM30 9H31V10H30ZM39 9H40V8H39ZM52 9H53V11H52ZM109 9H110V10H109ZM113 9H114V8H113ZM113 9H112V10H113ZM209 9H208V10H209ZM218 9H217V10H218ZM225 9H226L227 11H226ZM249 9L251 10V12L249 11ZM22 10H24V11H22ZM84 10H85V12H84ZM89 10H90V11H89ZM96 10H97V12H95ZM103 10H104V11H103ZM108 10H109V11H108ZM129 10H130V11H129L130 13H133V12L131 11V9H129ZM187 10H188V9H187ZM230 10H232L233 13H235V11H236V13L233 14V13H231L232 11H230ZM253 10H255V9L253 8ZM258 10H259V9H258ZM12 11H14V12H13L14 15L12 14ZM44 11L47 13L46 15H49V16H46V17H50V19H51V17H52L51 20H50V19H47V18L45 17V14H44L45 12H44ZM49 11H52L51 16H50V12H49ZM86 11H88V12H86ZM98 11H99V12L102 11V13H99ZM116 11H117V10H116ZM143 11H142V14H143ZM163 11H164V13H163ZM192 11H190V12H192ZM215 11H216V10H215ZM246 11H248V12L246 13ZM3 12L0 10V15L2 14V15L0 16V23H1L2 25H3V23L6 21V19L8 18V17L3 16ZM30 12H32V13H30ZM48 12H49V14H48ZM64 12H65V14H66V13H67V14L65 15ZM104 12H106V14H103ZM148 12H149V13H148ZM210 12H211V13H210ZM216 12H217V11H216ZM244 12H245V13H244ZM249 12H250V14H249ZM254 12H255V11H254ZM10 13H11V14H10ZM15 13H16V14H15ZM24 13H25V14H24ZM75 13H76V14H75ZM147 13L149 14V16L147 15ZM151 13H152V14H151ZM195 13H194V14H195ZM251 13H252V14H251ZM31 14H33V15L31 16ZM91 14H92V15H91ZM100 14H102V15H104V16H102V15H100ZM126 14H129V13L127 12ZM163 14H164V15H163ZM189 14H191V15H189ZM231 14H233V15L230 16ZM248 14H249V15H248ZM255 14H256V15H255ZM53 15L56 16V17H54ZM61 15H62V16H61ZM76 15L78 16V18H79V16L81 15V17H82L84 20H80V19H82L81 17H80V19H78ZM90 15H91V16H90ZM96 15H97V16H96ZM105 15H107V18L110 17V18L114 19V20L117 22V24L115 23L114 20H112V21H114V22H110L109 19H107V18L104 19V18L106 17ZM220 15L223 17L222 14H220ZM220 15H219V16H220ZM2 16H3V18L5 17L6 19H3ZM20 16H21V17H20ZM28 16H30V17H28ZM57 16H58V17L60 16V17H61V20L64 19V18H66V19L62 20V22H65V24L68 25L69 27H68V26L66 27L65 24H64V23L62 24L61 21H56V22L54 23L55 20L53 21L54 24H52V23L50 24V22H51L53 19L57 18ZM64 16H65V17H64ZM95 16H96V18H95ZM98 16H99V17H98ZM101 16H102V17H101ZM116 16H118V15H116ZM127 16H128V15H127ZM171 16H170V17H171ZM192 16H193L194 18H193ZM251 16H250V17H251ZM44 17H45L46 19H45ZM53 17H54V18H53ZM60 17H59V18H60ZM63 17H64V18H63ZM135 17H136V16H135ZM197 17L199 18L200 22H201V21H205V23H206V21H207V23H206V27H208V29H209L210 31H209L206 27H205V28H206L205 31H208V32H211V31H212V32H211V33H213L212 35H211V33H208V32H207V34H206L205 31H204V28H200V27H203V25H202V26H199V22H198L199 20L197 19ZM212 17H211V18H212ZM231 17H232L233 19H230ZM240 17H241V18H240ZM1 18H2V19H1ZM20 18H22V19H20ZM67 18L69 19V21H68ZM76 18H77V19H76ZM102 18H103V20H102ZM140 18H141V19L143 18V20H139ZM192 18L195 19V20H192ZM209 18H210V17H209ZM23 19H26V20L24 21ZM32 19H33V20H32ZM74 19H76L77 21L74 20ZM180 19H181V20H180ZM226 19H227V18H226ZM39 20H40L41 22H43V23H39V22H40ZM66 20H67V22H69V23H70V22H77V23H75V26H74V25H72V23H71V24L67 23ZM71 20H72V21H71ZM73 20H74V21H73ZM118 20H119V22H118ZM150 20H149V22H150ZM172 20H173V22L175 21V24L177 23V24L181 27V29H180L177 25H176L177 27L174 26V27H175V28H174V31H173L174 33H177V32H179L180 30L186 32V33L182 32L183 35L185 34V36H183V35H182V36H183V37H186V38H184L185 40L187 39L186 42L189 41V38H190V39L193 38V39H192L193 41L190 40L191 43L188 42V43H190L191 45H190V44H187V43L185 42L187 45H189V49H190L189 52L191 53V51H192V55H193V56H190V55H189L187 46H186L185 44H182L180 41L177 42V44H178V43L181 44V45H179V46H180L179 48H181L182 45H183V46L185 45V46L183 47V50L180 49V51H181V50H182V51H181V52L178 51V50H179V48H177L178 45L175 44L176 47H175V45H174V47H175L176 49H174V47H173V48H170V49H173V51H171V56L175 53L174 51H176V52H179L181 55L184 54V56H182V58L185 57V58L187 59L188 57H189V58L192 57V59H195L196 61L199 60V59L201 58L202 61H203V62H202V61L199 60V62H202V63H203V65L200 64L201 66L199 65L198 61L196 62V65H195V63H192V62H191V58H190V59L188 58V60L191 62V64H192L193 66H190L191 64L186 62L187 64H189V65L187 66V67H188L187 69H190L191 67H192V68L194 67L193 69H195V73L198 72L199 74H200V72L202 71V74H201L202 76L198 75L197 77H200V78L203 77V79H204L206 76H208V74H206V73L203 72V71L206 70V72H207V69H208V70L211 69V67H209V66H210L211 63H213V61H214V64H215V65H213V64H211V65H212V67L217 66L216 69L213 68V69L216 70V71H218L219 69H220V70L222 69L221 71H223L225 68H226L225 71H226V72L228 71V72H227L228 74L230 73L229 69H231V70H232V73L234 72L235 74H237V71H241V73L239 72V74H238V75H240V76L234 74L235 77L237 76V77H239V79H240V81H238L239 79L236 77V82L234 81V80H235V77H233V76H232L233 74L230 73V75L232 74V75H231V76H232V80H231L232 83H231V81H230V77H228V74H227L225 71H223V72H221V71L219 72V71H218L217 73H220V75L217 74L216 71L214 72L215 74H214L213 72H212V73H209V77H206L207 80H206V79H205L206 81L204 80L205 84H207V86H206L207 89H206V87H205V89H206V90L209 89L210 91H212V90H211L212 86H214V87H215V86L218 87V89H220V91H221V89H222V88H221V85H222V86H224V84H225L226 86H227V85H228V86L230 85V87L227 86V89H226V87L224 86L223 89H224V90L226 89V91L228 90L227 93L229 94V96L232 95V94H230V93H233V92H234V96H233V95L231 96L233 100H234V97L236 96L237 98H236V97H235V98H236V100L238 101V99L241 97L240 93L242 92V95H244V97H242V98H244V99H239L238 103H237L236 101H235V102H236L237 104L243 102V104H239V105H237V104H235V102H234V103H233V102H232V103H229V101L232 100L230 97H228V98H230L229 101L227 100V101L222 102L223 104H225V102H226L227 106H228L229 104H231V105L234 104L233 106H234L236 109L239 107V108H238V111L235 109V110H233V111H235V112L232 113V112H233L232 109L234 108L233 106H232V108H229V106L227 107L226 105H224V106H226L227 110H226L225 108H223L224 106H222V105H223L222 103H219V102H220L219 100H221L222 98L224 99V97L221 98L220 96H217V95H216V97H215L214 94H216L215 92H217V91H216L217 89H215L216 87H215V88L213 87V89L215 90L214 92H213V91L211 92V93H213V94H211L209 90H208V92L206 93V95H207L208 93H210L212 96L214 95V98H212V96H209V95H208V96L210 97L209 105H210V103L213 104V105H210L211 108H210V106H208V105H206V106H207V107H206V106H205V104H206L205 101H207V104H208L209 99L207 100L206 98H204V96L206 97V95H205V94H202V93L200 94V93H199V89H200V91H202L203 93H204L206 90H204L203 88H200V87H198V88H199V89H198L197 86L195 87V84H194L195 90H194V87H193V86L190 87V85H192V84H189V83H191L192 81H191L190 79H189V80L187 79L188 76H189V75H188V72H189L190 70H187V69L185 68L186 65H187V64L185 63V61H184L185 58H184V59L180 58V59H182L183 61H181V60H179V59L177 60L176 57H178V56L180 55L179 53H177L178 55L175 53V55L172 56L171 59H168V58H167V60L165 59L166 57H168V55H167V56L164 55L165 58L163 57V54L165 53L164 50H165L166 48L169 49L170 46H172L176 41H178L179 36H181V34H182L181 31H180V32H179L180 35H179V33H177V34H178V37H176L177 40H176V38L173 39V37H174V36L172 35L173 32L171 33V31H172L173 29L167 27V26L169 25V24H167V23H171V24H172ZM263 20H264V17H263ZM2 21H4V22H2ZM46 21H48V22H46ZM78 21H79V23H80V22L82 23L81 25L84 26V29H85V30H86V28L88 29V30H86V31H85V30L83 31V29H82L83 26H82V27H81L82 30L79 28V29H80V32L82 31V32L79 33V34H81L82 37H85V36H86V37H85L86 39H87V37H88L87 40H88L89 44H88V42H87L86 39H85V41H83L84 43H82V40H84V39H81V38H82V37H80L81 35L78 34V31H79L78 27H80V24L78 23ZM99 21H100V23H102V24H100ZM123 21H124V22H123ZM141 21H142V22H141ZM160 21H161V24H159ZM168 21H170V22H168ZM176 21H177V22H176ZM186 21H187V23H186ZM226 21H225V22H226ZM44 22L47 23L48 25H49V24H50V25L48 26L47 24H45V25L48 26V27H45V26H44L45 28H44L43 26L41 27L40 25H41V24L44 25ZM57 22H59V23H57ZM107 22H108V23H111V25H109V24H105V23H107ZM158 22H159V23H158ZM197 22H198V23H197ZM8 23H9V24H8ZM38 23H39L40 25H39ZM83 23H84V24H83ZM86 23H87V24H86ZM89 23H92L93 25H92V24H89ZM112 23H113V24H112ZM133 23H132V25H133ZM142 23H143V24H142ZM157 23H158V24H157ZM180 23H181V25H180ZM210 23L213 24L212 27H211ZM28 24L31 25V27H29ZM35 24L38 25L37 28H39V26H40L39 30L42 31L44 34H45V33H46V34L43 35V33L40 32L38 29L36 30V28H35L36 26H35V27L32 26V25H35ZM55 24H58V25L53 26V25H55ZM77 24H79V25H77ZM162 24H163V26H161L162 28H160L159 25H162ZM171 24H170V25H171ZM201 24H202V23H200V25H201ZM203 24H204V22H203ZM207 24H209L210 26L207 25ZM220 24H222V25H223L222 27H225L226 29H225V28H222V30H221V28H220V27H221ZM224 24H226V25H224ZM232 24H234V25H236V26L239 25L240 28L243 27V28H241V29H244V31L247 33V34H245L246 37H248V35H249V37L251 36L250 39H251L252 43H253L254 39H256V38H257V40L259 39V42H258L257 40L254 41V44H255V45H257L256 43H259L255 48H253L254 50L250 49L251 47H249V45H247V46H248L247 49H246V47H244L247 43L243 44V42H244V41L246 42V39H248L247 42H248V44H249V43H250V42H249L250 39H249V38L244 39V38H245V35H244V33L242 32L243 30H240V28H239L240 31H237V28H238L239 26H238L237 28H236V26H235V28L233 29L234 25H232ZM263 24H264V23H263ZM51 25H52L54 28L57 27L54 31H55V32L57 31V33H59V34L53 32L52 29H54V28H52V27H51L52 29H51V31H50V28H49V27H50ZM61 25H62V29H61ZM87 25H88V26H87ZM103 25H104V26H103ZM106 25H109V26H108L109 28H106V27H105ZM114 25H115V26H114ZM124 25H125V24H124ZM214 25H215V26H214ZM216 25H217V26H216ZM17 26H18V27H17ZM27 26H28V29H29V30L26 29ZM58 26H60V27H58ZM73 26L75 27L76 30L78 29V30L76 31V32H77L76 35H79V38H80L81 40H80L76 35H75L76 37L74 36V39H76L75 41L79 40V45L77 44L78 41H77L76 44H75V41L72 40V39H73L72 36H70L72 33H74V34L76 33L75 30L72 28ZM86 26H87V27H86ZM91 26L95 27V30H94V28L91 27ZM120 26H119V28H121ZM140 26H143V27L141 28ZM164 26H166V27H164ZM227 26H228V27H227ZM245 26H246V28H245ZM64 27H65L66 29H65ZM76 27H77V28H76ZM89 27L93 28V31L90 30ZM123 27H124V26H123ZM148 27H149V28H148ZM151 27H152V28H151ZM170 27H172V25H171ZM183 27H184V26H183ZM193 27H194V26H193ZM209 27H210V28H209ZM261 27H262V30L260 31ZM7 28H8V30H9V32H8ZM10 28H11V30H10ZM42 28L44 29V31H43ZM46 28L49 29V30H47ZM59 28H60V30H59ZM63 28H64V29H63ZM68 28H69V30H68ZM98 28H99L100 30H98ZM110 28H111V29H110ZM116 28H117V27H116ZM127 28H128V27H127ZM164 28H165V30L167 29V31L171 29L170 31H168V33H171V36H172V37L169 36V34L167 35V38L169 39V41H167V43L170 44V43L172 42V44L168 45L169 47H166V46H167V43H166L167 38L165 39V36H163L165 33L160 31V34H159V30H160V29L162 30V29H164ZM168 28H169V29H168ZM172 28H173V27H172ZM177 28H179L180 30H179V29L177 30ZM184 28H185V27H184ZM231 28H232V31L234 30L233 33L230 32ZM259 28H260V29H259ZM32 29L35 30L36 32H35V31H32ZM104 29L106 30L107 33H104V35H102L103 33H101V31L103 30L102 32H105ZM117 29H118V28H117ZM117 29H116V30H117ZM121 29H122V28H121ZM140 29H141V31H140ZM153 29H154V28H153ZM175 29H176V30H175ZM193 29H195V28H193ZM223 29H225V30H224L225 32L223 31ZM227 29H230V30H227ZM235 29H236V30H235ZM247 29H248V30H247ZM24 30H25V32H26L27 34H25ZM27 30H28V31H27ZM61 30H63V31L65 30V32H64L65 34L63 33V31H62V33H61ZM97 30H98V31H97ZM112 30H113V31H112ZM119 30H120V29H119ZM123 30L126 32V26H125V29H122V31H123ZM165 30H162V31H165ZM250 30H252V32H250ZM6 31H7V32H6ZM22 31H23L24 33H23ZM47 31H50L51 34H52V33H55V35H54V34L51 35L49 32H48V33H49V34H48ZM67 31H69V32H67ZM72 31H73V32H72ZM87 31H89V32L92 31L93 33H95V31H97V33H95L96 35H97V34L99 33V31H100V33H101L100 35H102V36L98 35V37H97L95 34H93V33L91 34V33H90V34L92 35V37H94V38L92 39V38H89L90 35H89V32H87ZM111 31H112V32H111ZM122 31L120 30L121 34H120V32H119V35H122ZM147 31H149V32H148L149 34H151V33H153V32H154L155 34L153 33V34L149 35V34L147 33ZM228 31H229L230 33H229ZM235 31L238 32V33L236 32L237 35H234V34H236ZM255 31H258V32H255ZM16 32H15V33H16ZM29 32H30V33H29ZM32 32L36 33V35H35L34 33H32ZM37 32H38V33H37ZM66 32H67V33H66ZM70 32H72V33H70ZM84 32H85V33H84ZM113 32H114V33H113ZM203 32H204V33H203ZM241 32H242V33H241ZM254 32H255V33H259V34H256V35H257V36H256V35L254 34ZM31 33L35 35V38H36L35 40H34V37H33L34 35H32ZM39 33H42L41 35L44 36V37L42 36V37H43L42 40H41V36H40V35H39V36H40V39H38V38H39V36H38ZM83 33H84V34H83ZM138 33H139V35H137ZM157 33H158V34H157ZM226 33H229V34H226ZM231 33H232V35H233L234 37H232V36L230 35ZM239 33L242 34V35H240V36H242V38H238V39H237V37L239 36ZM252 33H253V35H252ZM263 33H264V31H263ZM30 34H31V35H30ZM68 34H69V35H68ZM74 34H73V35H74ZM85 34H86V35H85ZM87 34H88L89 36H88ZM112 34H113V35H112ZM126 34H127V33H126ZM146 34H148L149 36L147 37ZM166 34H167V32H166ZM166 34H165V35H166ZM177 34H176V35H177ZM186 34H187V36H188L189 38L186 36ZM260 34H262V36H261ZM15 35H17V33H16ZM18 35H17V36H18ZM22 35H24V36H22ZM56 35H57V36H56ZM58 35H59V37H58ZM93 35H95V36H93ZM119 35H118V36H119ZM129 35H128V36H129ZM136 35H137L138 37H137ZM153 35H154V38H153ZM159 35H160V37H161V35L164 37V39H165L164 42L166 43V45H162V44H164V43L162 42V41H163V38H162V41H161V40L159 39V38H160ZM222 35H223V36H222ZM224 35H225V36L227 35L228 37H227V36L225 37ZM37 36H38V37H37ZM131 36H132V35H131ZM131 36H130V37H131ZM157 36H158V37H157ZM168 36H169L170 38H169ZM240 36H239V37H240ZM243 36H244V37H243ZM253 36H254V37H253ZM258 36H260V37H258ZM96 37H97V38L102 37V39H104V38H106V39L102 42L101 38H99V39H98L99 42H97V41H96V40H97ZM114 37H115V36H113V39L115 40L116 38H114ZM141 37H142V36H141ZM151 37H152V38H151ZM183 37H181V38H179V39L182 40ZM203 37H204V36H203ZM221 37H223V38L221 39ZM252 37H253V38H252ZM77 38H78V39H77ZM120 38L122 39V37L119 36L118 39L120 40ZM142 38H143V37H142ZM194 38H195V39H194ZM224 38L227 39V41H225ZM233 38L237 40V41H236V40H233V41H236V43H234V42L231 40V39H233ZM43 39H44V41H43ZM89 39H90V40H89ZM94 39H95V41H96L95 43H94V41H92V40H94ZM150 39H152L151 41H152V42H155V43H152V42L150 41ZM171 39H173V40L170 41ZM197 39H198V42L196 41ZM229 39H230V40H229ZM239 39H240L241 42L238 41ZM23 40H24V39H23ZM32 40H34V41H32ZM36 40H37V41H36ZM38 40H40V41H38ZM52 40H53V41H52ZM100 40H101V41H100ZM122 40H123V39H122ZM122 40H121V41H122ZM157 40H158L160 43H158ZM175 40H176V41H175ZM185 40H183L182 42L184 43ZM194 40H195L196 42H194ZM263 40H261V41H263ZM31 41H32V42H31ZM54 41H55V43H56V42H58V43L55 45ZM107 41H108V40H107ZM121 41H119V42H121ZM131 41H132V40H131ZM174 41H175V42H174ZM217 41H218L219 43H218ZM228 41H229V43H228ZM35 42H36V43L39 42V43H41V44H40L39 46H37L39 43H37V45H36ZM52 42H53V45H51ZM73 42H74V43H73ZM80 42H81V43H80ZM85 42H87V44H86ZM91 42H92L93 44H92ZM100 42H101L100 45L97 44V45H99V46H97L98 49L102 47V48H105V50H104V49H103V50L99 49L100 51L105 52L106 50H108V51H110L111 53H107V51L105 52V54H104L103 52H102V53H101V52L99 53V50H98V49H97V51H98V53H97V52L95 51L96 48H97L95 45H96V43H100ZM116 42H117V39H116ZM144 42H145V45H144ZM150 42H151V43H150ZM156 42H157V44H156ZM192 42H194V43L192 44ZM208 42H209V43H208ZM220 42H221V43H220ZM223 42H226V43H223ZM255 42H256V43H255ZM32 43H33V44H32ZM69 43H70V45L73 43V44L71 45V46L74 45L73 47H75V46H77V45H78L77 47L82 46V48L80 47V48H81V49H80L81 52H83V51L86 50V49H87L89 52H91V53H93V52L95 51L96 53H95V52L93 53L95 56H94L93 54H91V53H90V55H89V54H88V53H89L88 51H84V53L82 54V53H80V50H79L77 47H75V48L78 49V50H75V49H72V47H69V46H70ZM102 43H104V44H103L104 47H103ZM239 43H240L241 45H242V44L244 45V46L242 45L243 48H241L242 46L239 45ZM263 43H264V41H263ZM31 44H32V45H31ZM67 44H68V45H67ZM80 44H81V45H80ZM83 44H86V45L84 46ZM91 44H92V45H91ZM105 44H107V46H106ZM149 44H150L153 48L150 49L151 46H150ZM153 44H154V45H153ZM160 44H161V45H160ZM215 44H216V45H215ZM217 44H219V45L217 46ZM228 44L230 45L229 48H228V46H227ZM231 44H232V45H231ZM236 44H237V45H236ZM254 44H252V45L255 46ZM2 45H3V43H2ZM2 45L0 44V46H2ZM35 45H36V46H35ZM43 45L47 46L48 50H49V49L51 50L49 54H46L47 52L45 53V51L47 50V48H46V47H43ZM54 45H55V47L51 48V47L54 46ZM122 45H123V43H122ZM148 45H149V47H148ZM156 45H157V46H156ZM233 45H235V46H237V47H234ZM259 45H260V46H259ZM30 46H31V47H30ZM34 46H35V47H34ZM89 46H91V47H89ZM93 46H95V48H94ZM100 46H101V47H100ZM105 46H106V47H105ZM127 46H129L130 48L127 47ZM154 46H155V47H154ZM159 46H160L161 48H160ZM162 46L165 47L164 50H163V47H162ZM201 46H202V45H201ZM216 46L218 47V48H217L218 50L216 49ZM224 46H225V47L227 46V49H225ZM240 46H241V47H240ZM250 46H251V43H250ZM258 46H259V47H258ZM3 47H4V51H3ZM5 47H6V48H5ZM9 47H10V46H9ZM9 47H7V45L4 44L2 47H0V49H2V50H0V51L4 52V55H5V53L8 52V51H12V54H15V57H13L14 60H17V59H15V58H18V59H19L20 57H22V56H24V55L26 54L25 52H22L21 50L18 51V48H20V47H18V48L15 47V49H17L18 52L21 51V52L24 53V54H22V53L19 54L17 51H15L14 47H11V48H9ZM33 47H34V48H33ZM42 47L45 49V51H44V49H43ZM83 47H84V49H83ZM86 47H89V48H86ZM92 47L94 48V50H93ZM142 47H143V50H142V54H141V48H142ZM144 47H145V49H144ZM158 47H159V48H158ZM185 47H186L187 52H185V51H186V50H185ZM219 47H221V48L219 49ZM222 47H223V48H222ZM231 47H234V48H231ZM257 47H258V48H257ZM8 48H9V50H8ZM12 48H13V49H12ZM58 48H59V47H58ZM60 48L57 49V51L59 52V54H61V53H62L63 55L66 54L67 57L72 56L71 54H69L70 52H66L67 50H66L65 48H64L65 50H64V49L62 50V49H60ZM90 48L92 49V51L90 50ZM156 48H157V50H156ZM212 48H213V50H212ZM235 48H236V49L241 48L242 50L239 49V50H238L239 53H238V51H237ZM248 48L250 49L251 52L248 50ZM263 48H264V47H263ZM6 49H7L8 51H7ZM10 49H11V50H10ZM33 49H34V50H33ZM82 49H83V50H82ZM113 49H114V48H113ZM120 49H121V48H120ZM120 49H119V50H120ZM127 49H125V50H127ZM149 49H150L151 51H149ZM160 49H162V50H161V51H162L161 53H163V54H160ZM168 49H166V50H167V52L169 53V52H170V51H169L170 49H169V50H168ZM209 49L212 50V52H211L210 54H209V53H206V51L208 52ZM214 49L217 50V52H219V53H216ZM221 49L223 50V52H225V51H226V52L223 53ZM231 49H232V50H231ZM245 49H246V51H245ZM5 50H6V51H5ZM59 50H60L61 52H60ZM114 50H115V49H114ZM117 50H115V51H117ZM153 50H154V51L156 50V51L153 52ZM184 50H185V51H184ZM211 50H209V52H210ZM235 50H236V51H235ZM262 50H263V54H261ZM13 51H14V53H13ZM41 51H42V52L44 51L43 53H45L46 55H43V53H42V55H41ZM57 51H56V52H57ZM63 51H64V52H63ZM115 51H114V53H115ZM120 51H121V50H120ZM145 51H146V52H145ZM163 51H164V52H163ZM232 51H235V53H233ZM247 51H249V53H248ZM258 51H259V52H258ZM58 52H57V53H58ZM74 52H76V53H74ZM78 52H79V53H78ZM86 52H87V53H86ZM117 52H119V51H117ZM117 52H116V53H117ZM139 52H140V53H139ZM149 52H150V53H149ZM156 52H157L158 54H157ZM172 52H174V53H172ZM183 52H185L187 55H185V53H183ZM196 52H197V49H196ZM246 52H247V55H243V54H245ZM253 52H254V53L257 52L255 55H257L258 53H260V55H262V56L259 57L260 55L258 54L259 56L257 55V58H256L255 55H252ZM33 53H34V54H33ZM85 53H86V57H87V58L85 57ZM114 53H113V54H114ZM116 53H115V54H116ZM122 53H121V54H122ZM125 53H126V54H125ZM143 53H144V54H143ZM145 53H147L148 55H150L152 58H150L149 56H146ZM151 53H153V54H151ZM154 53H156V55H155ZM168 53H166V54H168ZM212 53H213V55H216V54H217V55H216V58H214L215 56L211 55ZM226 53H227V54H226ZM229 53H230V54H229ZM237 53H238V54H237ZM242 53H243V54H242ZM250 53H251V55H250ZM12 54H11V53H10V54H7V53H6L5 57H6L7 59H9V61H10V60L12 59V58H11V57H12ZM38 54H40V55H38ZM68 54H69L70 56H69ZM81 54L83 55L84 58L82 57ZM100 54L102 55V57H99ZM103 54H104V55L108 54L109 56L107 55V56L105 57ZM115 54H114V55H115ZM128 54H129V53H128ZM194 54H195L196 57L194 56ZM208 54H209L210 56H209ZM219 54H220V55H219ZM222 54H225L226 56L224 55L225 57H222V56H223ZM16 55H17V56H16ZM18 55H19V56H18ZM20 55H22V56H20ZM47 55H48V56H47ZM52 55H53V53H52ZM96 55L98 56V58H96ZM110 55H111V56H110ZM126 55H127V56H126ZM154 55H155V56H154ZM159 55H160L162 58L159 57ZM181 55H180V56H181ZM197 55H200V57H197ZM218 55L221 56L224 60L219 59V58H221V57L218 58ZM228 55H229V57H228ZM234 55H236V56H234ZM7 56H8V57H7ZM13 56H14V55H13ZM38 56H39V57H38ZM80 56H81V57H80ZM90 56H91V57H90ZM92 56L94 57V59H92ZM180 56H179V57H180ZM205 56H206V57H205ZM208 56H209L210 59H211V56H213V57H212V60H213L212 62H211L210 59L207 58ZM230 56L232 57V59H231ZM253 56H254V57H253ZM0 57H1V55H0ZM107 57H108V58H107ZM118 57H119V58L121 57L120 53H119V56H118ZM145 57H146L145 61H142V60H144ZM147 57L149 58L148 61L150 60L149 62H147ZM153 57H154V58H153ZM158 57H159V58H158ZM169 57H170V55H169ZM179 57H178V58H179ZM193 57H195V58H193ZM244 57H246V58L244 59ZM1 58H2V57H1ZM10 58H11V59H10ZM54 58H55V57H54ZM82 58H83L84 60H83ZM89 58H91V59H90V60H91L90 62H89V60H88ZM99 58H100L101 60H102V59L105 60V58H106V60H105V61H104V60L101 61ZM110 58H111V59H110ZM119 58L116 57V59H119ZM155 58H156V59H155ZM173 58H175V59H173ZM196 58H197V59H196ZM226 58H227V60H225ZM229 58H230V59H229ZM13 59H12V60H13ZM31 59H32V61L35 60V59H33V58H31ZM65 59H66V61H65ZM65 59H62V60L65 61V62L63 61V64H65V67H66V66H68V65H67V60H68L69 58L67 59L66 56H65ZM70 59H69L68 61H70ZM86 59H87V60H86ZM96 59H97L98 61H97ZM107 59L109 60L108 62H107ZM151 59H152V60H151ZM153 59H154V61H153ZM163 59H165V61H164ZM186 59H185V60H186ZM207 59H208V60H207ZM237 59H239V61H238ZM253 59H254V60L256 59V60L254 61ZM258 59L262 62V65H261L260 63H259L260 65L257 64V63L259 62ZM12 60H11V61H12ZM41 60H42V58H41ZM81 60H82V62H81ZM94 60H96V61L98 62V64H97V62L94 61ZM111 60H112V61H111ZM122 60H123V61H122ZM157 60H158V61H157ZM169 60H171L174 64H175V62H176V64L179 63V61H181V63H182V62L185 63V64H184L185 67L181 66V65H182L181 63H180L179 65H177V67H178V66L183 67V72H182V75H183V76H181V78L184 77V76L186 75V76H185V78L187 77V78H186V79H187L186 82H188L187 84H189V85L185 84L186 82L183 81V78H182V80H181V79L179 80V75H178V74H179V73L181 74L180 71L182 70V68L180 69V67H179V68H178L179 71H176V69H177V68L175 69V66H176V65H175V66H172V65H174V64H173L171 61H169ZM173 60H174V61H173ZM206 60H207V61H206ZM209 60H210V62L208 63ZM218 60H221V61H218ZM228 60H229V62H228ZM262 60H263V61H262ZM39 61H40V60H39ZM39 61H38V62H39ZM42 61H43V60H42ZM42 61H41V62H42ZM45 61H44V62H45ZM85 61H86V62H85ZM135 61H136L137 63H138V61H140V62L138 63L139 65H138ZM152 61H153V64H155V65H157V66H159V67L161 66V67H160L161 69L158 68V67H156L155 65H153V64H152ZM167 61L170 62V65H171V66L168 64ZM186 61H187V60H186ZM189 61H188V62H189ZM223 61L225 62V65H226V66L229 65V69H228V66H227V67H226V66H225V67H222V66H224ZM226 61H227V62H226ZM242 61H244V63H246V65H250V67H249V66L246 67V65H244V63H243ZM248 61H249V62H248ZM250 61H252V62L250 63ZM34 62H35V61H34ZM73 62H74V61H73ZM73 62H72V63H73ZM91 62H92V64H91ZM101 62H102V64L99 66V64H100ZM103 62H104L105 64H104ZM144 62H145V63H144ZM158 62H159V63H158ZM161 62H162V63H161ZM193 62H195V61L193 60ZM206 62H207V64H209L208 66H206V65H207ZM217 62H218V63H217ZM70 63H71V62H70ZM70 63H69V64H70ZM72 63H71V64H72ZM77 63H76V65H78ZM86 63H87V64H86ZM88 63H89V64H88ZM93 63H96L95 65H97V66H99V67L94 66ZM216 63L219 64V65H217ZM220 63H221V64H220ZM236 63H237V64H236ZM242 63H243V64H242ZM0 64H1V63H0ZM90 64H91V65H90ZM113 64H112V66H113ZM134 64L138 65V68L140 67L139 70L136 69L137 66L134 65ZM167 64H168V65H167ZM197 64H198V65H197ZM222 64H223V65H222ZM238 64H240V65H238ZM60 65H62V64H60ZM73 65H74V68H72V69H75V62H74ZM124 65H123V66H124ZM142 65H143V66H142ZM221 65H222V66H221ZM232 65H235V67H236L237 69L234 68ZM241 65H243V66H241ZM257 65H258V67H256ZM63 66H64V65H63ZM71 66H72V65H71ZM101 66L104 67V68L102 69ZM126 66H125V67H126ZM163 66H165L164 68H166V67L168 66V67H167L168 69L166 68L165 70H163V68H162ZM195 66H196V67H195ZM197 66H199L198 68H199V70H201V71H197V70H198V69H196ZM202 66H203V67H202ZM205 66H206V67H205ZM218 66H219V67H218ZM220 66H221V67H220ZM230 66H231V68H230ZM237 66H238V67H237ZM254 66H255V67H254ZM68 67H69V66H68ZM72 67H73V66H72ZM77 67H78V66H77ZM95 67H96L97 69H96ZM100 67H101V68H100ZM135 67H136V68H135ZM170 67H171V69H172V67H173V68H174L173 70H175V72H174V71H170ZM207 67H208V68H207ZM245 67H246V68H245ZM260 67H262V69H260V71H261L262 73L259 72V74H260V73L263 74V75H262L263 77L260 76L261 74L259 75L258 73H256V72L258 71V70L256 71V69H258V68H260ZM78 68H79V67H78ZM78 68H76L75 72L77 71ZM92 68H93V69H92ZM98 68H99L100 70H99ZM109 68L111 69L110 73H109V71H108ZM133 68H134V70H133ZM141 68H142V69H141ZM145 68H146V70H145ZM157 68H158V69H157ZM192 68H191V69H192ZM202 68H203V69H202ZM206 68H207V69H206ZM217 68H219V69L217 70ZM241 68H242V70H240ZM251 68H254V69L250 70ZM79 69H80V68H79ZM94 69H95V71H93ZM104 69H105V70H104ZM121 69H122V70H121ZM124 69H125V68H124ZM126 69H127V68H126ZM184 69H185L186 72H187L186 74H184V71H185ZM193 69H192V71L194 72ZM213 69H212V70H209V71H213ZM234 69H235L236 71H234ZM22 70H23V69H22ZM96 70H97V71H96ZM114 70H116V68H115ZM114 70H113V71H114ZM142 70H143V71H142ZM162 70H163V71H162ZM166 70H167V71H166ZM244 70H245L246 72L248 71L247 73H250V74H247V73L244 74V73H242ZM10 71H11V70L8 69V70H7L8 73H6V72L3 73V72H2V73H0V75H1V74L6 75V76H7L8 74L11 75V72H12V75H14V73H15V75H16V73H17V72H13V71L10 72ZM83 71H82V73H81L82 76H83V73H84ZM103 71H104V72H103ZM134 71H135V72L138 71V72H136V73H137V77H136V73H134ZM140 71L143 72V73H142L143 75L141 74L142 76H141V75L138 76V73L140 74ZM145 71H146V74H147V75H146V74L144 75V72H145ZM149 71L154 72V73H152L153 76H151L152 74H151ZM155 71H158V72H155ZM159 71H160V72L162 71V72L160 73ZM165 71H166V74H165ZM169 71H170V72H169ZM192 71H190L189 74H190V73L192 74V73H193ZM18 72H20V71H18ZM73 72H74V71H72V73H73ZM105 72H106V73H105ZM176 72H177V74L175 75ZM78 73H79V72H77V74H78ZM90 73H91V74H90ZM92 73H94V74L96 73V74H99V75H100V73H102V75H103V79H101L102 75H100V80H101V81L103 80L101 84L97 82L98 84L95 83V86H94V85H90V83H92V82L94 83L95 81H97V80H95V81H91V82H89L90 79L93 78L92 75H94V74H92ZM104 73H105V74H104ZM107 73H108L110 76H109ZM148 73H149L150 75H149ZM167 73H170V74H167ZM171 73H173V74H171ZM195 73H193V74H195ZM198 73H196V75H197ZM203 73H205L206 75L204 74V75H205V76H204ZM223 73H226L227 75H225V77H222L221 74H223ZM73 74L75 75V73H73ZM77 74H76V75H77ZM79 74H80V73H79ZM84 74H85V73H84ZM96 74H95L96 77H94V78H98V77H99V76H97ZM125 74H124V75H125ZM154 74H155V75H154ZM162 74H164V75H162ZM191 74H190V78H191V76H193V75H191ZM216 74H217V77L214 76V75H216ZM10 75H9V77H10ZM74 75H73V77H74ZM76 75H75V77H76ZM88 75H91V78H90V76H88ZM107 75H108V76H107ZM133 75H134V78L136 77V79L131 78V76L133 77ZM156 75H157V76H156ZM161 75H162L161 79L164 77V79H165L166 82H167V81L169 82V81H171V80H172V82H169V84H168V83H165V84H167V85H164V82H165L164 79H162V80L159 79V77H160ZM167 75H170V76L173 75V76H172V77H169V78H171V79L169 80V78H165V76H167ZM177 75H178V76H177ZM187 75H188V76H187ZM196 75H195V76H196ZM210 75L212 76L213 79L211 78ZM230 75H229V76H230ZM242 75H245V76L249 75L250 77L247 76L248 79H245V78H247V77H245V76H244L245 78H244V77H241ZM252 75H253V77H252ZM254 75H258V76H260V77H259V78H258V76L254 77ZM79 76H80V75H79ZM79 76H77V77H79ZM82 76H80V78L83 79ZM87 76H88V81L86 80V79H87ZM119 76H118V77H119ZM127 76H128V77H127ZM144 76H145V77H144ZM150 76H151V77H150ZM175 76H176V79L174 78ZM195 76H193V79H192V78H191V79L194 80ZM7 77H8V76H7ZM53 77H54V76H53ZM53 77H52V78H53ZM62 77H63V76H62ZM77 77H76V80L78 79V83H75V84L80 85V84H79V78H77ZM105 77H109V78H105ZM140 77L142 78V80H140V79H141ZM143 77H144V78H143ZM148 77H149V78H148ZM153 77H155V78H153ZM156 77H157L158 79H156ZM167 77H168V76H167ZM227 77L229 78L228 80H226ZM55 78H56V77H55ZM55 78H53L54 81H55V83H54V81H53V86H55L56 82H59V80H60V78H59V79L57 78L58 80L56 81ZM70 78H72V77H70ZM89 78H90V79H89ZM104 78H105V79H104ZM147 78L149 79V81H151V83L148 82V81H146ZM173 78L175 79V82H176V83H180V84H178V85L176 84L177 86H181V84H182L181 81H183V84H185V85H184L183 87H181V89H182V88L184 89V87L186 88L187 86H189L188 89H187L188 91L190 90V92H191L192 90H194L193 92H196V93L198 92V93H197V94H198V97L195 98V96H197L196 93L194 94L193 92H191V94L193 93V94L195 95V96H193V98L191 99V98L187 97V96H188V91L185 92V95H183V91H182L183 89H182V90L180 89L181 91L178 90V92H177V93H179V91L181 92V93L178 94V95H180V96H177L178 99H177L176 97H174V99H175V98H176V99L173 100V97H172V96L177 95V94H176V90L179 89V88L175 85V86H176V87L174 86V89H175V90H173V88H172L173 85H174V84H172V83H174ZM177 78H178V80H179L180 82H178ZM208 78H210V79H208ZM216 78H218V79H216ZM221 78H222L223 80L225 79L226 81H223ZM233 78H234V79H233ZM257 78H258V79H257ZM261 78H262V79H261ZM72 79H73V78H72ZM74 79H75V78H74ZM120 79H123V80H120ZM138 79H139V80H138ZM144 79H145V81H144ZM148 79H147V80H148ZM150 79H154V80H150ZM167 79H168V80H167ZM186 79H185V80H186ZM195 79L197 80V78H195ZM214 79H215L216 81H215ZM219 79H220V81L218 82ZM250 79H251V80H250ZM85 80H86V82H85ZM92 80H93V79H92ZM100 80H99V82H100ZM159 80H160V81H159ZM196 80H194V81H196ZM199 80H200V79H199ZM199 80H197V81L199 82ZM209 80H211V81L213 80V81L211 82V81H209ZM257 80H258V82H257ZM262 80H263V81H262ZM60 81H61V80H60ZM62 81H63V79H62ZM62 81H61V82H62ZM72 81H74V80H72ZM111 81H110V82H111ZM136 81H137V83L135 84ZM156 81H157V82H156ZM158 81H159V82H158ZM189 81H190V82H189ZM194 81H193V82H194ZM201 81H202V79H201ZM214 81L216 82V85H215ZM227 81H228V82H227ZM244 81H245V82H244ZM254 81H255V83H254ZM259 81H260V83H259ZM51 82H52V81H51ZM65 82H66V79H65ZM76 82H77V81H76ZM88 82H89V85H90V86L87 84ZM120 82H121V83H120ZM124 82H126V81H124ZM141 82H142V83H141ZM193 82H192V83H193ZM202 82H203V81H202ZM202 82H201V85H202ZM207 82H209V83L211 82V87H209L210 84H208ZM220 82H221L222 84H221ZM223 82H224V84H223ZM239 82H240V83H239ZM242 82H243V83H242ZM256 82H257V83H256ZM84 83H83V84H84ZM93 83H92V84H93ZM140 83H141V85H140ZM143 83H144V84H143ZM152 83H153V85H154V88H153ZM161 83H163L164 87H166V86L172 84V85H171L172 87L170 86L171 88L168 86V87L170 88L171 93H170L169 91H166V92H169V93H168L169 95L165 96L166 94H164V96H163V94H161V92L165 91V90H164L165 88L162 87V84H161ZM195 83H196V85L201 86V85L197 84V82H195ZM217 83H218V85H217ZM219 83H220V88H219ZM233 83H234V84L237 83L238 86H237V85L232 86ZM58 84H59V83H58ZM58 84H56V86H57ZM63 84H64V82H63ZM72 84H73V82H72ZM75 84H74V85H75ZM138 84H139V85H138ZM149 84H150V85H149ZM205 84L203 83V85H205ZM212 84H213V85H212ZM246 84H247V85H246ZM252 84H253V85H252ZM258 84H259V85H258ZM96 85H97V86H96ZM132 85H133V86H132ZM158 85H161V86L159 87ZM203 85H202V87H204ZM208 85H209V86H208ZM239 85H240V86H239ZM243 85H244V86H243ZM250 85H251V86H250ZM254 85H255V88L253 89L252 87H254ZM261 85H262V86H261ZM51 86H52V84H51ZM56 86H55V87H56ZM58 86H59V85H58ZM58 86H57V88H59ZM61 86H62V85H61ZM87 86H86V87H87ZM102 86H103V85H102ZM125 86H126V85H125ZM125 86H123V87H125ZM142 86H144L143 90H141V87H142ZM147 86L150 87V89H149ZM62 87H63V86H62ZM73 87L78 88V87H80V86L77 87V85H76V86H73ZM88 87H87V88H88ZM110 87H111V86H110ZM138 87H139V89H137ZM151 87H152L153 91H152ZM155 87H157V89H156ZM192 87H193V89H191ZM208 87H209V88H208ZM232 87H234L235 89H237L236 87H240V88H242V89H239V88H238V90H240L241 92L239 93V91H238V90H235V89H234V91H233ZM244 87H246V91H247V92L249 91V90H247V89H250V91L248 92V95H247V92L244 90V89H245ZM57 88H55V91L57 90ZM81 88H78V89L80 90ZM92 88H91V89H92ZM108 88H107V89H108ZM160 88H161V90L163 89V91H160V92H159V89H160ZM176 88H177V89H176ZM196 88L198 89V91H196ZM243 88H244V89H243ZM14 89H15V88H13V89H11V90H9V91H12V90H14ZM60 89H61V88H60ZM107 89H106V90H107ZM133 89H134V90H133ZM171 89H172L173 91H172ZM202 89H203V90H202ZM223 89H222V91H221V92H222L221 94H219L220 92H218L217 94H219V95H221V96H223V95H224V96H225V95H228L227 93L225 94V91H224ZM229 89H231V91H233V92H231ZM76 90H75V91H76ZM124 90H125V91H124ZM155 90H156V92L154 93ZM166 90H169V89L166 88ZM257 90H258V91H257ZM14 91H15V90H14ZM16 91H17V90H16ZM57 91H58V90H57ZM57 91L55 92V93L57 94V97H54V98H57V101H59L58 98H61V99H62V97H65V98H64L65 100L62 99V101H61V100H60V101L63 102V104H65V105H62V107H64V106H65V107L68 106L67 101L70 100V99H67V101H66V98H67V97L64 96L63 94H62V97H61V94H60L59 92H58V93L60 94V97H58V93H57ZM59 91H61V90H59ZM99 91H98V92H99ZM131 91H133V92H131ZM137 91H138V92H137ZM142 91H144V92H142ZM145 91H146V92H145ZM184 91H185V90H184ZM236 91H238V93H237ZM243 91H244V92H243ZM254 91H255V92H254ZM61 92H62V91H61ZM110 92H112V93H114V94H112V93L110 94ZM139 92H140V93H139ZM141 92H142V93H141ZM149 92H152V95H151V93H149ZM172 92H174L175 95L172 94ZM190 92H189V93H190ZM229 92H230V93H229ZM235 92H236L237 94H236ZM93 93H94V94H93ZM136 93H137V94H136ZM148 93H149V95H148ZM156 93H158V94H156ZM159 93L163 96L161 99H163V100H165V101H163V100L159 101V98H158V96H157V95H159ZM164 93H165V92H164ZM223 93H224V94H223ZM244 93H246V94H244ZM254 93H256V94H254ZM56 94H55L54 96H56ZM140 94H141V95H140ZM145 94H146V95H145ZM171 94H172V95H171ZM186 94H187V96H186ZM191 94H189V95L192 96L193 94H192V95H191ZM199 94H200V95H199ZM238 94H239L240 97L237 96ZM249 94H251V95H250L251 99H249V98H250V97H249ZM69 95H68V97H69ZM87 95H85V96H87ZM123 95H125V94H123ZM132 95H134V96H132ZM136 95H137V97H136V103H135V96H136ZM138 95H140V97H142V98H140ZM153 95H154V96L156 95V96H155L156 98H153ZM161 95H159V96L161 97ZM181 95H183V96H181ZM201 95H203V97H202V98H199V96L201 97ZM254 95H256V96H254ZM93 96H92V97H93ZM112 96H111V99H112ZM130 96H131L132 98H131ZM147 96H148V97H147ZM150 96H151V97H150ZM184 96H185V97H184ZM70 97H73V96L70 95ZM95 97H96V95H95ZM97 97H98V96H97ZM101 97H98V98H101ZM166 97H169V98H166ZM171 97H172V98H171ZM181 97H183V98H182L183 101H184V100L186 99V97H187L186 101L189 99V100L187 101V103L189 104V102H190V103L192 102V104H191V105H190V104L188 105V104H186V102H185V103L183 102V103H184V104H183L182 101H181ZM218 97H219V98H218ZM225 97H226V96H225ZM246 97L249 99V102H247L248 99H246ZM256 97H261V98L259 99V98H256ZM54 98H51L52 100H51V99H48L49 102L52 101V103H53V102H54V103H55V102L57 103V101H53V100H55ZM79 98H80V99H79ZM98 98H97V99H98ZM114 98H113V99H114ZM121 98H122V99H121ZM124 98H126V99H124ZM129 98H130V99H129ZM138 98H139V99H138ZM164 98H166V99H164ZM184 98H185V99H184ZM197 98H199V100L197 101L199 105H201V104L199 103L200 99H201V100H203V98L205 99V101H204L205 104L202 103V105H203L202 107L199 106V105H197V104L195 105V103H193V102H195V101L197 100ZM207 98H208V97H207ZM211 98H212V99H211ZM215 98H216V100H214ZM252 98H253V99H254V98H255V99H259V101L257 100V103H256V101L253 102V99H252ZM104 99L102 100L103 102L101 101V99H100L99 101L102 102V103H104ZM107 99H108V100H107ZM115 99H114V100H115ZM145 99H146V100H145ZM152 99H155L156 102L154 101L155 104L152 102L155 106L151 103V105H153V106H151V113L147 110V108H146V110H147L150 114L147 113L146 110L140 112V111H139V108H141L142 105H144V107H145V106L147 107V105H149V101L151 102ZM168 99H169V100L171 99V100H173V101H171V100L169 101ZM194 99H195V100H194ZM218 99H219V100H218ZM226 99H227V97H226ZM255 99H254V100H255ZM71 100H70V101H71ZM95 100H96V99H95ZM119 100H122V101L125 100L123 103H125V102L128 100L127 103H125V105L127 104V105L129 106V103H130L131 105L129 106V109L127 108L128 106H127V105H126L127 107L124 106L123 103H121V106H120V105H119ZM139 100H140V102H139ZM147 100H148V102H145V101H147ZM166 100H167V101H166ZM179 100H180L181 103H178ZM191 100H193V101H191ZM211 100H212V102H211ZM224 100H225V99H224ZM233 100H232V101H233ZM245 100H246V102H247L246 105H245V103H246ZM250 100H251V102H250ZM60 101H59V102H60ZM65 101H66V102H65ZM70 101H69V102H70ZM106 101H105V102H106ZM112 101H111V103H112ZM122 101H121V102H122ZM133 101H134V104H135V105L133 104ZM137 101L141 104V106H140L139 108H136V107L138 106L137 104H139ZM176 101H177V104H176ZM213 101H215V102H213ZM222 101H223V100H222ZM241 101H242V102H241ZM260 101H262V102H260ZM69 102H68V103H69ZM82 102H83L85 105L91 103V104H93V106H91V104H89L91 107H89V105H87L88 108L85 107V105H82V106H81ZM109 102H110V101H109ZM117 102H118V103H117ZM157 102H158V104H159V102H161V103L163 102V104H161V103H160V104L163 105V107H165V108H166V105H167L169 108H166V110H164L160 104H159V105L157 104ZM167 102H168V103H167ZM170 102H171V103H170ZM197 102H196V103H197ZM200 102H201V101H200ZM202 102H203V101H202ZM227 102H228V103H227ZM230 102H231V101H230ZM244 102H245V103H244ZM258 102H260V103H258ZM39 103H40V102H39ZM56 103H55V105H56ZM97 103H99L98 100H97ZM144 103H146V104H144ZM164 103H165L166 105H165ZM172 103H173V104H172ZM174 103H175V104H174ZM214 103H216V104H214ZM217 103H219V105H220V106L218 105L219 107L222 106L221 108H219V107L217 106L220 110L216 107ZM250 103H252V104H250ZM253 103H255V105H254ZM57 104H59V103H57ZM61 104H62V103H61ZM61 104H60V105H61ZM94 104H95V105H94ZM169 104H170V105H169ZM179 104H180V105H179ZM181 104H183V105H182L183 107H181ZM258 104H259V105H258ZM60 105H59V106H60ZM100 105H101V103H100ZM109 105H110V104H109ZM111 105H112V104H111ZM132 105H133V107H132V109H131L130 107H131ZM157 105L161 107V108L158 109V110L161 111L162 114H163L164 111H165V112L167 111L166 116L164 115L165 117H163V118H165L164 120H167L168 122H169V120H171V122H172L173 119H174L175 123H178V122H177L178 118L176 119L175 116H174L173 118H171L173 112H175V115H176V113L181 114V116H179V115L177 114V115L179 116V118L181 117V119H183V115H182V114H184V116H185V118H186V120H187V119H188L187 116H186V114H188V113H186L187 111L189 112L190 117L193 118V116L196 115L197 118H198L199 115H201V113H202V111H200V110H201V109H204V108L206 107L205 109L208 108V110H206L207 115H206L205 112H204V114H203L204 116H201V117H202V119H203V117H205V118L207 117V119L204 118L205 121H203V123H204V124L207 123V125H204V124H194V125H196V126H197V125H201V127L204 125V127H205V126H206V127L209 126V128H210V127L212 128L214 125L218 124L219 122H221V123H219V124H223L222 121H225V119H227V118H225V119H223V118H224V117H228V118H229L228 121L226 120L224 123L228 124V122H229V123L231 124L232 122H234V121L236 120V121L234 122L235 124L233 123V125H235V126L232 127V130H231V126H232V125H230V124H229L230 126H229V125H226V124L220 125L221 130H219V129H220L219 125H216L218 128H217L216 126H214V128L216 127L215 130L218 129V130H217V133L221 134V133L223 132V134H221L220 136H219V134H218V137H217V138H216L217 134L215 133V134H216V136H215L214 133H213V131L216 132L215 130H209V129L204 128V127H203V129H202L201 127H199L200 129H199V128H198V129H199V131L201 130V133H202V132L204 133V131L207 130V131H205V134H201V133H199V131H198L197 133H199L200 135H198L197 133H194V132H196V131L198 130V129L196 130V129H195V126H194V127H192V128L195 130V131L193 130V131H194V132H193V133H194L193 135H194V137H195L196 135H198L197 137L194 138V137L189 136V135H191L190 133L192 132V129H191V126L193 125L192 123H194L196 119H195V120H194V119H191V120H193L194 122H191V121L188 119L191 123H188V120H187V124H191V125H188L189 127L187 128L188 130H189V128L191 129V130L188 131L189 133L187 132L186 127H185V128H184V126L182 127L181 124H179V123H178L179 125H177V129H176V127H175L176 124H174V126H173V124L171 125L170 122H169V124H167V123H168L167 121H164V120L161 121V119H163V118H160V117L163 116V115L161 114V112H158V110L154 111L155 109H157V107H158ZM171 105L174 107L175 110H173V111L170 110V109H173V107H171ZM178 105H179V106H178ZM193 105L196 106V107H198V106L200 107V108L198 107L199 109L197 108V110L200 111V114L197 113V114H199V115H197V114L195 113V112H197V111H195V108L192 109V108L194 107ZM214 105H215V106H214ZM242 105H245V106H244L245 108H244ZM247 105H248V106H247ZM252 105H253V106H252ZM262 105H263V106H262ZM48 106H49V105H48ZM50 106H52V105L50 104ZM56 106H57V105H56ZM56 106H55V107H56ZM83 106H84V107H83ZM122 106H123L124 108L126 107V108L130 111V113L132 114L131 116H132L133 118H131L130 116H128V115H126V114H125V115L122 114V116H121V113H122L121 111L124 110V108H122ZM134 106H135V107H134ZM177 106H178V107H177ZM188 106H190V107H188ZM191 106H193V107H191ZM204 106H205V107H204ZM251 106H252V109H250ZM260 106H261V107H260ZM11 107H12V108H10V105H9V108H10L11 110L8 108L10 111H9V114H8L7 116H11V117H10V118L7 117L8 119H12V116H13L12 113L16 111L15 107H13V106H11ZM57 107H58V106H57ZM65 107H64V108H65ZM72 107H70V108L68 107V108H69V111H68V109H67V111H68L67 114L72 113V112H70V110H71V111H72V110H73V111L75 110V109H73ZM82 107H83V108H82ZM93 107H94V108H93ZM120 107H121V109H119ZM152 107H153V108L155 107V108L153 109ZM176 107H177L178 109H176ZM185 107H186V108H185ZM187 107H188V108H187ZM213 107H214V108H213ZM215 107H216V108H215ZM240 107H241V108H240ZM242 107H243V108H242ZM248 107H250V108H248ZM254 107H256V109H253ZM259 107H260V108H259ZM49 108H50V107H49ZM49 108H48V109H49ZM51 108H52V107H51ZM51 108H50V109H51ZM53 108H54V107H53ZM53 108H52V109H53ZM71 108H72V109H71ZM109 108H110V107H109ZM149 108H150V105L148 106V109H149ZM190 108H191L192 110H191ZM209 108H210V109L213 108L214 111H213V109H212V110H209ZM247 108H248V109H247ZM14 109H15V111H12V110H14ZM45 109H46V108H45ZM114 109H115V110L117 109V110L115 111V113H114V112H111V111H114ZM118 109H119V110H118ZM127 109H126V111H125V110H124V111L128 114ZM133 109H134V110H133ZM137 109H138V110H137ZM181 109H182V110H181ZM184 109H185V110H184ZM186 109H187V110H186ZM205 109H204V111H205ZM215 109H218V110H217L218 112H217ZM222 109H223L224 111H222ZM239 109H240V112H241L242 114H246L248 110H250V111H248L249 114L247 113L246 115L241 116L242 114L239 112ZM242 109H245L246 112H245V111L242 112V111H243ZM258 109H259L260 111H259ZM62 110H64L63 112L66 113V111H65L66 109H62ZM132 110H133V111H132ZM135 110H136V113H135ZM149 110H150V109H149ZM168 110H169V112H168ZM47 111H49V110H47ZM80 111L78 110V112H80ZM84 111H85V110H84ZM119 111H120L121 113H120ZM124 111H123V113H124ZM131 111H132V112H131ZM145 111H146V112H145ZM153 111H154L155 113H154ZM170 111H172V113H170ZM176 111H177V112H176ZM180 111H181V113H180ZM183 111H184V112L186 111V112L183 113ZM190 111H191V112L193 111V113H191ZM212 111H213V114H216V115H217V113H219V112H220V113L223 112L224 115H223V114H218V117H219V118H217V119H220V120H222V121H219V120L216 121V119L212 118V116H214V115H212ZM229 111H231V113H230ZM256 111H257V114L255 113ZM10 112H11V113H10ZM53 112H55V108H54ZM60 112H61V111H60ZM63 112H62V113H63ZM69 112H70V113H69ZM76 112H77V110H76ZM76 112H73V114H70V117H71L70 119L73 118L72 115H73L74 117H76V115H78V114H76ZM78 112H77V113H78ZM116 112H117V113H116ZM133 112H134V113H133ZM165 112H164V114H165ZM209 112H210V113H209ZM214 112H216V113H214ZM238 112H239V113H238ZM250 112H251V114H250ZM252 112H254V113H252ZM258 112L261 113V115H260ZM74 113H75L76 115H74ZM81 113H83V112H81ZM81 113H80V114H81ZM105 113L108 114V116H107ZM111 113H112L113 115H110ZM118 113L120 114V116H118ZM143 113H144V114H147L145 117L148 118V119H145ZM157 113H158L159 115H158ZM168 113H169V114H168ZM194 113H195V114H194ZM208 113H209V116H210V114H211V116H210L211 118H210V119H213V120H214L215 123L213 122V120H211L214 124H212L211 121H210V119H208ZM225 113H226L227 116L225 115ZM228 113H229V115H228ZM235 113H238V115L236 114V115H237V119L234 118L233 115H232V114H235ZM55 114H56V113H55ZM60 114H61V113H60ZM80 114H79V115H80ZM84 114H86V112H85ZM87 114H86V115H87ZM115 114H116V115H115ZM134 114H135V115H134ZM152 114H154V115H152ZM155 114H156V115H155ZM167 114H168V117H167ZM173 114H174V113H173ZM193 114H194V115H193ZM252 114H253V115H252ZM137 115H139V116H137ZM148 115H149L151 118H149ZM151 115H152V116H151ZM157 115H158V116H157ZM160 115H161V116H160ZM169 115H171V117H169ZM177 115H176V117H178ZM191 115H192V116H191ZM205 115H206V116H205ZM216 115H215L214 117H217ZM219 115H221V116H219ZM256 115H258L259 117L256 116ZM56 116L59 117V115H57V114H56ZM60 116H63V115L61 114ZM81 116H80V118H81ZM93 116H96V117L93 118ZM110 116H111V117H110ZM115 116H118V118H116ZM124 116H127V118H125ZM154 116L157 117V118L160 116V117H159L160 120H159V119L156 120L157 118H155V120H154V123H156V122L158 121V123L156 124L157 126L153 123V117H154ZM222 116H224V117L222 118ZM230 116H231V117H230ZM234 116H235V115H234ZM245 116H246V117H245ZM247 116H248L250 119H252V116H253L254 119L249 120V118H248ZM78 117H79V116H77V118H78ZM114 117L116 118L117 121H114V120H115ZM119 117H121V119H119ZM134 117H136V118H134ZM140 117H141L142 119H141ZM190 117H189V118H190ZM194 117H195V116H194ZM201 117H200V119H201ZM235 117H236V116H235ZM239 117H240L241 119H240ZM243 117L247 118V120H246L245 118H243ZM255 117H256V118L258 117V119H259L260 121H259L258 119H256ZM260 117H261V118H260ZM56 118H57V117H56ZM66 118H69V116H67ZM77 118H73L72 121H78V120H80L79 118H78V120H77ZM92 118H93L94 121H95V118L99 120V121H98V120L95 121V123L98 122L96 125L94 124V121L92 120ZM124 118H125V119H124ZM130 118H131V119H130ZM137 118H138L139 120H141L142 124H141V122H140L139 120H138V121H139L140 123H139V122L136 123ZM143 118H144V119H143ZM166 118H169V119H166ZM170 118H171V119H170ZM185 118H184V120H185ZM221 118H222V119H221ZM232 118H233V121H231ZM134 119H136V120H134ZM200 119H198L197 121H198L199 123H202V122H200V121H202V120H200ZM234 119H235V120H234ZM123 120H124V121H123ZM131 120H132V121H131ZM143 120H145V122H144ZM150 120H151V124H150ZM184 120H182V122H183ZM199 120H200V121H199ZM206 120H207V121H210L209 124H211V125H209L208 122H206ZM229 120H230V121H229ZM237 120H238V121H237ZM245 120H246V121H245ZM248 120H249V121H248ZM4 121H6V120L4 119ZM45 121H46V119H45ZM68 121H69V120H68ZM87 121L90 122V124L87 123ZM129 121H130V122H129ZM147 121H149V122H147ZM174 121H173V122H174ZM254 121H255V122H254ZM257 121H259L260 123L263 121V122L261 123L262 126H260V123H256ZM38 122H39V121H38ZM38 122H37V124H40V123H41V121H40V123H38ZM69 122H70V121H69ZM108 122H109V123H108ZM115 122H116V124H115ZM117 122H118V123H117ZM120 122H121V123H120ZM131 122H132V123H131ZM133 122H134L135 124H134ZM146 122H147V123H146ZM162 122H165V123H162ZM166 122H167V123H166ZM173 122H172V123H173ZM182 122H180V123H182ZM184 122H185V121H184ZM184 122H183V124H184ZM198 122H197V123H198ZM236 122H237V123H236ZM247 122H249V123L246 124ZM250 122H251L252 125H253L254 123L257 124V125H255V124H254V125H255V127L257 126L258 129H257V127L255 128L254 126H251ZM253 122H254V123H253ZM70 123H71V122H70ZM72 123H73V122H72ZM91 123L94 124V125H92ZM105 123H106V124H105ZM119 123H120V124H119ZM152 123L155 125V127L152 125ZM159 123H161V124L159 125ZM242 123H243V125H242ZM37 124H36V125H37ZM86 124H87V125L89 124V125H91L92 127L89 126V125L86 126ZM124 124H125V126H124ZM133 124H134V125H133ZM140 124H141V125H140ZM146 124H147V125H146ZM162 124H163V125L166 124V125L163 126ZM187 124H186V122H185L184 125L186 126ZM239 124H240V125H239ZM249 124H250V127H249ZM258 124H259V126H258ZM44 125H45V124H44ZM126 125H127V126H126ZM130 125H133V126H130ZM144 125H145L146 127H144ZM158 125H159V126H158ZM161 125L163 126L164 129L162 128ZM168 125H170V126H168ZM212 125H213V126H212ZM224 125H226L225 127H227V129L224 127ZM236 125L239 126V127L241 126V127L239 128V127H237ZM245 125H246V126H245ZM109 126H110L111 128H109ZM140 126L142 127V130L140 129V128H141ZM167 126H168V128H166ZM178 126H179V128L181 127L182 130H180V129L178 128ZM222 126H223V129H222ZM244 126H245V128H244ZM77 127H75V128L77 129ZM80 127H81V128H80ZM85 127H84V128H85ZM90 127L92 128L91 131L93 130L92 132H89V131H88V130H90ZM101 127H102V128H101ZM133 127H135V128H133ZM149 127H152V129L149 128ZM156 127H158V128H156ZM171 127H175V128H174L175 130H172V131H174L173 134L170 133V130H169V129H172ZM197 127H198V126H197ZM228 127H230V128H228ZM247 127H248V128H247ZM253 127H254V128H253ZM126 128H127V129H126ZM129 128H130V129H129ZM136 128H137V129H136ZM144 128H145V131L143 130ZM160 128H161V129H160ZM214 128H212V129H214ZM235 128H236V129H235ZM237 128H239V129L241 130V131H240V130L238 129V132H237V133H238L239 135H242V137L239 136V135H238L237 137L235 136V135H237V133H236ZM252 128H253V130H252ZM98 129H99V131H98ZM131 129L133 130V133L131 132ZM147 129H148V130H147ZM150 129H151V130H150ZM204 129H205V130H204ZM224 129L228 130V131L225 130L226 133L233 132V133H236V134H233V133L226 134V133L224 132ZM234 129L236 130L235 132H234ZM244 129L246 130V132H245ZM254 129L258 130V133L261 132L262 135H261V136H258L259 134L256 135L257 132H256ZM128 130H129V133H128ZM157 130H158V132H157ZM159 130H160V131H159ZM164 130H165V132H164ZM166 130H168L169 132H167ZM178 130H180V131L178 132ZM185 130H186V131H185ZM202 130H204V131H202ZM222 130H223V131H222ZM249 130H252V131H255V132H256V134H255V132H253V134H255V135H254V136H255V141H254V139H253L254 136H253L252 134H250V132H248ZM79 131H78V133H79ZM87 131H88V132H87ZM118 131H119V132H118ZM134 131H135V132H134ZM139 131H141V132L139 133ZM143 131H144V132H143ZM149 131H150V134H151V132H152L153 134L156 132V133L154 134V135H155V136H154V139H155V140L152 139V140H154L153 143H155L154 146L151 145V143H150V144L147 143V142H149V141L152 142V140H148V139H150V137H147V136L149 135ZM161 131H163L164 133L161 132ZM172 131H171V132H172ZM175 131L177 132V135H178V136H179V133H180V135H181V133H184L183 135H181V136H179V137H180V138H183V140H184L185 142L187 141V142H186V145H187L188 142H189V147H191V148L193 147V144H192L191 142H193L194 139H195V140H198V139L200 138V136L204 137V135H206L204 138H202V137L200 138L201 140H202V139L204 140V141L202 140L203 142L200 141V139L198 140V141H200V142H199L200 145H201V144H204V142H205V144L208 143V142H207V139H208V140L211 141V143H208V144H206V145H209V144L212 145V144H213V146L217 145V147H219V145H218V144H219L218 139H219V141H221V140L223 139V138L220 139L221 137H225V138H226V135H227L228 137L231 135V137H229V139H228V137H227V138H226L227 140H226V139H225V140H226V144L229 142L228 145H231L232 142L234 143V145L232 146V148H231V146H228V145H227V149H226V144H225V142H224L225 140L223 139V140H222L223 142H222V141H221V142L224 143V145L220 142V144H221L220 147H222V146L225 147V148H224V151H225V152L223 151V148H220V147H219L218 151L221 149V151L223 152V154H224V153L227 154V152H232V153H233V151H235V152L233 153L234 155H233L232 153H230V154H231L230 156H232V157L234 156L233 158H235V157L238 156V152H239V151H237V150H228V147H229L230 149H235V148L237 149V148H238V150H241V154H242V155H241V154L239 153V156L241 155V156L244 158L243 155H244V153H245V150H244V149H245V146H247V149H248L249 151H250V148H252L253 150H255V147L257 146V147H256V151H258V150L260 149L259 152H252V151L248 152V151H246L247 154L250 153V154H252V155L250 156V154H248V155L246 154V155H245V158H247V159L244 158L245 161H246V160H249L248 157L250 158V160H251L252 158H255V159H254L255 161H254L253 159H252V160L254 161V163L257 162V164L255 165V164L253 163L252 160H251V161L249 160V162H250V164L253 163V164H254L253 166L250 165V164H247V163L245 164V162H243V160H242L243 158H240V157L238 156L239 159L241 160V161H240V160L238 159V157H237V159L239 160V164H240V162H241V163H242V162L244 163V164L242 163L243 165H242V164L239 165L238 162L235 161V160H237V159L234 160V159L232 158V160H231V159H229L230 157H228L229 155H226V154H224V155H220L222 152L219 151V152H220V153H219V152L217 151V147L215 146V148H214V147L212 146V148H213L215 151H217V152H216V153H218L217 155H220V156H222V157H224V158L227 157L226 159L231 160L230 163H231V162H234V161L237 163V164L234 163V166H235L236 168H234V167L232 168L233 165L230 166L229 162H228V163L226 162V165L224 166L225 162H223V161H225L226 159L223 160L224 158L222 159V157H220V156L217 157V158H218L217 160H220V161H221V159L223 160V161L220 162V163H219V161L217 162L218 165H221V166H220L221 168H222V167L225 168V170H224V168H223V169L220 171L222 174H223L224 171L227 172V170H228V168L226 167L227 164H228L229 167L232 168V171L234 172V173H233V172L231 173V170H230L231 168H229L228 171H229L230 174H228V172H227V174H228L230 177L227 176V174H225V176H227V178H229V179H227V178H226V179L229 180V181H228V182H227V181L224 182L223 179H225V178H223V175H220V177L217 176V174L220 173L219 170H220L221 168L219 169V167H218L217 164H216V165H217L218 168H216L215 166H212L213 164H212V165H211V164L209 165V163H207V162H209V161H208L209 159L206 160V156H205V159H203V158H204V155L207 153V152L204 153L206 147H204V149L202 150V148H200V147H203V145H202V146H199V144H196V143L194 142L195 145H197V146H195V145H194V146L197 147V148H198V146H199V148H200V149L198 148V151L196 150V149H197V148H196V149L194 150V153H197L196 155L201 154L202 156H200V155H199V156H200V158H201V157H202V158L199 159L198 156H197V158H196V156L193 158V157H192V156H193V154H192L193 152L189 154V151H193V150H191L189 147H187L188 150H189V151H187L186 146H185L184 144H182V143H179V141H180V142H183V140L179 139V137H178L177 135L175 136V134H176ZM181 131H185V132H181ZM208 131H211V132L213 133L214 136H213L211 133H208ZM219 131H220V132L222 131V132L220 133ZM229 131H230V132H229ZM84 132H85V131H84ZM84 132L81 133L82 135L79 134V136L82 137L83 134H84ZM146 132L148 133V135L146 134ZM242 132H243V133H242ZM93 133H94V135H95V132H93ZM93 133H92V134H93ZM118 133H119V134H118ZM125 133H127V134H125ZM134 133H135V134H134ZM143 133H145V134H143ZM159 133H160V134H159ZM161 133H163V135L167 133L168 136L170 135V137H171L172 139H173L174 136L176 137V139L178 140V143H179V144H176V143H177L176 139L172 140L171 138L167 137V135H164L165 138L171 139V140H168V139H167V140H168V144H169V142L172 141V142L170 143V144H172V147H174V146L177 147V145H178V146L180 145V147H181V145H184L183 147H185V148L182 147L183 149L180 148L181 150L179 149V147H177V152H178V153L180 152L179 157H177V158H179V159L175 158L176 155L178 156V153L175 155L176 151H175V152H174V150L172 151V152H174V154H172V153L170 152L171 149L169 150V148H172V147H171L170 144H169V145L166 144V141H167V140H166L165 138L162 137L163 135H162ZM187 133H188V134H187ZM251 133H252V132H251ZM261 133H260V134H261ZM92 134H91V135H92ZM128 134H129V135H128ZM130 134H132V135H130ZM133 134H134V135H133ZM140 134H143V135H140ZM153 134H151L152 136H151V135H149V136H151V138H152V137H153ZM207 134H209V136H210V135L213 136L214 138L211 137L212 139H209V138L207 137V136H208ZM224 134H226V135H224ZM245 134H246V135H245ZM120 135H122V137L125 136L126 138H125V137L122 138ZM126 135H128V138H127ZM139 135H140V136H139ZM158 135H160V136H158ZM184 135H185V136H184ZM232 135H233V139H231V138H232ZM250 135L253 136V137H251ZM87 136H88V135H87ZM133 136H134V138H132ZM144 136L147 137L148 139L145 138ZM156 136L159 138V140H158V138H157ZM188 136H189L190 139H192L191 141L187 138ZM248 136H250L251 138L248 137ZM257 136H258L260 139H259ZM263 136H264V135H263ZM113 137H114L115 139H114ZM138 137H139V138H138ZM140 137H142L141 140H140ZM161 137H162V138H161ZM175 137H174V138H175ZM184 137H185L186 139H184ZM234 137L238 138L239 140L235 139ZM245 137H247V138H249V139H246ZM119 138L121 139V141H120ZM130 138H131V139H130ZM136 138H138V139H136ZM144 138L147 140V142H146V140H145ZM156 138H157V139H156ZM193 138H194V139H193ZM240 138H245V139H241V141H242V140L244 141V144H245V145H244V148L241 147L242 144H243V141L241 142V141H240ZM257 138H258V139H257ZM110 139H111V141H110ZM118 139H119V140H118ZM129 139H130L132 142H131ZM133 139H134V141H133ZM163 139H165L166 141L163 140ZM213 139H215V141H216L218 144L215 143V141H213ZM216 139H217V140H216ZM251 139H253V140H251ZM116 140H115V141H112V142L114 143V142H116ZM126 140H127V141H126ZM138 140H140V141H138ZM157 140H158L159 142H158ZM160 140H161V141H162V140L165 141V143H164V142H161ZM228 140H229V141H228ZM231 140H232V141H231ZM234 140L239 141V142H238V143H237L236 141L234 142ZM247 140H248V141H247ZM249 140H250V142H252V141H253V142L250 143ZM261 140H262V141H261ZM107 141H110V142L107 143ZM124 141H125V142H124ZM128 141H129V142H128ZM135 141H136V142H135ZM144 141H145L146 143H145ZM174 141H176V143H175ZM198 141H196V142L198 143ZM210 141H209V142H210ZM227 141H228V142H227ZM230 141H231V142H230ZM246 141H247V142H246ZM260 141L262 142V144H261ZM112 142H111V143H112ZM123 142H124V143H123ZM127 142H128V143H127ZM143 142H144L145 144H147V146H146L145 144H143ZM160 142H161V144L164 143L165 145H161ZM173 142H174V143H173ZM212 142H214L215 144L212 143ZM240 142H241L242 144H241ZM254 142H255V143H254ZM90 143H91L92 145H91ZM106 143L109 144V146L106 145ZM120 143H121V144H120ZM122 143H123V144H122ZM125 143H126V144H125ZM132 143H133V144H132ZM134 143H135V144H134ZM137 143H138L139 145H138ZM140 143H141V145H140ZM190 143H191V145H190ZM247 143H248V145H247ZM249 143H250V148H248V147H249ZM257 143H258V144H257ZM94 144H95V145H94ZM129 144H130V145H129ZM157 144H159L160 146L157 145ZM173 144H174V145H173ZM175 144H176V145H175ZM205 144H204V146H206ZM237 144H238V145L241 144L240 147L243 148V149H240L239 146H238ZM112 145H113L115 148H113ZM116 145H117V146H116ZM118 145H119V148H118ZM120 145H121V146H120ZM125 145H126V146H125ZM133 145H134V146H133ZM136 145H138L137 148H138L140 151L137 150ZM144 145H145L146 147H145ZM156 145H157V152H158L157 154L154 153V152H155V148H154V147H155ZM166 145H167V146H166ZM254 145H255V146H254ZM259 145H260V146H259ZM78 146H79V145H78ZM127 146H128V148H127ZM132 146H133V147H132ZM140 146H141V147H140ZM143 146H144L145 148H144ZM150 146H152L151 149H152L153 151H152L151 149H149L150 151H146V148H147V147L150 148ZM162 146H165V147H162ZM168 146H169V148H168ZM187 146H188V145H187ZM236 146H237V147H236ZM253 146H254V147H253ZM111 147H112V148H111ZM116 147H117V148H116ZM161 147H162V149H163V148H166V149H168L169 151H166L165 149H163V150L159 149V148H161ZM176 147H174V148H172V149H175V150H176ZM195 147H194V148H195ZM207 147H208V148H207L208 150L206 149V151H208V152L210 153V155H211V153H213V152L215 153L214 150L210 152V150H211L212 148H209V146H207ZM76 148L78 149L79 147H76ZM80 148H81V147H80ZM142 148H144V150H145L146 153L149 152V154H150V152H151V153L153 152V155H156V156H154V157H156V158L158 159V162H159V163L156 162L157 159L154 158L153 155L151 156V154H150L149 156H147L148 154L146 155L145 152L142 153ZM153 148H154V149H153ZM81 149H83V148H81ZM109 149H110V150H109ZM111 149H114V152H113ZM116 149H117L118 152L116 151ZM124 149H125V151H124ZM128 149H130V150H128ZM133 149H134V150H133ZM158 149H159V150H158ZM178 149H179V150H178ZM185 149H186V151L188 152V153H187L188 158H189V155L192 154V155H191V158H192L193 162H192V160L187 159V158L185 157V155H186V154H185L186 151L184 152ZM247 149H246V150H247ZM252 149H251V150H252ZM79 150H80V149H79ZM83 150H85V149H83ZM136 150L138 151V155H139V156L135 155V156H137V158H136V157L134 158V155H133V154L135 153ZM144 150H143V151H144ZM160 150H161V152H159ZM199 150H202L203 153H202V151H201V153H200ZM226 150H228V151H226ZM96 151H97V152H96ZM105 151H111L110 153H112V154L114 153L113 155H114L115 157H114V156H111V157H110V156H109V155H111L110 153L107 154V157H106L105 155H106V153H108V152L105 153ZM119 151H120V152H119ZM126 151H127V152H126ZM137 151H136V153H137ZM162 151L164 152V154H165V152H167V154H165V155H166V157H167L169 160L166 159V157H165L164 154H163V155L161 154ZM181 151L184 152V153H183L184 155L181 154V153H182ZM195 151H197V152H195ZM77 152H78V151H77ZM115 152H116L117 154H115ZM139 152H141V153H139ZM168 152H170V153H168ZM242 152H244V153H242ZM124 153H126V154H124ZM136 153H135V154H136ZM214 153H213V154H214ZM235 153H236V154H235ZM253 153H256L257 155H256V154H253ZM88 154H89V155H88ZM121 154H123L124 156L121 155ZM127 154H128V155H127ZM144 154H145L146 156H145ZM159 154L162 155V157H160ZM169 154H172V155H169ZM203 154H204V155H203ZM213 154H212V155H213ZM262 154H263V155H262ZM80 155H81V154H80ZM117 155H118V156H117ZM126 155H127V156H126ZM141 155H143V156H141ZM168 155H169V157H168ZM181 155H182V157H181ZM206 155H207V154H206ZM208 155H209V154H208ZM210 155H209L208 158L211 159V158H212V157H211L212 155H211V156H210ZM215 155H216V154H215ZM215 155L213 156L214 159L216 158ZM235 155H236V156H235ZM254 155H255V157H254ZM258 155H260L261 159H259ZM116 156H117V157H116ZM128 156H129V157H128ZM140 156H141V158H140ZM158 156H159V157H158ZM172 156H174V157H172ZM105 157H106V158H105ZM109 157H110V158H109ZM112 157H113V158H112ZM121 157H122V158L124 157V161H123V163H122V160H121L122 158H121ZM125 157H126V159H128V160H126ZM144 157H146V160H144V161H145V164L150 160V161H149L150 163H148L149 165H148V164H147V165H148L149 168L153 171L154 177H153V174L150 173L151 170H150V172L148 171V169H149L148 166H147V165H143L144 162L141 161V160L145 159ZM147 157H150V159L148 158V160H147ZM151 157H152V158H151ZM180 157H181V160H180ZM184 157L186 158L187 161L190 160V161H188V162L191 163L192 165L189 164V166L191 165L192 167H188V168H189L191 171L193 170V169H192V168H193V164H194V162H196V161H199L200 163L205 162V163H203L202 165H200V163H198V164L201 166V168H202L204 165H205V168H206V166H208L211 170H212V168L215 167L216 169H213V170H214L213 173H215V176H214L215 178L212 177V178H213V181H212V178L210 177V176L213 175V174H212V171H213V170L211 171V170L208 169V167H207L206 169H208V170L205 169V171H204V168H203V169L200 168L201 170H200V169H198V170H200V171L203 170L204 173H205V175H203V173H202L203 171H202V172H201V173H202V176H206L205 178L208 179V180H207L208 182H207L206 180H203V182H205V183L207 182V184H205V183H203V182H200V183H202V185H201V187H200V184H199L198 182H199V181H202L203 178H202V177H201V178H198V177H197V178L199 179V181L197 180V178H196V179L194 178V177H196L197 175L199 176V173H197L196 175H194L196 171H197V172H200V171L197 170V168H199V165L197 164V168H195L196 166L194 167L196 170H195V171H192L193 173L190 172V170L187 168L188 163L186 162L185 159L183 160ZM256 157H258V161L261 160L260 162H262L263 164L260 163V162H259V164H258V161H257V158H256ZM107 158H109V160L112 158V161H113V160H114V161H113V162H112L111 160L108 161ZM132 158H134V161H133ZM142 158H143V159H142ZM159 158H160V159H159ZM79 159H80V157H79ZM81 159H82V158H81ZM81 159H80V160H81ZM87 159H86V160H87ZM106 159H107L109 165L106 164V162H105ZM135 159H136V160H135ZM139 159H140V162H139L140 166L143 165V167H144L145 169H144L143 167L140 168V169H143V170L138 171V173H139L140 175L146 177V176L149 175V174H148V172H149V173H150V176H149L150 178H149V179L151 180V182L153 181V182H152L153 187L155 186V188L153 189V187H152V188L150 189V191H153V190H156V189L160 188L161 190H160V189H158V190H159L160 192H162L163 189H164V186H163L162 184L165 183V182L168 181V180H169L168 183L170 182V183H172V185H171V184H170V185L168 184V186H167V184H166L167 182H166V183H165V184H166V185H165V188L167 187V190H168V188H169L170 186H171L170 189H172V187L174 186V187H173L174 190L172 189V191H171V190L169 189L170 192H169V190H168L169 193H167V191H165V189H164L165 192L163 191L164 193H162V194H161L160 192H158V191H153L154 193H155V192H156V193H155L154 196H151V195L154 194V193H152V192H148V190H149L148 186L151 187L152 185H151V184H145V185H144V182L142 183L141 180H140V179H141V176H140L139 174L137 175L136 179H133L134 181H133V180H130V178H131V176H132V175H131V174H132V172H131L132 170H131V171H128V170H130V167H131L130 165H131V164H132V166H133V163H131V162L137 163V162L139 161ZM155 159H156V160H155ZM172 159H173V160H172ZM174 159H175V160H174ZM194 159H195V161H194ZM198 159H199V160H198ZM202 159L205 160V161H203ZM214 159H211L210 163H211ZM80 160H79V161H80ZM120 160H121V162H120ZM159 160H161V161L164 162V163H167L168 165L162 163V162L159 161ZM178 160H179V163L176 164V161H178ZM182 160H183V162H182ZM200 160H202V161H200ZM217 160L213 161L214 165H215V162H216ZM229 160H226V161H229ZM238 160H237V161H238ZM81 161H82V160H81ZM90 161H89V162H90ZM126 161H127V162H126ZM128 161H129V162H128ZM135 161H136V162H135ZM146 161H147V162H146ZM151 161H155L156 163H155V162L152 163ZM170 161H172V162H170ZM184 161H185L186 163H185ZM86 162H88V160H87ZM96 162H97V163H96ZM104 162H105V163H104ZM110 162H111V165H110ZM116 162H117V163H116ZM168 162H169L170 164L174 165V166L171 165V167H170V165H169ZM246 162H248V161H246ZM113 163H114V164H113ZM119 163H120V167H119V165H117V164H119ZM160 163H161V164H160ZM173 163H174V164H173ZM184 163L187 164V165L183 167L182 165H184ZM101 164H102V163H101ZM105 164L108 165V167H110V166H111V168L113 167V168H112L113 170H112L111 168H108V167L106 168V165H105ZM122 164H123V165H122ZM125 164H126V165H125ZM141 164H142V165H141ZM150 164H152L151 166L154 165V166H153L154 168H153V167L151 168V167H150ZM159 164H160V165H159ZM162 164H164L165 166H164V165L162 166ZM181 164H182V165H181ZM260 164H262L263 166H260ZM91 165H92V166H91ZM97 165H98V166H97ZM112 165H113V166H112ZM114 165H115V166H114ZM156 165L159 166V167L162 166V167H160V168H161L162 170L164 169L163 172H162V170H160L159 167H157L156 170H155ZM237 165L240 166V167H241V165H242L244 168H240V167H239V169H240V170H239V169H237V168H238ZM246 165H247V166H246ZM257 165H258V167L260 166L259 169H258ZM121 166H122V167H121ZM124 166H125V167H124ZM140 166H139V167H140ZM166 166H167V168H165ZM168 166H169V167H168ZM176 166H177L178 170H175V169H176ZM180 166H181V167H180ZM210 166H211V167H210ZM245 166H246V168H245ZM250 166H251L252 168H253L254 166L257 167V168L254 167L255 169H254V168H253V169H254V170H257V169H258L257 172H258V175H259L260 178H259V181L257 180L258 182L256 181L257 184L253 182V183L251 184V185H252L251 187H247V186L249 185V183H250V182L252 181V179H253V178H251V176L254 177V179H255V177H256V175H257V174H256L257 172L254 171L252 168H250ZM92 167H93V169H92V171H91V168H92ZM99 167H100V168H99ZM146 167H147V168H146ZM179 167H180V168H179ZM248 167H249V168H248ZM261 167H263V168H261ZM102 168H101V171L103 170ZM114 168H116V169H115V172H114ZM121 168H122V169H121ZM123 168H125V169H123ZM131 168H132V167H131ZM169 168H171V169H169ZM183 168H184V169H183ZM185 168H187L189 171H188L187 169H185ZM226 168H227V169H226ZM247 168H248V169H247ZM119 169H120V170H119ZM158 169H159L162 173H161V172H158V171H159ZM165 169L170 170V172L167 171V170H166V171H167V172H166ZM217 169H218V170H217ZM235 169H236V170H235ZM242 169H245L246 171H245V170H242ZM250 169H251L252 171H251ZM122 170H124L125 173H124ZM144 170H145V171H144ZM146 170H147V171H146ZM174 170H175V171H174ZM179 170H181V171H183V170L186 171V174H185V172H184V173H183V172L180 173ZM216 170H217L218 172H217ZM223 170H224V171H223ZM238 170L241 171V172H242V171H243V172L245 171V172L248 174V178H251V181L248 183V180H247V182H246L247 174H246V173L243 174V172H242V174H241ZM116 171H117V172H116ZM119 171H120V172H119ZM141 171H142V172H141ZM154 171H155V172L157 171L156 174H155ZM164 171L166 172L165 175H163V174H164ZM173 171H174V172H173ZM178 171H179V172H178ZM207 171H210L209 175H207L208 173L206 174ZM235 171H236V172H235ZM248 171H249V172L251 171V172H250L251 174L253 173V174H256V175H255V176H254L253 174L250 175V173H249ZM259 171H260L261 173H260ZM118 172L121 174L120 178L118 177L119 179H117V177H114V175H115V176H116V175L119 176V173H118ZM127 172H128V173H127ZM140 172H141V173H140ZM143 172H144V173H143ZM145 172H146V173H145ZM172 172H173V175L175 174V172H177V173L175 174L176 176L174 175L175 177H170V176H172ZM187 172H188V173H187ZM216 172H217V173H216ZM226 172H224V173H226ZM107 173H108V174H107ZM112 173H113V174H112ZM116 173H117V174H116ZM122 173H123V175H122ZM129 173H130V174H129ZM157 173H158V174H157ZM159 173H160V175H159ZM168 173H169V175H168ZM182 173L185 174V175H183ZM189 173L192 174V175H189ZM201 173H200V175H201ZM221 173H220V174H221ZM235 173H236V174H235ZM92 174H93V173H92ZM98 174H97V175H98ZM143 174H144V175H143ZM145 174H146V175H145ZM210 174H211V175H210ZM239 174H241V176L243 175L242 178H245V177H246V178L244 179L245 181H243V179L241 178V181L238 182L240 179H239V180H237V179L241 177ZM93 175H94V174H93ZM93 175L90 176L91 179H92L93 177H96L97 179L93 178L94 181H93V179H92V180L89 179V181L93 183V182H96V181L98 180V181H99L98 183H100V179H98L99 177H97V175H96V176H95V175L93 176ZM112 175H113V176H112ZM130 175H131V176H130ZM156 175H158L159 177L161 176V177L159 178V177L156 176ZM162 175H163V176H162ZM178 175H179V176L181 175V176H180L181 178H182V177H185V178L188 177V179H183V178H182L183 180H182V179H179L180 177L177 178ZM186 175H187V176H186ZM244 175H246V176H244ZM249 175H250V177H249ZM111 176H112V177H111ZM124 176H125V178H124ZM127 176H129V177H127ZM138 176H140V178H139ZM151 176L155 179V181H154V179H153ZM168 176H169V179H167ZM193 176H194V177H193ZM221 176H222V179H220ZM225 176H224V177H225ZM236 176H237V178H236ZM144 177H142V181L149 180L148 177H147V178H144ZM157 177H158L159 179H158ZM163 177H164V180L167 179L165 182L163 181ZM217 177H218V178H217ZM107 178H108V180H107ZM112 178H113V179L116 178L115 181H114ZM121 178H122V179H121ZM151 178H152V179H151ZM161 178H162V179H161ZM176 178H177V181H178V180L183 181V182H181V184H180V181H178L177 183H179V185L184 184V186H185V184H186V188H187V190H186V188H185L184 186H180V187L182 188V191H183V192H181L180 187L178 186L177 183H175V182H176V181H175ZM192 178L195 179L194 181H196L195 183H194V181H193V183H194V184L197 183V184H199V186H197V185L195 186V185L192 183V181H191ZM123 179H124V180H123ZM137 179L140 181V183L143 184L142 186L140 185V183L138 182ZM143 179H144V180H143ZM171 179H172V180H171ZM174 179H175V180H174ZM193 179H192V180H193ZM200 179H201V180H200ZM209 179H211V180H209ZM214 179H215V181H216V179H217V181L219 182V184L221 183L222 186L224 185L225 187L223 188V187L219 186L218 183H216V184L218 185V187H217L216 184H215V182H214ZM226 179H225V180H226ZM257 179H258V178H257ZM95 180H96V181H95ZM106 180H107V181H106ZM116 180H117V181L120 180V182L122 181L121 184H120V182H119V183H116ZM127 180H129V181H127ZM156 180H157V181H156ZM185 180H187V182L190 181V185H189V183L185 182ZM219 180H220V181H219ZM221 180H223V181H221ZM263 180H264V178H263L261 181H263ZM113 181H114V182H113ZM123 181H125V182H123ZM135 181H137V183H134ZM162 181H163V183H162ZM211 181H212V182H211ZM217 181H216V182H217ZM235 181H234V182H235ZM105 182H104V183H105ZM127 182H128V184H126ZM149 182H150V181H149ZM149 182H148V181H147V182L145 181V183H149ZM158 182H159L160 184L162 183L160 187H159L160 184H159ZM173 182H174V184H173ZM209 182H210V186H212V187L209 186ZM222 182H224V183H222ZM241 182H242L243 184H242ZM96 183H97V182H96ZM108 183H109V181H108ZM110 183H109V184H110ZM114 183H116V184H114ZM132 183H133V184H132ZM155 183H156V185H157L158 187L155 185ZM211 183H212L213 185H212ZM237 183H238V184L240 183L241 185H238ZM247 183H248V184H247ZM263 183H264V182H263ZM93 184H94V183H93ZM117 184H119V185H117ZM131 184H132V185H131ZM191 184H192L194 187L191 186ZM214 184H215V186H214ZM244 184H246V185H244ZM261 184H262V182L260 183V185H261ZM105 185H106V183H105ZM116 185H117V186H116ZM120 185H121L122 187H121ZM125 185H126V186H125ZM135 185H136V186L139 185V186H137V187H141V188H140V191H137L138 188L135 187ZM176 185H177L178 187H177ZM204 185H206V186L208 185V186L206 187V186H204ZM243 185H244V186H243ZM93 186H94V185H93ZM110 186H111V187H110ZM118 186H119L120 189H121L120 191H119V187H118ZM128 186H129V187H128ZM143 186H144L145 188H146V186H147L146 190H147L148 197H147V195H146V190H145V188H144ZM188 186H189V187H188ZM190 186H191L192 188H190ZM239 186H241V187H239ZM249 186H250V185H249ZM262 186H263V184H262ZM107 187H109V190H110V192L112 191V193H110L109 190H107ZM127 187H128V188H127ZM142 187H143V188H142ZM205 187L207 188L206 193H204V192H205ZM215 187H216V189H215ZM232 187H234V186H232ZM232 187H231V186H229L228 188L226 187L227 189L225 190V193H224V192L222 193L221 196H222L223 198H225V200H226V197H225V195H223V194H226V193L229 194L230 191H231L230 193L232 194V193H233V192H232V191H233V188H232ZM238 187L240 188V190H239ZM246 187H247V188H246ZM252 187H254L255 189H257V190L255 191V192H256L255 194L258 195V194L260 193L257 197H259V196L262 195L261 198L259 197L258 199H257V198L254 199V198L256 197V195L253 193V192H254V189H253ZM115 188H116V189L118 188V190H117V194H116L115 191H114ZM175 188H177V189H175ZM184 188H185V189H184ZM210 188H211V190H210ZM212 188L216 190L215 193H214V190L212 191ZM217 188H221L222 191H219L220 189H217ZM222 188H223V189H222ZM229 188H231V190H230ZM251 188H252V189H251ZM263 188H264V186H263ZM152 189H153V190H152ZM183 189L185 190L186 195H183V194H184V190H183ZM188 189H189L190 191H191V189H192V191L190 192ZM194 189H195V190H194ZM208 189H209L210 191H209ZM228 189H229V191H227ZM124 190H125V193H124ZM138 190H139V189H138ZM141 190L144 191L145 193L143 194V192H142ZM175 190H176V191L180 190V191H179V192H176ZM237 190H238V191H237ZM252 190H253V191H252ZM263 190H264V189H263ZM133 191H135V192H133ZM174 191H175V192H174ZM217 191H219V194H218ZM226 191H227V192H226ZM249 191H250L251 194L249 193ZM259 191H261V192H259ZM108 192H109L110 195L112 196V197H111L112 199H111V198H110L109 200L107 199L108 196L110 197V195H108ZM132 192H133V193H132ZM138 192H139V195H137ZM141 192H142V193H141ZM173 192H174V193H173ZM180 192H181V193H180ZM188 192H189V193H188ZM209 192H211V193L213 192L214 194H212L211 197H210L209 195H210L211 193H209ZM236 192H235V193H236ZM243 192L241 193V191H240L239 193H241V194L238 193L239 197L243 194ZM247 192H248L249 194H248ZM257 192H259V193H257ZM113 193L116 195V198H115V195H114ZM140 193H141V195H140ZM159 193H160V194H159ZM199 193H200V191H199ZM235 193H233V195H232L233 200H237V199H236V198H237L236 196H238V195H236L237 193H236V194H235ZM123 194H122V195H123ZM134 194H135V195H134ZM142 194H143V196H142ZM150 194H151V195H150ZM179 194H181L182 196L180 197ZM228 194H226V195L229 196ZM234 194H235L236 196H235ZM252 194H253V195H252ZM144 195H145L147 198H145ZM149 195H150V197H149ZM133 196H134V197H133ZM135 196H136V197H135ZM137 196H138V197H137ZM141 196H142V197H141ZM161 196H160V197H161ZM184 196H185V197H184ZM189 196H190V195H189ZM221 196H220V197H221ZM242 196H243V195H242ZM248 196H247V197H248ZM250 196H249V197H250ZM253 196H254V197H253ZM104 197H105V198H104ZM113 197H114V198H113ZM162 197H161L160 200H162ZM165 197H164L163 199H165ZM167 197H168V195H167ZM167 197H166V198H167ZM170 197H171V198H170ZM182 197H183V199H182ZM205 197H210V198L207 199V202H205V201H206V198H205ZM222 197H221V198H222ZM239 197H238V200H239ZM244 197H245V196H243V198H244ZM137 198H142V200L139 199V200L137 201ZM144 198H145V200L147 199L149 202H146V203L144 202L145 204L143 203V204L141 205V203L143 202V199H144ZM148 198H149V199H148ZM180 198H181V199H180ZM234 198H235V199H234ZM243 198L241 197L240 200L243 199ZM156 199H159V197H158V198H155V201H156V202L151 203V205L154 204V205H152V206H156L157 203H158L157 206H159V204H160V207H153V209L155 208V209H154L155 212H154V211L152 212L151 209H150V210L148 209V211H147L146 209L143 210V213H144V211H145L146 213L148 212L147 215L144 214V215H146V217H147L148 215H150V216H149L150 218H148L149 220H150V219L152 220V218H154V216H153L154 214H155V215H159V214H160V215H161V218H162V216L165 217V214H167V212H168L169 210H172V209H174V211H175L176 208H179V210H180V209H181L180 207H182L181 210L184 211L183 209H185V207H187V204H186L185 202H188V201H184V205H183V203H181L182 206H180V203H179V206H176V205H173V204H172V203H174L173 200H172V202H171V200H169L168 198H167L168 200L165 199V200H166V204H164V203H165V200H163V201H164V203H163L162 201L160 202V200H158V201H159V202H158ZM195 199H196V200H195ZM229 199H230V197H229ZM229 199H228V197H227V200H226V201L224 200V201L227 203V205L232 201V198L230 199L231 201H229ZM244 199H246V197H245ZM244 199H243V200H244ZM111 200H113V201H111ZM181 200H182V201H181ZM185 200H187V198H186ZM216 200H218V201H216ZM222 200H223V199H222ZM222 200H221V201H222ZM240 200L237 201L238 204H240V203L242 204V202H241ZM115 201H116V202H115ZM167 201H170L169 204H167ZM210 201H211V200H210ZM213 201H211L210 203H212ZM215 201H216V202H215ZM104 202H105V203H104ZM129 202H130V201H129ZM135 202H136V204H137V202H140V204H139V203L137 204V206H138V205H141L140 208H137ZM225 202H224V203H225ZM228 202H229V203H228ZM252 202H251V206H250V207L252 208V207L254 206L253 209H251L250 207H248V206L250 205L249 203H248V206L246 205V206H247V208L245 207L246 209H245V208L242 209L243 206H242V205H239L240 208L242 207L240 212H239V211H236V210L240 209L239 207H238V209L231 208V207H234L233 205H234L235 202L232 203L233 205L231 204L232 206L229 204L230 209H228V210H225L223 207L220 208V207L222 206V204H223V202H221L220 204H218V205H220L218 208H217V206H216L217 203H216L215 206H213L214 209H215V208H216L217 210H218V209H219V210L221 209L220 211H219V210H218V211L216 210L217 213H215L216 211L213 210L212 207H209V206L207 205L208 208H209V210H210V208H211V210L214 212V215H213V212H212L211 214H210V213H207V214H210V215H206V214H204V212H202V210H201L202 208H201L200 211H198L196 214H198V215H197L198 217H199V214H200L201 217H203V219H204L205 216H206V217H207V216H210L209 219H208V218L204 219V220H207V219H208V223H206V221H205V223H206L208 226H210L209 223H210L211 220L213 221V222L211 221V224L214 223V222H217V220H219V216H220V215H222V217H223V215H225V217H226V215H227L228 218H229V215H231V218H229V219H231V221H230L227 217H226V218L228 219V222H229V223H230V222H231L232 224L235 223V224H236V225H235L236 227L238 226V224H239L240 221H243V222H244L245 219H248V218H249L250 220H247L249 223L245 221V223H244V225H243V222H242L241 224H242L243 226H241V227L246 226V223H247L248 226H250V227L252 226V228H255V227L257 226L256 228H259L258 231H257V233L259 234L260 231H262V230L264 231V229H262V227L264 226V224H263V223H260V222H262L261 219L264 220V215L262 214V213H264V210H263V209H264V205H261V207H260V206H257V205L261 204L262 202H260V203H259V202H257V203L254 202V205L252 204ZM108 203H107V204H108ZM155 203H156V204H155ZM176 203H177V202H176ZM188 203H189V202H188ZM192 203H190V205L188 204V207H187V208L191 209V205H192ZM208 203H209V202H208ZM210 203H209V204H210ZM226 203H225V204H226ZM244 203L246 204V200H245ZM244 203H243V204H244ZM258 203H259V204H258ZM107 204H106V205H107ZM113 204H114V206H113ZM118 204H119V203H118ZM133 204H134V205H133ZM163 204H164V205H163ZM171 204L173 205V206H172V209H171V206H170ZM174 204H175V203H174ZM185 204H186V205H185ZM225 204H224V205H225ZM245 204H244V206H245ZM256 204H257V205H256ZM263 204H264V203H263ZM162 205H163V207H165V208H167V206H165V205H168L170 208L168 207V208H169V210L167 209L168 211H163V210H166L165 208H163V210L161 209V210L163 211V213L161 212L160 209H157L158 212L160 211V212L158 213V212L156 211V208H162ZM195 205L192 207V208H193L192 210L195 209V208H194ZM212 205H213V203L211 204V206H212ZM227 205L224 206V207H225V208H229ZM236 205H237V204H236ZM255 205H256V206H255ZM110 206H111V208H109ZM142 206H143V207H142ZM148 206H149V205H146L145 208H146V207L148 208ZM174 206H176V208H175ZM184 206H185V207H184ZM189 206H190V207H189ZM262 206H263V208H262ZM138 207H139V206H138ZM141 207H142V209H141ZM173 207H174V208H173ZM183 207H184V208H183ZM199 207H198V209H199ZM235 207L237 208V206H235ZM255 207H256V209H257V207H260V208H258L257 210H256V209H255V210L258 212V215H259V216H260V214H261V216L259 217V218H261V219L258 218V216H257V214H256L257 212L254 210ZM150 208H152V207H150ZM208 208L206 209L205 213H206L207 211H209ZM249 208H250V209H249ZM108 209L110 210V212H109V211H106V210H108ZM112 209H113V210H112ZM129 209H130V208H129ZM131 209H130V212L133 213V211H131ZM136 209H134V210H136ZM198 209H196L195 211H197ZM204 209H205V208H204ZM204 209H203V210H204ZM222 209H224L225 212H226V211H229V210L231 211V209H234L233 212H235V211L238 212L239 214L234 213V215H235V214H237V215H235V216L233 215V216L235 217V220H238L239 218L244 217V216L246 215V213H247V215H246L247 218H244V220L241 218L242 220L239 219V220H238L239 222L234 220V221H235V222H234V221H233L234 218L232 219V217H233L232 214H230V212H227L228 214H227V213L225 214V213H224V210H222ZM111 210H112V211H111ZM179 210H176V211L179 212ZM181 210H180V211H181ZM186 210H187V209H186ZM192 210H191V212H192ZM242 210H244V211L247 210V211L244 212V211H242ZM253 210H254V212H256V213H254V214H256V215L253 217V218H254V219H253V220H254V223H253V220H252V216L254 215L253 212H252ZM119 211H120V212H119ZM187 211H188V212H187ZM187 211H185V212H187V214H186V215L184 214V215L187 217V218H186V217L184 216L185 219L182 217V216H183L182 214L185 213V212H183L182 214H181V212H180V213H177L176 215H175V214H171V215H170V217H171L172 215H175V216H177L178 214H181V215H182L181 218H183V220H186L185 224H187V225L189 226V227H187L184 223H182V222H184V221H181V219H180L179 217H176V218H178V221H179V219H180V222H178V223H181L182 225H184V226H182V225L179 226L180 228H182L183 231H185L187 228L190 229V227H191V225L189 224V223H190V220H189L188 218H189V217L192 218L193 216H196L195 212H194V213L192 212V214H191V212H190L191 215L194 214V215L191 217L190 214H188V213H189V210H187ZM222 211H223V212H222ZM250 211H251V212H250ZM261 211H263V212H261ZM111 212H114V214H113L114 216L111 214ZM117 212H118L119 214H118ZM134 212H135V211H134ZM137 212H138V211H137ZM137 212L135 213V215H137ZM151 212L154 213V214H152ZM156 212H157V213H156ZM171 212L174 213L173 210H172ZM171 212H170V211L168 212V217H169V213H171ZM199 212H202V213H199ZM218 212H219L220 214H219ZM233 212L231 211V213H233ZM260 212H261V213H260ZM108 213H109V214H108ZM150 213H151V214H150ZM242 213H243L244 216L242 215ZM104 214H105V215H104ZM133 214H134V213H133ZM162 214H164V215H162ZM202 214H203V215H202ZM215 214H217V215L219 214V216L217 217V216H215ZM240 214H241L242 216H240ZM248 214H249L250 216H249ZM100 215H99V217H100ZM106 215H107V216H106ZM108 215H109V216H108ZM135 215H132V214H131L130 216H135ZM160 215H159V216H160ZM238 215H239V218L237 219ZM110 216H113V217H111V219H109ZM115 216H116V217H115ZM137 216L142 217L141 214H140V215L138 214ZM179 216H180V215H179ZM188 216H189V217H188ZM211 216H212V217H211ZM213 216H215V217H213ZM105 217H106V218H105ZM119 217H120V216H119ZM135 217H136V216H135ZM151 217H152V218H151ZM166 217H167V216H166ZM166 217H165V218H166ZM172 217H173V216H172ZM172 217H171V219H172ZM250 217H251V218H250ZM256 217L258 218L257 220L255 219ZM104 218H105V219H104ZM113 218H114V219H113ZM174 218H175V217H173V219H174ZM226 218L224 219V217L221 218V216H220V220H221V219H222V220L224 219V220H223V221H224V224L221 222L222 220L219 221V222H217L218 224H216V225H218V228H219V229L216 227V225H214V226H215L214 228H215L216 230H215L214 228H211V229H214V230H212L211 233H210V230H211V229L208 230V231H205V230H204L207 234H206L204 231H201V230L199 231V229H201V228H199L198 225L201 224L200 222L204 221L203 219H201V218L199 217V221H200L199 224H197V222H198L197 220H198V219H196L195 217L193 218V220L191 219V220H192V221H191L192 224H194V223H195L194 221L196 220V224H194V225H196V228H195V227H191V228H193V229H190V231H191L193 234L191 233V235L189 236V234H188V233H189V232H188L189 229H188L187 232L185 231L184 233H183V232L180 233L181 235L183 234L182 236H184V235L186 236V233H187V235H188L189 238H190V239H187L188 236H186V237H185V240H188L190 243H188L187 245L184 244L185 246L182 245V247H186V249L183 248V250L185 249V250L189 251V254H186V255L189 256V257H187V256L185 255L186 251L182 252L183 250L180 249V247H181V246H180L181 243H179V240L182 239L183 241H185L184 238L176 237L177 239H179V240H177V239L174 237V238L176 239V241H174V238H173V240H172V239H170V240H172V241H174V242H177L176 244L179 243L180 245H179V244H178V245H179L180 247L176 249L177 245L175 244V247H174V248L176 249V251H174V254H175V252H176V255H174L173 252H171L170 255L173 254V255L176 256V257L172 258L173 256H172V257L170 256L171 258L169 257V262L167 261L166 264H168V263H169V264H175V263L177 264L178 261L181 260V262H183L184 259H185L186 261H185V263L183 262V264H186V263L189 264L188 260H189V261L192 260L193 263H195V260H196V259H198V260H196V263H195V264H199L200 261L202 262V261H204V259H205L204 262H206V263L202 262V264H203V263H204V264H209V263H211V264H212V263H213V264H216L218 261H219V262H218L217 264H220V262H221L222 264H225L226 262L223 263V262H224V261H223V260H224V256H226L225 258H228V257H230V256H232V255H234L235 258H236L237 260H239V261L234 260L235 258L233 259L234 261H232V259H230V258H232V257H230V258H228V259H225V261H226V260H227V262L230 261V262H229L230 264H232L231 262H233V264H242V263L245 264V262H246V264H248V261L251 262V261H252L251 259L254 258L253 261L251 262V264H252V263L255 264L256 259H258L257 256L259 255L260 258H261V256L263 257V258L260 259L261 262L263 261V262L260 263V264H264V260H263V259H264V249H262V248L264 247V245H263V246L261 245V244H264V240H263V239H264V233H263V231L260 233V234L263 233V235H262L263 237L259 235L260 237L263 238V239L261 238V239H262V240H261L262 242H261V241L259 240L260 237H259V239L256 238V237H257V235H256L257 233H256V231H255V230H257L256 228H255V230H250V229H249L250 227H249V228H246L247 230L249 229V231H250V232L252 231L253 233H250V232L247 231V230H246V233H244V230H245V229H244L243 231L241 230V232L244 233V234H242V233L240 232V230H239V228H240V225H239V226H238L239 228H237V229H238V230H237V233L240 232L242 235H241V234L238 235L239 233L237 234L235 230H234V231H235L234 234H233V232H231V230H230V229L232 228V231H233V228H234V227H233L234 224H233V226H232V227H229V230H227L226 235L229 236L230 233H232L233 236L230 235V236H232V237H228V236H227V237L230 238V239L232 238L231 241L233 240V242L235 241V243L231 242L230 239H229L230 243H232L231 245H233V246L228 247V244H227V246H225L226 244L222 246V244L224 243L223 240H225V239L228 240V238H225L226 235H224V233H223V232H224L223 226L225 227V220H226V222H227V219H226ZM112 219H113V221H112ZM116 219H117V220H116ZM162 219L164 220V218H162ZM162 219L159 220V221H163ZM167 219H168V218H167ZM167 219H165V220L167 221ZM169 219H170V218H169ZM171 219H170V220H171ZM194 219H195V220H194ZM200 219H201V220H200ZM214 219H217V220L214 221ZM100 220H99V221H100ZM149 220H148V222H146L147 224H150V226L148 225L149 227L153 228L154 225H155V226L158 225V224L155 222V220L153 219L154 223H156V224H154V225L152 226V224H153L152 222H153V221L150 222ZM156 220H158V218H157ZM165 220H164V221H165ZM170 220H168V221H170ZM175 220H176V219H175ZM260 220H261V221H260ZM108 221H109V222H108ZM115 221H116V222H115ZM164 221L161 222V223H162L161 225H163V224L165 225V223H166V224L168 223V224H170V225L173 227V226H176V223H177V222L174 223L175 221H173V224H172V223H169L168 221H167V222H166V221L164 222ZM176 221H177V220H176ZM232 221H233V222H232ZM250 221H251V222H250ZM259 221H260V222H259ZM101 222H100V223H101ZM170 222H171V221H170ZM188 222H189V223H188ZM220 222H221V224H220ZM257 222L260 223L259 227H258V224H259V223H257ZM263 222H264V221H263ZM151 223H152V224H151ZM159 223H160V222H159ZM178 223H177V226H178ZM229 223H226V227L230 225ZM237 223H238V224H237ZM250 223H251V224H256V225L253 226V225H251ZM102 224H100V225H102ZM174 224H175V225H174ZM206 224L203 223V225H205L206 228H205L202 224H201V225H202L201 227H204V228L207 230V229H208V226H206ZM220 225H222V226H220ZM261 225H262V226H261ZM148 226H147V227H148ZM185 226H186V228H184ZM212 226H213V224H212ZM212 226H211V227H212ZM99 227H101V226H99ZM149 227H148V228H149ZM172 227H171V229H172ZM197 227H198V232H199L198 235L196 234ZM221 227H222V228H221ZM226 227H225V228H226ZM106 228H107V229H106ZM168 228H169V227H168ZM183 228H184V229H183ZM194 228H195V229H194ZM204 228H202V230H203ZM252 228H251V229H252ZM260 228H261V229H260ZM263 228H264V227H263ZM100 229H101V231L103 230L102 227H101ZM173 229H174V227H173ZM175 229H176V228H175ZM217 229L219 230V233H223V234H219V235H220V236H219V235H218V231H217ZM221 229H222V232H221ZM241 229H242V228H241ZM179 230L182 231L181 229H179ZM194 230H195V234H196L195 236H193V235H194ZM149 231H152V229L149 230ZM180 231H179V232H180ZM214 231H216L215 234L217 233L216 236L213 235ZM228 231H230V232H228ZM167 232H168V231H167ZM167 232H166V233H167ZM198 232H197V233H198ZM201 232H202V234H201ZM208 232H209L210 234H209ZM171 233H172V232H171ZM171 233H170V234H171ZM203 233H205L204 235H207V236H206V237H207V238H206L207 240H212V239H213V236L216 237V239L219 238V237H221L220 239L223 241V242H221L222 244H221L218 240H216L217 243H216L214 240H212V241H214L215 243H214V242H211V241L208 242V241L205 240L204 237H202V238H204V239H203V240H202V239H198V241H199L200 243H199V244L196 243V246H193V245H195L194 242L197 241V240L195 239V237L198 238V236H199L200 234H201L202 236H204ZM228 233H229V234H228ZM248 233L252 235V236H251V235H250V236H251L254 240H253L251 237H249V234H248ZM255 233H256V234H255ZM144 234H145V233H144ZM147 234H149V233H146V235H147ZM208 234H209V235H208ZM246 234H247V238L249 237L248 239H249L250 241L246 238ZM150 235L153 237V236H155V235H157V234H154V233L152 234V233H150ZM201 235H200V236H201ZM210 235H212L211 239H210V237H209ZM221 235H224V236H223L224 239H223V237H222ZM236 235H238V242H239L238 244L236 243V242H237V241H236V239H237V238H236ZM98 236H99V237H98ZM143 236H145V235H143ZM160 236H162V237H160ZM163 236L166 237V235H159V234H158V237H159V238H164ZM182 236H180V237H182ZM191 236L194 237V240L192 239ZM218 236H219V237H218ZM240 236H241V237L243 236V238H244V236H245V239H242V240H243L242 243L240 242L241 239H239ZM155 237H156V236H155ZM208 237H209V239H208ZM234 237H235V238H234ZM254 237H255L256 239H255ZM98 238H100V239H98ZM149 238H150V237H149ZM199 238H200V237H199ZM250 238H251V239H250ZM191 239H192L193 242H191ZM234 239H235V240H234ZM257 239H258V240H257ZM96 240H94V241H96ZM103 240H104V241H103ZM163 240L165 241V239H163ZM200 240H201L202 242H203V241H206V242H205V243H206V248L208 247V245L210 246V244H211V246H213L214 244H216V245L218 244L219 247L217 246V247H218L217 249H216V245H215V247H213V248L216 249V251H215L216 253L213 252L214 249L211 250L212 247H211V248L209 247V249H206V251H203V252H206V253H207V254L205 253V255H206V257H205L204 254H203V252L200 251V250H202V249H205V243H204V242L202 243ZM227 240H225L226 243L228 242ZM166 241H167V240H166ZM188 241H187V242H188ZM198 241H197V242H198ZM258 241H259V244H258ZM174 242H173V243H174ZM247 242L249 243L248 247L246 246V243H247ZM99 243H100V244H99ZM184 243H186V241H185ZM209 243H210V244H209ZM213 243H214V244H213ZM228 243H229V242H228ZM230 243H229V244H230ZM243 243H244V245H245L247 248H246L245 246H242V248H241V249L239 248V251H238V248L236 249V247H237L239 244H242V245H243ZM248 243H247V244H248ZM260 243H261V244H260ZM101 244H103L104 246L101 245ZM182 244H183V242H182ZM191 244H192V245H191ZM201 244L203 245V248H200V247H201ZM207 244H208V245H207ZM251 244H252V245H251ZM254 244L256 245V247H257V246H260V247L253 248V246H255ZM100 245H101L102 247H100ZM172 245H174V244H172ZM172 245H171V246H172ZM197 245H198V246H197ZM199 245H200V247H199ZM236 245H237V246H236ZM187 246H188V247L191 246L192 248H190V247L188 248ZM235 246H236V247H235ZM89 247H90V246H89ZM96 247H94V248H96ZM196 247H198V248H196ZM225 247H227V249H226ZM233 247H234L235 250H233ZM239 247H241V245H239ZM101 248L103 249V250H102L103 252H101ZM172 248H173V247H172ZM174 248H173V249H174ZM194 248H195L196 250L198 249V250H197V251H198L197 254H199V252L202 253V254H201V257H200V256H198L199 258H198V257H194V255L197 256V254H196L197 251H195ZM224 248H225L226 250H224ZM244 248H245V249H244ZM252 248H253V249H252ZM259 248H261L262 250H261V249L259 250ZM175 249H174V250H175ZM178 249H179V250H178ZM191 249H192V250H191ZM220 249H223L224 251H223V250H220ZM230 249H232V251H231ZM248 249H249V251H248ZM250 249H251V250H250ZM257 249H258V250H257ZM180 250H182L181 252H182L185 256H183V254H182V255L180 256V258H177V256L180 255V254H179V253H180V252H179ZM209 250H210V251H209ZM219 250H220V252L222 251L223 253H222V252L220 253ZM228 250H229V251H228ZM254 250H256V251H254ZM87 251H88V250H87ZM177 251H178V255H177ZM192 251H194V252H193L194 255H193ZM207 251H208V252H207ZM226 251H227V253H228L227 255H229V252H230V251H231V254H232V255H229V256L227 257V255H224ZM242 251H243V252H242ZM250 251H251V252H250ZM253 251H254V252H253ZM260 251H261V253H262V252H263V253L261 254ZM100 252H101V253H100ZM212 252H213V253H212ZM217 252H218V254H217ZM232 252H233V253H232ZM237 252H238V255L236 254ZM239 252L241 253V255H242L244 258H245V256H246L245 260H243V259H244L243 257H241L242 259H239L240 256H241ZM256 252L258 253L257 256H255V255H256V254H255ZM87 253H88V252H87ZM87 253H86V255L88 256L87 259H89L90 256H89ZM99 253H100V254H103V256L101 257ZM104 253H105V254H104ZM187 253H188V252H187ZM190 253H191V256H190ZM219 253H220V255H221L222 257L219 255ZM234 253H235V254H234ZM243 253H244V254H243ZM245 253H246V255H245ZM250 253H251V254H250ZM259 253H260V254H259ZM212 254H213V256H212ZM215 254H216L218 257L215 256ZM249 254H250V255H249ZM86 255H85V259H86V257H87ZM92 255H91V257H93ZM98 255H99V258L101 257V259L98 258ZM104 255H105V256H104ZM192 255H193V256H192ZM199 255H200V254H199ZM202 255H203L205 258H203ZM207 255L209 256L210 259L207 257ZM247 255H248V256H247ZM251 255L255 256L256 259H255V257H253V256H251ZM214 256H215L216 258H213ZM104 257H105L106 259H104ZM158 257H159V256H156V257H155V258H157V260H155V258H153V259L155 260V262L157 261L156 263L154 262V264H157V263L160 262V261L158 262V260L161 259V257H160L159 259H158ZM178 257H179V256H178ZM183 257H185V258H183ZM186 257H187V258H186ZM190 257H191V258H190ZM220 257H221L222 259H221ZM237 257H238V258H237ZM251 257H252V258H251ZM96 258H97V259H96ZM176 258H177V259H176ZM189 258H190L191 260H190ZM193 258H195V260H194ZM200 258H201V260H200ZM217 258H218V259H217ZM219 258H220V259H219ZM172 259H174V260H173V263H171ZM178 259H180V260H178ZM206 259H207V260H206ZM212 259H213L214 261H213ZM248 259H249V260H248ZM182 260H183V261H182ZM209 260H210V262H209ZM211 260H212V261H211ZM215 260H216V261H215ZM217 260H218V261H217ZM221 260H222V261H221ZM85 261H88V260H85ZM95 261H97V262L99 261V263H97V262L95 263ZM240 261H242V262H240ZM244 261H245V262H244ZM91 262L88 261V263H86V262H85V263H86V264H89V263L92 264ZM143 262H144V261H142L141 264H142ZM150 262H151V260H150ZM161 262H163V261H161ZM161 262H160V263H161ZM174 262H175V263H174ZM181 262H180V264H182ZM207 262H209V263H207ZM239 262H240V263H239ZM258 262H260L259 259H258V261H257L256 263H258ZM85 263H84V264H85ZM152 263H153V262H152ZM152 263H151V264H152ZM160 263H159V264H160ZM149 264H150V263H149ZM161 264H162V263H161ZM178 264H179V263H178ZM226 264H228V263H226Z\"/></svg>",
  "mask_w": 264,
  "mask_h": 264
}]
</instances>
